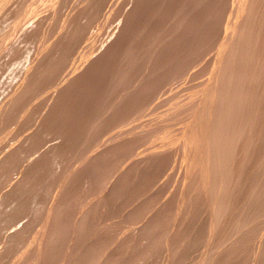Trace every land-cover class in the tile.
Masks as SVG:
<instances>
[{
    "label": "rangeland",
    "instance_id": "obj_1",
    "mask_svg": "<svg viewBox=\"0 0 264 264\" xmlns=\"http://www.w3.org/2000/svg\"><path fill=\"white\" fill-rule=\"evenodd\" d=\"M7 1V2H6ZM13 2V4H14V2H16V1H18V0H15V1H13V0H4V1H0V6L3 4V2H6V3H4L1 7H0V14H2V18H0V20L1 19H3V20H1L0 21V26L1 27H4V28H1V29H4V30H1L0 29V45H1V40H3V41H5L4 43L2 42V47H0V50L2 49V48H4L5 50H7L9 47L11 48V46H9V45H6L7 47H5L4 45L5 44H8V43H10V45L12 44V48H11V50H9V53H10V55H7V54H9L7 51H5V52H1L0 53V56L2 57V53L4 54L3 56H5L6 58H7V60H6V58H4V57H2L4 60H2V58H1V63L3 64V62H4V64H3V66L5 67V65L6 64H8L9 66H11V68L8 66V65H6V72L3 70V73H1L2 71H1V68H0V76H1V79L4 77V75H9L10 76V73H11V80H10V77H9V80H8V77H7V79H6V77L5 78H3L2 80H1V82L3 81L4 83H2V85H0V87H2V88H0V91H2L3 90V88L5 89L6 88V90H7V88L9 87V86H12V84L14 85V88H16V84H17V82H15V81H18L20 78H21V74H22V72H24V71H26V70H24L23 71V68L25 67V69H27L28 67H32V66H34L35 68L36 67H39L40 68V75H38L37 74V77H36V79H33L34 80V82H35V85H33V90L31 91H29V93L31 92H33L32 94H33V96H32V94H28V101H27V96L25 97V98H23L24 100H26L27 102H30L29 100H32L31 101V104L29 105V104H27L25 101V103L29 106V109H31L32 111H33V109H32V102L34 103L35 101H33V100H37V101H41L42 99H44L43 98V96H47V98H50L52 95H54V96H58V97H60V99L58 98V97H54L55 99L56 98H58V101H57V99H56V101H55V99L53 98V96H52V99L50 98V99H46L43 103L46 105H43V103H42V101H41V103L40 104H38L39 106H40V108H42V109H40L39 108V106L37 107H35L34 105H35V103L37 102H35L34 103V105H33V108H37L35 111H33V112H36L35 114H33V112L32 111H30L29 109H28V107H26L25 105L26 104H23V102H22V100H21V102H22V104H21V102H19L17 105L19 106H22V105H24L27 109V113L26 112H24L25 113V117H23V111H25V107L23 108H19L17 105H15V106H17V108L16 109H18V110H16L15 109V111L12 109H10V111H12V113L13 112H20V115L18 116L17 115V117L20 119V120H22L23 118H26L27 116H29L28 118H26L27 119V121L29 120V119H31L30 121H31V123H32V127L33 128H35L37 125V127H36V129H33L32 127H31V123H29V125H30V127L31 128H29L27 125H28V123L26 122H24L23 123V120H22V122L21 121H19L18 120V122H17V118H16V120L14 119L16 116L14 115L13 117H12V119H14L13 121H12V119H11V117H10V119H11V121L10 122H12V123H14L13 124V126H12V124L9 122V118H7L6 116V119H8V123H9V125L11 124V126H9L8 125V123H6V125H8L7 127H6V125H4L5 126V128H7L6 130L5 129H3V133L1 132L2 130L0 129V135H2V139H0V140H3V138H4V136H5V134L7 133V135H11L12 133H11V129L13 130V133L15 134H17V130H19L18 128H20V127H28V128H26V129H28L27 131L25 130V133L24 134H22V135H20L21 133H20V131L18 132V133H20V134H18L19 135V138H18V136H17V138H15L16 137V135L14 136V134L13 135H11V136H14V137H12V138H10V136H8V138L7 137H5V138H7V139H5V140H8V141H10V140H13V141H15V142H17V140H18V143H19V140H22V142H24L23 144H24V146H25V140L27 139H25L24 141H23V139H24V137H26V136H28V142H31V143H33V144H29V143H27L26 144V147H24L21 143V145H20V147L19 148H21V146L22 147H24V148H22V149H19L18 148V143L16 144L17 145V149H18V151L20 152L21 150H27V151H25V153L27 152V154H25L24 153V151L23 152H20L21 154H18L17 152V157H18V155L20 156H25V155H27L28 157L26 158V156L24 157L26 160L27 159H29V160H27L28 162H26L25 161V159L23 160L21 157V159L23 160V162L24 163H22V160L21 159H18L19 160V162L17 161H12L11 162V164H12V167H11V164L9 163V161H8V163L10 164H6L5 166H10L9 168H10V170L12 171H7L10 175L11 174H15L14 176V178H15V180H13L12 178H10L9 176L10 175H8V177H9V179H6V177L5 176H7L6 175V173H4V170L6 169V167L4 166L3 167V165L4 164H2L1 162V164H0V166H1V168H0V173L1 172H3V175L4 176H1L0 175V184H1V189L2 188H5L6 189V187L8 186L9 188H11L10 186H12V184H16L17 186H12L13 187V189L15 188V187H19L20 185L21 186H23V187H25V188H22L21 186H20V188H21V190L23 191H21V192H18V194L16 193L17 191H20V188H18L19 190H17V188L16 189H12L13 191H16V192H14V193H16L15 194V196H20V197H17L18 198V200L20 201L23 197H24V199H22V201H18V203H20V204H18L17 203V198L14 196H12L11 195V197L12 198H14V199H12L11 197V201H10V206H9V204L6 202V201H9L8 199H9V196H10V191H9V188H8V192L5 190V189H3V190H0V192L1 191H3L2 193H0V197L2 198L3 196H5V197H3L4 199H5V201H4V199H3V201H2V199L0 198V200L2 201V203H0V207L2 208V213L4 214V213H6V216H7V214L9 213V211H16L18 208H19V206H21V202H22V204H24L23 205V207L24 208H28L29 209V211L27 210V212H29V213H27L26 211H24V213H22V209H21V207L19 208L20 210H19V215L24 219V221L22 220V218L20 217V219H21V221H19L18 220V218H16L17 220H15L14 222H13V228L11 227L12 225H11V222H10V224H9V222L7 223V220H8V218H9V216H10V218H11V220H14V219H12V217H16L15 215L13 216L11 213L10 214H8V217H5V219H1L0 220V223L2 224V225H0V227L2 228V230H1V232H0V239H1V244H2V246H3V244H4V247L6 248L7 246H9L10 244H12V242L10 241V239L16 244V243H20V245L22 244V248L19 246V245H14V244H12L13 246H15V248H17L18 247V252H16L14 249L12 250L11 249V251H15L16 252V254L15 253H12L11 251H9L10 249V247L6 250L4 247L2 248L3 250L1 251V249H0V251L1 252H5L4 251V249L6 250V251H8V252H6V253H4V254H7V255H9V252H11L12 254H14V255H18L19 257H20V255L22 254V257H20L21 258V261H23L22 260V258H26V256H24L23 257V255L25 254H27L28 255V253H24V252H29V251H31L32 250V252H29V256H31L32 258L35 256V257H37V258H39L40 257V255H43L45 252H46V254H44L43 255V258H42V256L39 258V259H37L40 263L39 264H46V262H47V264H69V263H72L73 264V262H74V264H88V263H90V264H115V263H119V262H117V260H119V259H117V258H120V264H167V261H170V262H168V264H179V262H180V264H181V262L183 261V259H184V261L186 262L187 260V262L186 263H190L191 264V261H189L190 259H189V256L190 255H192V256H190V257H194L193 255H200L199 256V259H197V262L200 264V262H203V264H207V261L208 260H201V258L200 257H202V258H206V259H209V263H212L213 264V262H214V260H215V258H216V256L215 255H217V257H218V255H219V260H220V258L221 257H223V256H225L226 254H228V255H226L224 258L226 259V261H228V262H224L225 260H224V258L222 259V261L224 262V263H221V264H247V263H251V261L250 260H254V259H256V258H254V257H257V255L259 254L260 256H262V259H260V258H258L257 257V259H260L261 261H259L260 263L259 264H264V258H263V256H264V251L262 252H258V250H257V246L258 245H260L261 246V249H263V247H264V240H263V245H261V239H264V235H263V233H264V220L262 221L261 220V224H262V226L261 225H259V222L258 223H256L255 224V222H257V221H259V219H256L257 217H259V214H261L260 215V217H261V219L262 218H264L263 217V214H262V212H261V210H263L264 208V205H263V203H264V201L261 203V205H258L260 208H261V206H263L262 208L263 209H260V212L257 210V212L259 213H255V212H253V214H254V216H255V214L257 215V216H255V219H256V221L253 219V217H251L253 220L251 221L253 224H255V225H257L258 224V226H259V230H258V226L255 228V227H253L251 224V222H249V223H251V224H249L250 226H246L244 229H247L246 230V232L247 233H249L248 232V230H252L251 228H255L254 229V231H257V233L258 234H260V235H258L257 237L255 236V235H257V233H253V230H252V236H251V239L249 238V236H243V237H245V238H243L242 237V239L243 240H241L240 238H237L236 237V235H238V234H240L239 236L241 237L242 235H243V232H245V231H241L242 232V235H241V233L239 232L238 234H236V235H234L235 236V238H237L236 240L239 242V241H241V243H240V246H241V244H243L241 247L240 246H238V242L237 241H235V238H234V236H233V239L231 238L232 237V234H231V232H234V230L232 229V227H234V228H236V226H234L233 225V220L235 219L234 218V216L232 215V217H229V218H227L228 220H229V222H227V219L225 220V222H223L222 224H221V227H219L218 229H217V231L218 230H220L221 232H222V234L221 233H218V232H220V231H216V233H215V237L213 238V239H217V241L216 240H214V242L216 241V243H214V242H212L213 241V239L211 238V239H209V232H210V230H211V221H212V219H210L208 216H209V214H210V216H211V213H210V211H209V207H208V204H207V200L208 199H206V196H205V194L203 193V191H202V193L200 192L201 190H200V188L202 189V186H201V183H200V178L197 180L196 178H198V177H196V173L194 172V175L192 176V175H190V174H193V173H189V170H190V172L192 171L193 172V170H192V168L190 167V164L188 165V160H191V159H188V160H185V162L187 163H185L184 161H182L183 160V158H189V156H190V154L193 156V153H192V151L190 152V150H188L189 148L188 147H190L189 146V144H187V142L185 143L184 142V140H185V138H186V140L188 139V136L190 135V133H191V131H195V129H193V128H191V127H189L190 125V121H186V120H189L190 118H191V121H192V123H194L195 122V120H192V118H195V116L194 115H196L197 116V112L195 113V114H193L191 111H190V109H187V110H184L185 112H186V114L184 113V111H183V108H182V110H181V103H179L180 101L182 102V104H184V102H185V106H186V104H188V106L189 105H191V104H194V103H196L195 104V106L193 107L194 109L196 108H198L197 106H198V97H196L197 99H196V101H195V99H193V98H190L189 96L190 95H192L191 97H194L195 98V96L197 95H199L198 93L200 92V90H198L199 88H202V87H200V86H203V83L205 82V79H207V77L208 76H206V74H207V72L209 71V68H210V66H209V63H211L212 62V60H213V58H214V52H215V48H217V46H215L214 44L215 43H218L219 44V42L221 41V39H222V36H223V34H224V30H225V28H223L225 25H226V23H227V21H228V19H229V15H230V12L229 11H231V9H232V4H233V2L235 1V0H220V1H218V0H198L199 1V3H197V6H196V4L194 3V2H196V0H170V1H168V0H126V2H125V0L122 2V0H119V1H117V0H115V2H114V0H111V1H109V0H90L91 2H89V0H87L86 2H87V4H86V2H85V4H83L84 2L83 1H85V0H75V1H73L75 4H72L73 2L72 1H70L69 2V0H67V1H64V3H66V4H64V3H62L63 2V0H62V4L60 3V5H61V9L63 8L64 9V7H62L63 5H67V6H65V8L66 9H64V10H66L64 13H63V11H62V13H63V15H59V13H60V11L59 10H61V9H59V7L57 8L56 6L59 4V0H57L56 2H58L57 4H56V2L54 1L53 2V4H52V2L50 1L49 3L48 2H46V0H43V2L40 0V1H37V0H23V1H25V2H22L23 4H21V2L20 1H18V3L16 2V4H14L15 6H14V8L12 7L13 6V4H12V2ZM28 1V2H27ZM49 1V0H48ZM53 1V0H52ZM98 1H100V2H98ZM114 2V4H113V2ZM165 1V2H164ZM186 1V2H185ZM200 1L202 2L203 1V3H200ZM218 1V2H217ZM225 1V2H224ZM255 2V5H256V3L258 4V5H260L259 3H261L262 5H263V9H264V2L262 3V2H260V1H264V0H254ZM20 2V3H19ZM33 2V3H32ZM34 2H35V6L37 7L38 5L40 6V7H38V8H40V9H35V7H34ZM37 2V3H36ZM48 3L49 4V8L47 7L48 6V4L46 5V4H44V5H46V7H47V9H46V7L42 4H40V3ZM72 2V3H71ZM78 2V3H77ZM82 2V3H81ZM119 2V3H118ZM120 2H122L124 5H122V3H120ZM144 2V3H143ZM159 2H162V3H164V4H162V3H159ZM192 2V3H191ZM222 2V3H221ZM236 2V1H235ZM259 2V3H258ZM27 3H29L30 5H32L34 8H31V10H30V5L29 4H27ZM39 3V4H38ZM55 3V4H54ZM70 3V4H72V5H75V7H78L77 5L79 4H82V5H84V6H86V8H85V10L81 7H79V8H74V6H72V5H68V4ZM90 3H92V4H90ZM101 3V4H100ZM194 3V4H193ZM217 3H219V4H217ZM253 3V4H254ZM9 4L10 5V7H7L6 8V6ZM18 4H20V6L22 5V6H24V4L25 5H29V6H25L24 8L21 6H17ZM77 4V5H76ZM89 4V5H88ZM103 4V5H102ZM115 4H116V6H115ZM121 4V5H120ZM160 4H162V5H160ZM167 4V5H166ZM172 4V5H171ZM181 6H180V5ZM200 4H202V5H200V6H202V7H199V5ZM6 5V6H5ZM8 5V6H9ZM53 5V7H51V6ZM55 5V6H54ZM88 5V6H87ZM95 5V6H94ZM97 5H98V7H101V8H98L97 7ZM101 5V6H100ZM106 5V6H105ZM111 5V6H110ZM140 5V6H139ZM220 5H221V7H220ZM224 5V6H223ZM230 5V6H229ZM258 5H256V6H254V10L257 8V6ZM262 5H261V8L260 7H258L256 10L258 11V9H259V11H260V9H262ZM5 6V7H4ZM31 6V7H32ZM45 8H44V7ZM70 6V7H69ZM89 6H90V8L91 9H89ZM94 6V7H93ZM115 8H113V7ZM118 6V7H117ZM120 6V7H119ZM160 6L162 7V8H160ZM182 7L181 9L179 8V7ZM194 6V7H193ZM230 8H229V7ZM2 7H4L5 9H7V11L9 12V10H10V8H11V10H10V12L11 11H13V10H15V11H13V12H11V14H10V12L7 14L6 12H4L5 11V9L4 8H2ZM15 7H16V9H15ZM19 7H20V9L21 10H19ZM28 9H27V8ZM71 7H73L74 9H71ZM95 7H96V9H95ZM116 7H117V9H116ZM159 7V8H158ZM187 8V9H184V8ZM198 9H197V8ZM13 8V9H12ZM17 8H18V10L19 11H22L23 10V12L26 14V16H24L25 14L23 13V15L22 14H19V11H17ZM43 8H44V10L46 9L48 12H50L49 10H51V12L49 13V14H52L53 16H49L48 17V15L49 14H47L46 12L47 11H43ZM68 8H70V9H68ZM144 8V9H143ZM172 8V9H171ZM179 8V9H178ZM194 10H193V9ZM26 9V10H25ZM42 9V11H39V10H41ZM54 9V10H53ZM59 9V10H58ZM62 9V10H63ZM97 9H98V11H97ZM157 9H158V11H160V12H157ZM161 9V10H160ZM165 9V10H164ZM209 9V10H208ZM229 11H228V10ZM28 10H30V11H28ZM39 11L38 13H39V17H36V20H35V15L36 16H38L37 14V11ZM68 10H71V11H73V12H71L70 14L68 13V12H70V11H68ZM92 11V12H90V11ZM94 10V11H93ZM96 10V11H95ZM107 10H108V12H107ZM178 11V13H179V11H180V13H179V16H178V13H176L175 11ZM185 10H187V11H185ZM253 10V9H252ZM256 10H255V12H256ZM1 11H3L2 13H1ZM26 11V12H25ZM29 13H28V12ZM32 11V12H31ZM33 11H36V14H35V12L33 13ZM55 11H57L58 12V15L56 14L55 15V13H57V12H55ZM89 12V14H88V12ZM101 11V12H100ZM104 11V12H103ZM116 11V12H115ZM129 13H128V12ZM133 11V12H132ZM191 11H193L194 12V14L192 13H190ZM258 11V12H259ZM262 11V13H260V14H263L264 13V11L263 10H261ZM17 14H19V15H15L16 13ZM30 12L31 13H33V14H35L34 15V17L30 14ZM42 12H43V14H45L47 17L46 18H49V20H51L50 22H51V25H53V24H55V21H52L53 19L55 20V17H56V21H58L59 20V18L57 19V16H60V19H61V21H62V19H63V24L65 23V21L66 22H69V24L68 23H65V24H68V25H66V27H65V25L63 26V24H61L60 23V21H58L59 23H60V25H59V28H55L56 27V25L57 24H59V23H56V25H55V27H52V28H55V29H53L54 31H52V32H54V34L53 35H55V37L54 36H52V35H50L51 33H48V32H51V31H48V29L50 28V24L49 25H45V24H48L49 22V20L48 19H46V18H41V17H44V16H42L43 14H42ZM45 12V13H44ZM79 12H84V13H82V15H84V16H82L81 15V13H79ZM85 12H87V14L85 13ZM94 12H99L100 14H97V13H95L94 14ZM143 12V13H142ZM164 12V13H163ZM254 12V13H255ZM3 13H5V14H7L8 16H6L5 14H3ZM104 13V14H103ZM116 13V14H115ZM145 13V14H144ZM153 13H156L157 14V16H156V14H153ZM175 15V14H177V16H173V14ZM182 13H184V15L182 14ZM187 13H190V14H187ZM215 13V14H214ZM218 13H219V15H218ZM257 14L256 15V13H255V15L253 16L252 15V18L251 19H253V21L255 20L256 22H258V23H256L257 25L256 26H258L259 28H255V24L254 25H252L253 23L251 22V20H250V22L251 23H249L250 24V28H251V32H250V34H252L253 32V34L252 35H254L255 34V31L257 32L256 33V37L255 36H253L254 37V39H253V37L251 38V40L253 39V42L255 43V42H257V41H255V38H256V40L257 39H259L258 40V42L260 41V39H263V41H264V31H263V33L261 32V30L260 29H263L264 28V24L262 23L264 20H262L263 19V17L261 16L260 17V14ZM67 14V15H66ZM76 15V17L75 18H77L78 17V20H79V18H81L80 20L81 21H83L82 20V17H83V19H85V18H88L89 16L88 15H90V17H91V21L89 22V23H91V25L93 26V27H91V28H89V29H91V31L89 30V31H86L84 28L88 25V26H91V25H89L88 23L86 24V22L87 21H89V20H87V21H85V26H84V31H83V29H81V31H79V33L78 34H80L81 36V38L80 37H78L77 36V30L79 29L80 30V28H82V24H83V22H82V24L80 25V23H78V21L77 20H75L73 17H72V15L73 16H75ZM80 16H82V17H80ZM86 14V15H85ZM97 14V15H96ZM111 14V15H110ZM116 16H115V15ZM126 16H125V15ZM128 14H130L129 16H128ZM135 14V15H134ZM160 14V15H159ZM185 14H187V15H189V16H187V15H185ZM15 16L14 18H13V16ZM21 15V16H20ZM29 15V16H28ZM78 15V16H77ZM142 15V16H141ZM144 15V16H143ZM149 15H151L152 17L154 16V18H151V16L149 17ZM182 15V17H183V19H182V17H180ZM196 15V16H195ZM226 15V16H225ZM10 16V17H9ZM30 17V18H32V19H34V21H32L30 18L27 20L26 19V17ZM86 16V17H85ZM98 16H100L99 18H98ZM106 16V17H105ZM113 16V17H112ZM131 16V17H130ZM173 16V17H172ZM195 16V17H194ZM222 16V17H221ZM0 17H1V15H0ZM4 17H6V18H4ZM8 17H9V19L10 20H12L10 23H9V19H8ZM12 17V18H11ZM21 18V20H20V18ZM23 17H24V19H25V21L26 22H24V19H23ZM92 17H93V19H92ZM127 17V18H126ZM136 17V18H135ZM146 19H145V18ZM174 18V17H176V18H180L181 20H183L184 21V19H185V23L183 22H180V21H176V20H179V19H172L173 21H171V19L170 18ZM187 19H186V18ZM189 17V18H188ZM191 17V18H190ZM200 17V18H199ZM226 17H228V18H226ZM37 18H39L40 20H42V19H46V20H48L47 22H45V21H41V24H43V26L41 25V26H39V27H42V29H41V33H44L45 31H48L47 33L50 35V37H49V35L45 32L44 34H40V37L39 36H37L38 38H36V36L35 35H39V33H37L36 31L33 33V31L32 30H30L29 28H27L28 26L30 27V25L32 26H34V24H36L37 22H39L40 23V20L39 19H37ZM66 18V19H65ZM104 20H103V19ZM106 18V19H105ZM110 18V19H109ZM113 18V19H112ZM130 18V19H129ZM142 18H143V20H142ZM152 20H151V19ZM168 18V19H167ZM193 18V19H192ZM209 18V19H208ZM259 18H261V20L259 19ZM6 19V20H5ZM69 19V21H67ZM74 19V20H73ZM98 19V20H97ZM126 19V20H125ZM149 19H150V21H149ZM204 19H208L205 23H203L202 21H204ZM222 21H221V20ZM5 20V21H4ZM15 20V21H14ZM17 20V21H16ZM38 20V21H37ZM79 20V21H80ZM140 20V21H139ZM147 20V24L148 23H151V24H146L145 25V21ZM165 20H166V22H165ZM188 20V21H187ZM197 22H196V21ZM2 21H4L3 23H2ZM20 21H23L24 22V25H22L21 23L22 22H20ZM28 21V22H27ZM32 22V24H31V22ZM80 21V22H81ZM111 21V22H110ZM163 21V22H162ZM170 21L172 22L171 24H170ZM214 21V22H213ZM224 21V22H223ZM262 21V22H261ZM13 22V23H12ZM16 22V23H15ZM17 22H18V24H17ZM20 22V23H19ZM29 22H30V24H29ZM43 22H45V23H43ZM53 22V23H52ZM75 22V23H74ZM102 22V23H101ZM145 22V23H144ZM167 22H169L167 25H165V23H167ZM200 22V23H199ZM12 23V24H11ZM26 23H27V29L28 30H30L32 33H33V37L34 38H36V39H32L33 37H32V35H29V36H31L30 38L33 40V45H34V43L36 44L37 43V45L39 44V43H41L40 45H38L37 47H36V45H35V48L34 47H32L33 45H32V42L30 43V42H28L29 40H30V38L29 39H27L29 36H27L26 34L28 33L29 34V32L30 31H26L27 29L25 28V25H26ZM34 23V24H33ZM39 23H38V25H39ZM94 23V24H93ZM107 23H109V24H107ZM143 25H142V24ZM175 23H176V25H175ZM178 23V24H177ZM203 23V24H202ZM262 23V24H261ZM11 24V25H13V26H11V28L9 29V25ZM22 26H21V25ZM77 25V26H79L78 27V29H75L76 28V26H74V28H73V26H71V25ZM170 24V25H169ZM175 25V26H172V25ZM183 24V27L181 26ZM185 24V25H184ZM202 24V25H201ZM261 24V25H260ZM6 27H5V26ZM15 25H18V27H16L15 29H14V31H12L13 30V28L15 27ZM95 25H96V27H95ZM141 25V26H140ZM145 25V27H143V29L145 30H143L142 29V26H144ZM204 25V26H203ZM224 25V26H223ZM262 25H263V27H262ZM8 26V27H7ZM32 26V27H33ZM49 26V28H47ZM54 26V25H53ZM105 26V27H104ZM108 26L110 27V28H108ZM138 26H140V28L138 27ZM182 27V29H184V30H182L181 31V27ZM192 28H191V27ZM201 26V28H202V30L201 29H199V27ZM254 26V27H253ZM260 26L262 27V28H260ZM21 27L24 29V30H22L21 29ZM36 27H37V25H36ZM39 27H37V28H39ZM61 27V28H60ZM64 29H63V28ZM102 27V28H101ZM147 27V28H146ZM150 27V28H149ZM164 27H166V28H164ZM174 27H176V28H174ZM179 27V28H178ZM212 27V28H211ZM220 27V28H219ZM253 27V28H252ZM37 28H36V30H37ZM46 28H47V30H46ZM70 28H72V29H75V30H73V31H76L75 33H74V36L76 35L77 36V41L75 40L74 42L76 43V44H79V45H77V48H76V44H75V50H74V45H72L71 46V44H73V40H74V38L76 37H74V36H72V37H74V38H72V40H71V38L69 39V40H71V42L72 43H70V45H68V43L70 42H68L67 41V45H68V47H69V49H70V47L72 48L73 47V51L75 52L74 54H73V52H71L72 50H69L68 48H67V45H66V47H65V45H63V43L65 44L66 43V40L71 36V34H69L70 36L64 41V38H62V36H66L65 34H67V33H73V31H72V29H71V31H69V29ZM95 28H97V29H95ZM115 29L116 28V30H115V32H114V30H112V31H110V29ZM128 28V29H127ZM155 28L157 29V30H155ZM167 28H171V30H172V28L174 29V30H176V31H174V33L176 32L177 34H176V36L175 35H173V37L172 38H170L169 36L170 35H172V34H174L173 33V31H167V30H169V29H167ZM9 29V31H7ZM19 29V31L20 30H22V32L23 33H25V31L27 32V33H25V35H26V37H25V35H22V33L21 32H19V31H17V30ZM33 29L35 30V28L33 27ZM51 29V28H50ZM49 29V30H50ZM59 29H60V31H63L62 33H60V31H59ZM63 29V30H62ZM87 29H88V27H87ZM137 29H140V30H137ZM150 29V31H148ZM151 29H152V31H151ZM160 29V30H159ZM164 29V32L162 31V30ZM179 29H180V31H179ZM193 31H192V30ZM197 29H198V31H197ZM253 29V30H252ZM254 29H255V31H254ZM260 31H259V30ZM38 30H40V29H38ZM37 30V31H38ZM95 30V31H94ZM121 30H122V32H121ZM125 30H126V32H125ZM137 30V31H136ZM143 30V31H142ZM190 30V31H189ZM196 31V33H195V31ZM199 30H200V32H199ZM208 30V31H207ZM223 32H222V31ZM2 31L5 33V35L4 36H6V38L5 37H2L3 36V33H2ZM12 31V32H11ZM43 31V32H42ZM84 32V34H82L83 32ZM101 31V32H100ZM142 33L141 35H140V33ZM155 32V36H152V34L154 35V32ZM158 31V32H157ZM164 34V36H162V34L160 35V33L161 32ZM167 31V32H166ZM179 31V32H178ZM184 31V32H183ZM188 32V34L187 33H185V32ZM215 31V32H214ZM80 32H82V33H80ZM86 32H88V33H86ZM89 32H91V34L89 33ZM104 32V33H103ZM138 32V34H136ZM145 32V33H144ZM149 32H151V33H149ZM160 32V33H159ZM169 32V33H168ZM185 33V34H183V33ZM198 32V33H197ZM209 32V33H208ZM212 32H214V33H212ZM258 32H259V34H260V36L258 35ZM11 33L12 34H14L13 36L11 35ZM18 33H20V34H18ZM31 33V34H32ZM37 33V34H36ZM57 33H59V34H57ZM96 33V34H95ZM148 33V34H147ZM170 34L169 36H168V34ZM172 33V34H171ZM208 33V34H207ZM218 33V34H217ZM219 33H221V34H219ZM8 34H10L9 36H11L10 37V39L12 38V37H15V34H17L16 36V38H14V39H11V42L14 40V42H10V40H9V36L7 37V35ZM46 34V35H45ZM85 34H86V36H85ZM92 34H93V36H92ZM108 36H107V35ZM150 34H151V37H150ZM181 34V35H180ZM190 34H192V36L190 35ZM197 34V35H196ZM208 36H207V35ZM41 35H45V37L47 36V38L50 40L51 39V37H53V39L55 38V40H53V39H51V40H53V42L50 40V42L51 43H49V41L48 40H43V39H46L45 37L43 38V36H42V38H41ZM73 35V34H72ZM94 35H95V37H94ZM135 35H136V39H135ZM143 35H145V38H143ZM156 35H158V37H162L163 39V41L161 40V39H158L157 40V38H155L156 37ZM166 35H167V37H169V38H167L168 40H166L165 38H166ZM180 35V36H179ZM184 35V36H183ZM186 35H188V36H186ZM220 35V36H219ZM222 35V36H221ZM90 42H88V44L89 45H93V46H89L91 49L90 50H92L91 52H89V54H88V46L86 45L87 43H86V40L84 39V37ZM91 36V37H90ZM98 36V37H97ZM139 36V39L137 38ZM142 36V38H140ZM147 36H148V38H147ZM175 36V37H174ZM191 36V37H190ZM205 36H206V38H205ZM257 36H259V37H257ZM21 37V38H20ZM67 37V36H66ZM97 37V38H96ZM102 39H101V38ZM133 37H134V39H133ZM160 37V38H161ZM202 37V38H201ZM262 37V38H261ZM2 38V39H1ZM8 38V39H7ZM17 38H20V40H22V38H23V41L25 42L24 43V45H23V41H20L19 39H17ZM27 40H26V39ZM60 38H62L63 39V41H61L60 40ZM89 38V39H88ZM94 38V39H93ZM122 38V39H121ZM132 38V39H131ZM147 38V39H146ZM151 38H152V40H151ZM187 38V39H186ZM208 38V39H207ZM220 38V39H219ZM5 39H7V40H5ZM15 39H16V41H17V43H16V47L17 48H15V46H14V44H15ZM145 39V40H144ZM150 40V42H149V40ZM157 41H155V40ZM171 39V40H170ZM216 39V40H215ZM19 40V41H18ZM27 41V43H26V41ZM36 40H37V42H36ZM39 40L41 41V40H43V41H41V42H39ZM58 40H60L61 41V43H59V41ZM80 40H82V41H80ZM131 42V44L129 43V41ZM159 40H161L162 41V43H161V41L159 42ZM172 40H173V42H172ZM182 40V41H181ZM185 40V41H184ZM198 40V42H195V41H197ZM202 40V41H201ZM9 41V42H8ZM31 41V40H30ZM45 41V42H44ZM46 41H48V43H46ZM58 41V42H57ZM92 41V42H91ZM93 41H95V44H93ZM127 41V42H126ZM144 41V42H143ZM149 42V43H146V42ZM155 41V42H154ZM167 41V42H166ZM171 41V42H170ZM217 41V42H216ZM262 41V42H263ZM19 42V43H18ZM21 42V43H20ZM39 42V43H38ZM79 42H82V43H79ZM126 42V43H125ZM135 42H137L138 43V45H137V43L135 44ZM139 42H140V44H139ZM257 42V43H258ZM261 42V41H260ZM259 42V43H260ZM261 42V43H262ZM58 43V45H60V47H61V44H62V46H64V49H62L63 47H59L58 45H56V47H55V44H57ZM92 43V44H91ZM129 43V44H128ZM144 43H145V45L147 44L148 45V48H150L149 50L150 51H152V50H156L155 52L153 51V52H151L152 53V55H151V53L149 52V50H148V48L144 45ZM161 43V44H160ZM171 43V44H170ZM173 43V44H172ZM176 43V44H175ZM179 43V44H178ZM185 43V44H184ZM188 43V44H187ZM257 43H255L256 44V46H255V44H253V47L255 46L256 48L258 47L259 48V50H257L255 47H254V50H256V53L258 52V51H261V49H264V47H261V45H263V43L260 45L259 43L257 44ZM21 45L23 48L24 47H26V45H32V46H28L29 48L31 47V50H28V47H26V48H24V51H23V49H22V51L20 50V48H19V46L18 45ZM43 44H44V46L45 45H48V47L47 46H45V47H47V48H45L44 46H43ZM51 44V45H50ZM82 44H85V46H87V47H83V45ZM141 44H143L144 46H145V48L143 47V45H141ZM158 44V45H157ZM161 46H160V45ZM164 46H163V45ZM191 44V45H190ZM205 45V47H204V45ZM207 44H209V45H207ZM218 44H216V45H218ZM50 45V46H49ZM83 47V48H86L85 50L87 51V53L85 52V50L81 47V46ZM94 45H95V47H97V48H95L94 47ZM97 45V46H96ZM122 45H123V47H122ZM126 45H129V47L128 46H126ZM135 45H136V47L139 49V47L140 48H144L146 51L148 50V52L150 53V55L147 57V58H145V56H143V54H140V52H137V51H140V50H137V48H135ZM156 46V47H154V46ZM203 45V46H202ZM20 46V47H21ZM39 46L40 47H42L43 49L42 50H40L41 48H39ZM55 47V50L56 51H58L59 49H61V50H63L62 52L64 53V54H61L60 53V55H59V51L58 52H56V59L58 58L59 59V61H60V57H63L64 55H65V51L64 50H66V48L70 51V54H69V58L68 57H65L64 56V58L67 60H70V62L67 64H64L65 66L66 65H69V69H67V67H65V70H69L68 72H69V75L68 74H66L65 75V73L67 72V71H64V69L63 68H60L59 67V65L58 64H56L57 63V61L58 60H56L55 58H54V60H56V63H54L55 61L53 60V64L54 65H52V67H50L51 66V61H50V63H47V64H43V63H46V62H44V61H47L48 62V59H50L51 57H54L55 55V52H54V54H52V53H50V54H52V55H54V56H51L48 52H53L54 51V47ZM81 48H80V47ZM101 46V47H100ZM124 46H126V47H124ZM152 47V49H151V47ZM163 46V48H161ZM201 47V49L203 50V52L207 49V51H205V53H202V50L201 49H198V50H196V47L197 48H200ZM264 46V45H263ZM21 47V48H22ZM59 47V48H58ZM79 47V48H78ZM121 47L123 48V49H121ZM133 47V48H132ZM154 47V48H153ZM203 47H204V49H203ZM210 47V48H209ZM213 47V48H212ZM7 48V49H6ZM33 48L34 49H37V50H33ZM51 48H53V49H51ZM98 48H100L99 50H98ZM124 48H126V49H124ZM156 48V49H155ZM175 49V51H174V49ZM14 49H17V50H20V51H18V52H20V55H22L21 53L22 52H24L25 53V49H27L28 51L27 52H31V54H29V53H27L28 55H31L32 56V53H34V54H36V55H38V57H35L36 58V62L39 60L40 61V63H39V65L37 64V63H35L34 64V60L32 61V59H33V57H32V59L30 58V56L28 57L27 56V54H26V56L23 54L22 55V57H23V59H24V57H25V59H26V61L25 62H23V60L22 59H20V58H22L21 56H20V58L18 57L17 58V54H19V53H17V51H15L17 54L16 55H14V51L13 50ZM77 49L79 50V52L77 51ZM131 49V50H130ZM136 49V51H134ZM144 49H141L142 51L144 50ZM212 51H210V50ZM49 50H51V51H49ZM80 50H81V52L83 53V55H80L81 53H80ZM84 50V51H83ZM96 50H97V52H96ZM122 50L123 51H125L124 52V54H122V55H120L121 53H122ZM130 51V53L131 54H135L136 52L137 53H139V54H137L136 53V55H133L134 57H130V56H132L131 54H130V56H128V55H125V54H127V53H129V51ZM144 50V51H145ZM165 50V51H164ZM187 50V51H186ZM200 50V51H199ZM209 50V51H208ZM11 51V52H10ZM43 53H42V52ZM78 53H77V52ZM95 51V52H94ZM120 51V52H119ZM128 51V52H127ZM146 51H145V53H146ZM173 51V52H172ZM180 51V52H179ZM190 51V52H189ZM197 51H199L198 53H199V55H198V53H197ZM263 51V50H262ZM261 51V52H262ZM7 52V53H6ZM41 52V53H40ZM46 52L48 53V56H49V58H45V57H47V55H45L46 54ZM66 52H67V50H66ZM119 52V53H118ZM134 52V53H133ZM147 52V53H148ZM186 54H185V53ZM188 52V53H187ZM194 52V53H193ZM196 52V53H195ZM11 53L13 54V56L15 57L16 56V58H17V61L15 60L16 58H14L13 56H11ZM42 54V56H40V54ZM68 53V52H67ZM79 54L78 55V58H79V60L76 58L75 59V54ZM146 53V56L148 55ZM155 53V54H154ZM193 53V54H192ZM212 55H211V54ZM255 52H254V54H256ZM260 53V52H259ZM72 54H73V59H71L72 58ZM87 56V58H85L84 56L85 55ZM88 54V55H87ZM98 54V55H97ZM156 54H158V55H156ZM177 54V55H176ZM178 54H179V56H178ZM189 54H192V55H189ZM35 55V56H36ZM63 55V56H62ZM106 55V56H105ZM124 55H125V57H124ZM154 55H156L155 57H154ZM193 55H196V56H198L199 57V59H197L198 57H195V56H193ZM200 55H202V56H200ZM203 55H204V57H203ZM206 55V56H205ZM207 55H208V57H207ZM211 55V56H210ZM257 55H259L258 56V58L256 57ZM254 58H256V59H254V60H261V62H263L264 60H262V59H264V51H263V54H257ZM11 56V58H14V59H12L13 61H11L10 59H9V57ZM19 56V55H18ZM41 57V60L39 59L40 57ZM71 56V57H70ZM77 56V55H76ZM90 56H91V58H90ZM121 56L123 57L122 59H121ZM129 57V58H131V59H129V58H126V57ZM170 56V57H169ZM188 56H191V57H189L188 58ZM261 56H263V58L261 59ZM82 57H84V59H87L86 61H84V59L82 58ZM152 57V58H151ZM153 57H154V59H153ZM164 57V58H163ZM195 57V58H194ZM202 57V58H201ZM207 57V58H206ZM213 57V58H212ZM28 58H30L31 60H29L30 61V63H32L33 62V64H31V65H29L30 63H29V61H28ZM64 58H63V60H61V62H63V63H65L66 62V60H64ZM81 58H82V61H81ZM134 58L136 59V61L138 62V60H139V62L138 63H135V61H134ZM149 58V59H148ZM161 58V60H159V59ZM174 58H176V60L174 59ZM206 58V59H205ZM209 58V59H208ZM19 59V60H18ZM24 59V60H25ZM38 59V60H37ZM77 60L76 62H75V60ZM161 62H159L158 60ZM172 59V60H171ZM190 59H193V61L192 60H190ZM196 59V61H194ZM200 59H202V60H200ZM21 60H22V62H23V64L24 63H27L25 66L23 65H20V64H18V63H21L22 64V62H21ZM51 60H52V58H51ZM72 60H74V62L73 63H71V61ZM151 60H153V61H151ZM167 60H170V61H167ZM199 60V61H198ZM20 61V62H19ZM28 61V62H27ZM131 61V62H130ZM133 61H134V65L132 66L131 65V63H133ZM167 61V62H166ZM5 62H8V63H5ZM12 62L14 63L15 62V64L13 65L12 64ZM78 62V63H77ZM118 62H121V65H120V63H118ZM126 62V63H125ZM175 62V63H174ZM189 62H190V64H193V63H195V64H193V65H188L189 64ZM199 62V63H198ZM256 62V61H255ZM260 62V63H261ZM0 63V64H1ZM59 63V62H58ZM63 63H60V64H62V66H63ZM76 63V64H75ZM88 63V64H87ZM129 64V66H132L131 67V69L129 68V66L127 67V65ZM153 63V64H152ZM158 63H160V64H158ZM166 63H168V65L166 64ZM198 63V64H197ZM202 63V64H201ZM2 64L0 65V67L2 66ZM36 64H37V66H36ZM44 65V66H47L48 64H49V66H47V67H42V65ZM58 65L57 67H55L56 65ZM79 64L82 66V67H80L79 66ZM83 64V65H82ZM113 64V65H112ZM117 64V65H116ZM119 64V65H118ZM126 64V65H125ZM179 64V65H178ZM200 64V65H199ZM18 65L19 66H21L20 68H21V70L20 69H18L17 67H18ZM77 65H78V67H77ZM145 65H146V67H145ZM153 65V66H152ZM162 65V66H161ZM167 65V66H166ZM177 65V66H176ZM260 66V67H256V66ZM13 66H17L16 68L20 71V73L19 72H17L18 70H15L16 68H14ZM53 66L56 68V70L55 71H60V72H62L63 71V73H61L60 74V72H56L57 74L59 73V76L57 75V74H55V72L54 71H51V70H54L53 69ZM61 66V67H62ZM75 66V67H74ZM125 66H126V68H125ZM137 66H139L140 68H141V70L139 69V67H137ZM174 66H176V69H175V67ZM253 66H255V69L256 68H258V70H260V68L261 67H263L264 68V65H262V63L261 64H253ZM23 67V68H22ZM48 67H50V71H49V73H47L48 72ZM77 67V68H76ZM150 67V68H149ZM165 67H167V68H165ZM169 67V68H168ZM191 67H194V68H191ZM11 69V70H13L14 71V75H13V71L12 72H8L7 71V69ZM43 68V69H42ZM47 68V69H46ZM57 68H59L58 70H57ZM71 68H73V69H71ZM77 69V72H75V70ZM112 68V69H111ZM123 68V69H122ZM127 68H129V70H131L132 71V73L129 71V70H127ZM134 68H136V69H134ZM152 68H154V69H152ZM160 68V69H159ZM178 68V69H177ZM197 68V69H196ZM205 68H207L208 69V71H206V72H204L205 71ZM262 68V69H263ZM80 69V70H79ZM125 69H126V71L128 72V73H126V75H128L127 76V78H126V76H124V72H125ZM134 71H137V72H134ZM190 69H191V71H190ZM195 69V70H194ZM203 69H204V71H203ZM93 70V71H92ZM119 70V71H118ZM140 70V71H139ZM142 70H143V72H142ZM162 71V73H161V71ZM173 70H177V72L175 73ZM179 70V71H178ZM200 70H202V71H200ZM264 70V69H263ZM22 71V72H21ZM75 72V74L73 75V73ZM80 71V72H79ZM112 71V72H111ZM118 71V72H117ZM121 71V73H122V75L123 76H121V73L120 74H118L119 72ZM147 71H149V72H147ZM193 71V72H192ZM261 71V70H260ZM5 72V73H4ZM43 72H44V74H43ZM45 72L47 73V74H45ZM50 72H53V75L54 76H58V78L60 77V75H61V77L63 78V80H61L62 78H59L60 80L59 81H56L55 83L57 84V82H60V81H62V82H60L61 83V86L62 85H64V88H62L61 86L59 87V85H60V83L57 85L59 88H57V86L55 85V87H53V85H50V87L53 89V90H51L52 91V93L50 92V90L49 89H51L50 87L48 88V90H45V89H47V88H45L46 87V85L48 84L49 85V82L52 84V82L51 81H55L56 79H54L55 77H53L52 76V73H50ZM82 72V73H81ZM138 72H140V74L139 75H137L138 74ZM151 72V73H150ZM196 72H197V74H196ZM199 72H201V73H199ZM259 72V71H258ZM6 73H8V74H6ZM18 73V75L17 76H15V74H17ZM111 73V74H110ZM113 73H115V74H113ZM130 73V74H129ZM137 73V74H136ZM147 73H150L149 75L147 74ZM156 73H158V74H156ZM165 73V74H164ZM189 73V74H188ZM194 73V74H193ZM205 73V74H204ZM262 73H263V75H262ZM3 74V75H2ZM19 74L21 75L20 77H19ZM41 74H43V75H45L44 77L46 78V75L48 76L49 74V79H50V76L51 77H53L52 78V80H49L48 78H46V79H44L43 78V82L45 83L46 81H47V79H48V81L44 84H42V82H41V84L44 86L45 85V87H44V91H43V93L41 92V93H39V91L41 90L40 89V87L42 86H40L39 85V79L38 78H42L43 77V75H42V77H40L41 76ZM110 74V75H109ZM136 74V75H135ZM162 74L163 75H165V76H163L162 77V79H161V76H162ZM176 74V75H175ZM188 74V75H187ZM199 74H201V75H199ZM205 75V77L206 78H204L203 79V77H204V75ZM209 74V73H208ZM72 75V76H71ZM113 77H112V76ZM116 75V76H115ZM144 75H145V78H144ZM147 75H148V77H147ZM160 76V77H158V76ZM178 75V76H177ZM179 75H180V77H179ZM259 75H262L263 77H264V72H260V74ZM3 76V77H2ZM12 76H13V78L15 79H13L12 78ZM15 76V77H14ZM67 76H69V78L67 77ZM74 76V77H73ZM110 76V77H109ZM114 76H115V78H114ZM117 76H118V79L119 78H121L122 77V79H123V77L130 83V82H132L131 84H133V83H135L136 84V86H135V84H134V86L136 87H131V86H128V85H131V84H124V83H126L125 81H124V79L122 80V79H120V81H118V82H120L119 83V85L118 84H116V83H118V82H116L115 83V79H117ZM120 76V77H119ZM130 76H133V77H131L132 79H134V81L132 80V81H130L131 79L129 78ZM134 76H135V78H134ZM137 76V77H136ZM150 76V77H149ZM155 76V77H154ZM170 76V77H169ZM201 76V77H200ZM262 76H257V77H259V81L256 79V81H255V79H254V81H252V84L254 83H256L257 81L258 82H261V83H256L257 84V86H256V84H255V89H257V91L259 92L260 90H258V88H256V87H260V85L262 84V85H264V78L262 79ZM80 77V78H79ZM83 77V78H82ZM94 77V78H93ZM143 79V81H145V82H142V80H140L141 78ZM168 77V78H167ZM171 77H173V78H171ZM175 77V78H174ZM194 77V78H193ZM199 77V78H198ZM260 77H261V79L263 80H260ZM70 78H72V80L70 79ZM105 78V79H104ZM111 78H113V79H111V80H113L114 81V83H112V81L110 80ZM128 78H129V80H128ZM137 78V79H136ZM160 78V79H159ZM176 78H181V80L180 79H177V82H176ZM183 78V79H182ZM187 78V79H186ZM189 78V79H188ZM196 78V79H195ZM199 79V85L198 84H195L196 82H198V79ZM4 79L8 82V84H10V85H8L7 84V82H5L4 81ZM13 79V80H12ZM64 79L66 80V81H64ZM108 79H109V81H108ZM117 79V80H118ZM135 79L137 80L136 82H135ZM155 79V80H154ZM158 79H159V81H158ZM164 79H168L167 81L166 80H164ZM203 79V80H202ZM32 80V81H33ZM36 80V81H35ZM70 80V81H69ZM116 80V81H117ZM153 80V81H152ZM166 82H164V81ZM189 81L190 82V84H191V86L193 87V88H191V87H189L188 86V83H187V81ZM200 80H202L201 81V83L202 84H200ZM13 81V82H12ZM75 81V82H74ZM97 81V82H96ZM124 82V83H121V82ZM140 81H141V83H140ZM162 81V82H161ZM171 81V82H170ZM65 82V83H64ZM66 82H68V83H66ZM109 82V83H108ZM138 82V83H137ZM174 84H173V83ZM182 82V83H181ZM16 83V84H15ZM54 83V82H53ZM78 83V84H77ZM145 83V84H144ZM155 85H154V84ZM157 83V84H156ZM159 83V84H158ZM171 83V84H170ZM3 84H7L8 85V87H7V85H3ZM32 84H34L33 82H32ZM70 84V85H69ZM84 84H86V85H84ZM107 84H108V86H109V88H108V86H107ZM112 84H113V86H112ZM115 84H116V88H115ZM121 84V85H120ZM122 84H124V85H122ZM138 84H140L139 86H138ZM142 84V85H141ZM147 84V85H146ZM164 84H168V85H164ZM173 84V85H172ZM187 85L186 87L188 88L189 87V89L191 88V89H193V90H191V93H190V91H188V93H187V91L185 90V89H187V88H185V86L184 85ZM253 84V85H254ZM260 84V85H259ZM66 85H68V86H66ZM130 88H128L127 86ZM145 85V86H144ZM154 85V86H153ZM158 85V86H157ZM176 85V86H175ZM180 85V86H179ZM182 85H183V87H182ZM34 86H36V87H34ZM78 86V87H77ZM117 86H118V88H117ZM120 86H121V89H120ZM126 86V87H125ZM137 86H138V88H137ZM157 86V87H156ZM160 86V87H159ZM170 86H172V87H170ZM48 87V86H47ZM91 87V88H90ZM113 87V88H112ZM124 87H125V89L126 88H128V91L130 92L129 94H131V95H129V94H125V92H128L127 90H125L124 89ZM142 87H144V89L142 88ZM145 87H146V90H145ZM165 88L164 90H163V88ZM181 87H182V89L184 90V91H182V92H184V94L183 93H181ZM264 87V86H263ZM262 87V88H263ZM10 88V87H9ZM9 88H8V90H9ZM31 88V89H32ZM34 88H36V90H34ZM43 88V87H42ZM54 88H56L55 90H54ZM96 88V89H95ZM143 90H142V89ZM150 88V89H149ZM160 88H162L161 90H159ZM171 88V89H170ZM195 88H198V89H195ZM58 89H61V90H59L58 91ZM114 89H116V91L114 90ZM125 90V92H124V94L126 95H124L123 93H122V91H124ZM132 89L134 90L133 92H132ZM136 89V90H135ZM148 89V90H147ZM188 89V90H189ZM254 88H253V86H251V88H250V90H252V91H254L253 90ZM6 90H3L4 91V93H3V91H2V93L3 94H7L8 93V90L6 91ZM11 91L12 90H14L13 88H11L10 89ZM38 90V91H37ZM131 90V91H130ZM145 90V91H144ZM157 90H159L158 92H157ZM168 90H170V92L172 93L173 91H175L176 92V95L177 96H175L174 94H175V92H173L172 94L175 96H171L172 94L168 91ZM264 90V89H263ZM7 93H6V92ZM35 91L37 92V96H35L34 94H35ZM51 93H49V92ZM54 91V92H53ZM97 91V92H96ZM113 91H115V92H113ZM143 91V92H142ZM147 91H153V94L151 93H145V92H147ZM166 92V93H164V94H162L163 92ZM177 91H179V92H177ZM197 91H198V93H197ZM257 91H255V92H257ZM46 92L47 93H49L48 95L46 94ZM56 92H57V94H56ZM61 92H62V94H61ZM109 92H111V93H109ZM120 92V93H119ZM137 92V93H136ZM138 92H141V94L140 93H138ZM169 92V93H168ZM257 92V93H258ZM45 93V94H44ZM56 95H55V94ZM82 93V94H81ZM117 93H119V97L121 96L120 94H123L122 95V97H123V99L121 98V100L119 101V98H118V101H117V103H116V101H114L113 100V98L115 99V96L116 97H118V95H117ZM160 95H159V94ZM195 93H196V95H195ZM39 94L41 95V94H44V95H42V98L39 96ZM116 94V95H115ZM139 94V95H138ZM147 94V95H146ZM169 94H171V95H169ZM180 94V95H179ZM260 95H261V92L259 93ZM263 94H264V91L262 92V97H263ZM1 95V94H0ZM92 95V96H91ZM103 95V96H102ZM107 95H109V96H107ZM114 95V96H113ZM142 97H141V96ZM167 95H169L168 96V98H167ZM182 95V96H181ZM189 95V96H188ZM3 96V95H2ZM1 96V97H2ZM6 96V95H5ZM30 96V97H29ZM49 96V97H48ZM68 96V97H67ZM71 96V97H70ZM147 96V97H146ZM164 96H166L165 98L167 99H165L164 98ZM1 97H0V99H1ZM93 97V98H92ZM99 97L102 99L101 101H100V99H99ZM109 97V98H108ZM138 97H140L139 99H138ZM145 97V98H144ZM149 97V98H148ZM171 97H173V98H171ZM181 97V98H180ZM39 98H41V99H39ZM46 98V97H45ZM66 98V99H65ZM71 98V99H70ZM106 98V99H105ZM126 98V99H125ZM190 98V100L191 99H193L194 100V103H192L193 101H189L188 99ZM264 98V97H263ZM263 98H260V99H262L263 100ZM53 99H54V101H53ZM65 99V100H64ZM99 99V100H98ZM117 99V98H116ZM128 99V100H127ZM131 99H133V100H131ZM136 99H138V100H136ZM146 99V100H145ZM159 99H161V101L159 100ZM175 99V100H174ZM260 99L258 100V102H260ZM49 100V101H48ZM114 102H113V101ZM151 103V101H152V103H154V105L156 104L158 107H160L161 106V108H159V111H158V107L157 108H155L154 107V105L152 106V103L150 104L148 101ZM157 100V101H156ZM184 102H183V101ZM48 101V104L47 103H45V102H47ZM54 102V103H51V102ZM103 101V102H102ZM104 101H106V102H104ZM143 101H144V103H147V104H144L143 103ZM155 101H156V103H155ZM179 101V102H178ZM57 103V105H56V103ZM79 102V103H78ZM116 103V107L114 108V106H113V108H112V106H110V105H112L113 103ZM137 102H139L138 104H137ZM173 102H175L174 103V105H173V108H174V110H175V104L177 105L176 106V108L178 107L179 108V111H180V114H181V116H182V118L183 119H180L181 118V116H179V114H178V117H179V119H178V121L176 120L177 118H175L176 117V113H179V112H176V111H178V108H177V110H175V111H172V113L173 112H175V114L176 115H174L175 117H173V115H171V117H170V114H172V113H170V111H171V109L169 110L168 109V107L170 108V104L171 103H173ZM178 102V103H177ZM257 102V101H256ZM257 102V103H258ZM262 102V101H261ZM260 102V103H261ZM263 102H264V100H263ZM107 103H108V106H107ZM131 103V104H130ZM141 103V104H140ZM168 103H169V105H168ZM259 103V104H260ZM37 104V103H36ZM50 104H51V106H50ZM88 104V105H87ZM142 104H144V105H142ZM178 104H180V105H178ZM262 104H264V103H262ZM262 104H260V106L262 105ZM48 105V106H47ZM123 105H125V106H123ZM133 105V106H132ZM164 105H167V106H164ZM197 105V106H196ZM52 106H55L54 108H52ZM64 106V107H63ZM98 106V107H97ZM101 106V107H100ZM102 106L104 107V108H102ZM111 108H110V107ZM138 108H137V107ZM141 106H143V108L141 107ZM145 106V107H144ZM148 106V107H147ZM151 106H152V109H153V107L155 108V109H157V110H155V111H153L154 113H152L151 114V112L152 111H150L151 109ZM172 106V105H171ZM185 106H183V107H185ZM187 106V107H188ZM254 106H255V104H254ZM258 107V104H256V108L258 107V110H260L261 109V107H263V106H261V107ZM14 107V106H13ZM31 107V108H30ZM51 107V109H48V108H50ZM57 107H60V108H57ZM71 107V108H70ZM108 107V108H107ZM147 107V108H146ZM163 107H167L166 108V111H165V109L163 108ZM189 107H192V106H189ZM46 108V109H45ZM79 108V109H78ZM97 108H100V109H97ZM104 109V111L102 110V109ZM110 108V109H109ZM136 108H137V110H136ZM172 108V107H171ZM172 108V109H173ZM264 108V107H263ZM263 108H262V112H263ZM24 109V110H23ZM52 109H54V110H56V111H54V113L52 112L53 110ZM95 109V110H94ZM97 109V110H96ZM111 109H114V112L111 110ZM119 109V110H118ZM130 109V110H129ZM133 109H135L134 111H133ZM145 109V111H143ZM149 109V112H147V110ZM169 111H168V110ZM184 109H186V108H184ZM193 109V110H194ZM195 109V111H197ZM28 110L30 111V112H28ZM38 110H39V113L40 114H42V118H43V115L44 114H46V115H49V116H46V115H44V118L42 119L43 120V122H47V123H43L42 121H38V122H40V124H42V125H39V123L37 122V121H35V117L34 116H36V115H39V113L37 114V112H38ZM62 110H64V111H62ZM99 110V112H97ZM103 112H101V111ZM138 110H141V112H138ZM163 110V111H165V112H161V111ZM192 110V109H191ZM192 110V111H193ZM41 111V112H40ZM59 111H62L61 113H59ZM69 111V112H68ZM96 111V112H95ZM108 111V112H107ZM116 111L121 115H119L118 113L116 114ZM128 111H129V113H128ZM133 113H132V112ZM168 111V115H167V112ZM183 111V112H182ZM43 112V113H42ZM72 112V113H71ZM136 112H138V113H136ZM142 112H144V113H142ZM260 114H262V112H260V111H258ZM10 113V112H9ZM9 113H7V114H9ZM15 113H13V114H15ZM52 113V114H51ZM64 114V117H62L63 116V114ZM95 113V114H94ZM110 113V114H109ZM128 113V114H127ZM145 113H147V115H149V116H146V114ZM149 113V114H148ZM166 113V114H165ZM259 113H257L258 115H259ZM13 114H11V115H13ZM17 114V113H16ZM26 114H27V116H26ZM32 114V115H31ZM61 116H60V115ZM114 114V115H113ZM133 114V115H132ZM134 114H136L135 116H136V120L139 122V123H143V121H144V119H143V117H145V120H147L148 121V118L149 117H151L150 119H151V125H150V122L149 123H147V124H149V126L151 127L152 126V128L154 127V130L152 129V131L154 132L155 130H160V131H158V132H160V133H156V131L153 133V132H149V128L150 127H148V126H146L145 127V125H147V124H145V121H144V124H142L141 126H142V131L141 130H139V131H136V128H137V126L138 127H141L140 126V124L137 122V121H135V124H136V122L138 123V124H136V128L133 126L134 124V121H132L133 123H131V120H132V118L134 117L135 118V116H134ZM141 114H143V115H141ZM151 114V115H150ZM155 114H158L159 115V117H154V115ZM174 114V113H173ZM183 114V115H182ZM191 114V115H190ZM263 114H264V112H263ZM10 115V114H9ZM9 115H7V116H9ZM55 115H57L56 116V118H55ZM60 117H59V116ZM96 115V116H95ZM98 115V116H97ZM103 115V116H102ZM121 117H119V116ZM123 115V116H122ZM130 115H131V119H129L130 118ZM141 117H140V116ZM185 115H188V116H190V117H186ZM258 115H257V117L255 118V119H259V120H256L255 121V123L257 124H259V123H261V121L263 120V115H262V117H261V115L258 117ZM40 116V115H39ZM46 116V117H45ZM70 116V117H69ZM108 117V118H106V119H108V120H106V119H103L102 117ZM113 116V117H112ZM129 116V118H126V117H128ZM138 116H139V119H137L138 118ZM194 116V117H193ZM255 116H256V114H255ZM65 118V120H62V118ZM110 117H112V118H110ZM116 117V118H115ZM162 117V119L165 121V119H164V117L165 118H167L166 120H169V122H171L172 124L171 125H173V128L172 127H167V128H169V129H171L172 128V131L171 130H169L170 131V133H168L169 131L166 129V128H164V127H166L163 123H168V121H165V122H163L160 118ZM184 117H186L185 119L186 120H184ZM22 118V119H21ZM51 118V119H50ZM89 118H91V119H89ZM100 118V119H99ZM102 118V119H101ZM119 118V119H118ZM124 118H126V119H128V121H126V123L127 124H131L130 126L133 128V129H135V130H133V132L131 131H129L130 129H131V127L129 126V125H127L126 123H124L123 122V124L125 125L126 124V128L127 129H123L122 128V126H123V124L122 123H120V120L121 121H123L124 120ZM133 118V119H134ZM140 118H142L143 119V121H142V119L140 120ZM154 118V120H152ZM161 120L160 122H163V123H160L158 120L159 119ZM188 118V119H187ZM261 118V119H260ZM6 119L4 118V121L6 122ZM26 119L24 120V121H26ZM34 119V120H33ZM39 118H38V116L36 117V120H38ZM49 119V120H48ZM71 119V120H70ZM74 119V120H73ZM158 119V120H157ZM40 120V119H39ZM50 121V122H48V121ZM77 120V121H76ZM91 120H93V121H91ZM104 120H105V122H104ZM111 122H110V121ZM119 121V123H116V122H114V121ZM158 121L157 123H156V121ZM172 120L174 121V122H172ZM186 121V122H184V121ZM16 121V122H15ZM103 121V122H102ZM110 122V123H107V122ZM146 121V122H147ZM150 121V120H149ZM155 121V122H154ZM175 121H177V123H178V125H179V122H180V126H178L177 125V123L175 122ZM258 121V122H257ZM4 122V123H5ZM42 122V123H41ZM69 122H71L70 124H69ZM74 122V123H73ZM97 122H98V124H97ZM100 122V123H99ZM182 122H184V125L186 124V126L188 125V129L189 128H191L190 130L191 131H189V130H187V127L186 126H184L183 127V125H182ZM189 122V124H187ZM48 123H50V124H48ZM68 123V124H67ZM76 123V124H75ZM79 123V124H78ZM113 125H112V124ZM162 124V125H164L163 126V128L165 129H162V128H156V127H159L160 125L159 124ZM174 123H176L175 125H174ZM192 123H191V125H192ZM263 124H264V121L262 122ZM19 124H23L22 126H20ZM27 124V125H26ZM35 125V127H34V125ZM37 124V125H36ZM46 126H45V125ZM47 124L48 125H50V126H47ZM55 124V125H54ZM57 124V125H56ZM74 124V125H73ZM86 126H85V125ZM88 124V125H87ZM89 124H92V127H91V125L89 126ZM97 124V125H96ZM119 124V125H118ZM122 124V126H120ZM156 124H157V126H156ZM256 124H254L255 126H256V128L258 129H256L254 126H253V129H252V131L254 132L255 131V129L257 130V132L255 131V133H253L252 132V138L250 139L248 136H247V139L249 138V140H251V141H249V142H251V143H249V144H252V142L254 143V141H256V140H258L257 142V144H256V151L258 152V153H260L261 154V156H263V158L262 157H260L259 156V154H258V156L260 157V158H262V160L264 159V145H263V141H264V130H262V128H263V124H261L260 126H257ZM0 127H2V128H4L2 125H3V123L1 124L0 123ZM15 125H19L20 127H16ZM26 125V126H25ZM52 125V126H51ZM96 125V128L94 127V126ZM99 125H101V126H99ZM116 126V125H118V126H120V128H122L123 129V131H122V129H120L121 130V132H125V138H123V139H121L122 137H123V133H121V134H123V135H121V134H119L118 133V135H120L119 137H114L113 135H114V133L115 132H112L111 131V129L113 128V126ZM143 125H144V128H143ZM162 125L160 126V127H162ZM168 125V124H167ZM182 125V126H181ZM263 125V126H262ZM16 127L17 128V130H15V131H17V132H14V129L15 128H13V127ZM42 126H44V127H42ZM69 126V127H68ZM74 126H75V128H74ZM79 126V127H78ZM80 126H83V129H82V127H80ZM85 126V127H84ZM108 126V130H110V131H106L107 129H104V128H106V127ZM110 126H112V128L110 127ZM114 126V127H115ZM177 126H178V128H177ZM262 126V127H261ZM22 127V131H24V128ZM41 127V128H40ZM51 127V128H50ZM71 127H73V128H71ZM79 129H77V128ZM94 127V128H93ZM109 127H110V129H109ZM123 127H125V126H123ZM128 127L130 128L129 130H128ZM181 129H180V128ZM42 128H43V131H42ZM90 128V129H89ZM102 128V129H101ZM119 128V127H118ZM118 128H114V129H112L113 131H116V129L118 130ZM149 129L148 131H146V129ZM174 128H177V129H174ZM260 128V129H259ZM8 129H10L9 131V133H8ZM32 129V130H31ZM38 129V130H37ZM48 129H50V131L48 130ZM51 129H52V131H53V133L51 132ZM69 129V130H68ZM84 129H86V130H84ZM91 129H93V130H96V131H92ZM100 131H99V130ZM137 129H140V128H137ZM143 129H145V130H143ZM264 129V128H263ZM20 130H21V128H20ZM40 130V131H39ZM45 130V131H44ZM55 130V131H54ZM76 130H77V132H76ZM82 130H84L82 133L83 134H81V131ZM88 130H90L89 132H88ZM127 131V133H126V131ZM164 130V131H163ZM182 130V134H183V138H179V136L181 135V133H180V131ZM185 130H187V131H185ZM6 131V132H5ZM47 131V132H46ZM50 133H49V132ZM92 131V132H91ZM105 131L107 132L106 134H108V135H106V136H109L111 133L110 132H112V138L113 139H115V141L113 142V139H112V141H111V139H106L105 138V135H104V133H105ZM135 131H136V133H135ZM185 131V133L186 132H189L188 134L189 135H187V134H184L183 132ZM26 132H28L29 133V135H28V133H27V135H26ZM32 132V133H31ZM38 133V134H36V133ZM85 132V133H84ZM93 132H95V133H93ZM99 132H100V136H99ZM102 132V133H101ZM104 132V133H103ZM117 132V131H116ZM129 132V133H128ZM137 132L139 133V134H137ZM142 132V133H141ZM147 132H149L150 134H149V136H148V134L146 135V133ZM165 134H164V133ZM171 132H173L172 134H171ZM261 132H262V134H261ZM23 133V132H22ZM51 135V136H48L49 134ZM56 133V134H55ZM73 133V134H72ZM78 134V136H80L81 138H83L82 136H85L83 139H82V141H81V138L80 137H78L77 136V134ZM92 134V136H93V134H94V136H93V138H92V141H91V135H89V134ZM131 133V135H132V137H130L129 136V134ZM145 133V136L144 137H146L145 139H146V141L149 139L148 137H150V139L146 142L145 141V139H144V137H142V134H144ZM161 133H163V134H161ZM175 133V134H174ZM195 133V132H194ZM259 133V134H258ZM30 134H32V136L34 135V137H32ZM40 134V135H39ZM45 134H46V136H45ZM98 134V135H97ZM116 135H117V133H115ZM126 134H128V136L126 135ZM153 134H155L154 136H153ZM159 134V135H158ZM167 134H170V135H167ZM253 134H254V136H253ZM258 136V137H262L261 138V141L263 142V143H260V139H254V137H256V135ZM4 135V136H3ZM23 135H25L24 137H23V139H22V136ZM45 137H44V136ZM104 135V136H103ZM139 136V138H138V136ZM160 135H162V136H160ZM174 136V137H172V136ZM177 135V136H176ZM184 135H187V137L186 136H184ZM260 135V136H259ZM261 135H263V136H261ZM43 137V139L42 138H39V137ZM48 136V137H47ZM55 136H57V137H55ZM77 138V139H73V138H75V137ZM134 136V137H133ZM136 136V137H135ZM159 136H160V138L163 140V142L161 143V147L159 146V145H157L156 146V144H160V142L162 141V140H159L160 138H159ZM166 137L167 136V138L169 137V141L168 142H172L171 144L173 145L172 147H174V148H171V150L170 149H168V152L166 151V150H163L164 148H166L167 147V143L168 142H165L166 144H163L164 143V139L165 138H163V137ZM179 138V140H177V142L176 141H173L174 139L173 138ZM182 136V135H181ZM1 137V136H0ZM29 137H31V138H29ZM38 139H37V138ZM68 137V138H67ZM100 137V138H99ZM110 138H111V136H109ZM109 137H107V138H109ZM128 137V138H127ZM171 137H172V139H171ZM15 138V139H14ZM34 138V139H33ZM44 138H46V140L44 139ZM57 138V139H56ZM86 138H88V139H86ZM90 138V139H89ZM96 138H97V141H98V138L99 139H103V141L105 142V143H107L106 144V146H107V150H106V148H105V146H103V145H105V143L104 142H102L101 140H99L98 142H95V140H96ZM106 140H109V141H105V139ZM117 138L119 139L120 138V140H117ZM131 138V139H130ZM135 138V139H134ZM157 138V141L155 140ZM30 139H32V140H30ZM37 139V140H36ZM52 139V140H51ZM66 140V142H65V140ZM93 139H95L94 140V142H93ZM126 139V140H125ZM252 139H253V141H252ZM5 140H3V141H5ZM26 140V141H27ZM30 140V141H29ZM41 141V140H43L42 142H36V141ZM49 141V143H47L48 141ZM61 140V141H60ZM77 140V141H76ZM84 140L87 142V141H91V143L93 142L94 144H96V143H101L99 146L96 144V145H90L91 143H87V144H89L90 146H93L92 148H90V146H88V145H84L83 143H86V142H84ZM125 142V143H123V141ZM128 140H129V142L131 143H128ZM132 140H135V144L137 143L138 145H134V143H132ZM140 140V141H139ZM150 140H152L151 142H150ZM185 140V141H186ZM13 141H10L9 143H10V145H8V142H6L5 141V145L6 146H9V148H7L8 150H10V149H14V146L15 145H12L11 144V142H13ZM33 141V142H32ZM113 142L112 143V145L111 144H108V142ZM141 141H142V143L144 144V146L142 145V143H141ZM144 141L147 143V145H146V143H144ZM155 141V142H154ZM167 141V140H166ZM181 143V145H179V142ZM183 141V142H182ZM188 141V140H187ZM1 142V141H0ZM60 142V143H59ZM79 142V143H78ZM118 144H117V143ZM134 142V141H133ZM157 142V143H156ZM174 142V143H173ZM176 142V143H175ZM4 143V142H3ZM14 143V142H13ZM37 143H39V145H37L36 146V144ZM59 143V144H58ZM67 143V144H66ZM80 143H81V145H80ZM92 143V144H93ZM104 143V144H103ZM123 143V144H122ZM127 143V144H126ZM140 143H141V146H140ZM149 143H150V146H152V149L150 150V148L151 147H147V146H149ZM152 143H154L155 145H153ZM178 143V144H177ZM256 143V142H255ZM1 144V143H0ZM15 144V143H14ZM29 144V146L27 147V145ZM50 144H51V146H50ZM55 144V145H54ZM65 144V145H64ZM83 144V145H82ZM117 144V145H116ZM120 144V145H119ZM122 144V145H121ZM129 144V145H128ZM162 144H163V146H166V147H163L162 146ZM170 144V143H169ZM171 144H170V146L168 145V147L167 148H170L171 147ZM175 144V145H174ZM176 144L177 145H179L178 146V149L179 148H181L180 150H178L177 149V146H176ZM183 144H184V146H183ZM259 144H260V146H259ZM2 145H4V144H2ZM2 145H0V148H2V149H4V151H6V152H9V151H7V149L6 148H3L2 147ZM31 145V146H30ZM101 145H102V147H103V149H102V147H101ZM109 145H110V147H109ZM126 145H127V147H126ZM135 146L134 148H133V146ZM186 145V146H185ZM5 146V147H6ZM10 146L12 147L13 146V148H10ZM42 146V147H41ZM44 146V147H43ZM47 146V147H46ZM50 146V147H49ZM54 148H53V147ZM67 146H69V151H70V153H71V155L69 154V153H66V151H68V150H66V151H64L65 149H67L68 147ZM81 146V147H80ZM83 146H88V148H90L89 149V151H86L85 150V148L87 149V147H83ZM95 146H97V147H95ZM113 146V147H112ZM132 146V147H131ZM249 146V148H250V146L251 145H248ZM253 146H255V144H253L252 145V147L250 148V151H251V149L253 148L254 149V147ZM257 146L258 147H261L262 146V151L261 150H259L258 148H257ZM29 147L32 149V151L33 150H35V151H33V152H31V150L29 149ZM34 149H33V148ZM38 147V148H37ZM41 147V148H40ZM72 147H73V149H72ZM76 147V148H75ZM80 147V148H79ZM95 147V148H94ZM109 147V148H108ZM126 147V148H125ZM141 147V148H140ZM142 147H144L145 149H147L151 154H154V155H156L155 153H156V150H157V154H160L161 155V157H157L158 155H156V156H154V158H153V155L152 156H150V153H147L148 151L147 150H145L144 148H142ZM147 147V148H146ZM157 147V148H156ZM160 147V148H159ZM176 147V148H175ZM184 147V148H183ZM14 149V150H17V149ZM37 148V149H36ZM47 148V149H46ZM48 148H52V150H50V152L52 151V153H50V154H48L49 153V151H48ZM74 148L75 149H79V150H75V152L73 151L74 150ZM98 149V152H97V149ZM101 148V149H100ZM113 148V149H112ZM116 148H118V149H116ZM128 148H131V151H135L134 153H132ZM137 148V149H136ZM159 148V149H158ZM163 148V149H162ZM187 148V149H186ZM38 149H41V150H38ZM61 149V150H60ZM94 149V150H93ZM96 149V150H95ZM112 149V150H111ZM120 149V150H119ZM138 149H140L141 151L139 152L138 151ZM154 149V150H153ZM161 149L164 151L163 153L161 152ZM255 149H254V152H256L255 151ZM13 150V152H15ZM30 150V151H29ZM37 150V151H36ZM59 150V151H58ZM81 150L83 151V152H81ZM93 150V151H92ZM127 150V151H126ZM129 150V151H128ZM159 150V151H158ZM170 150V151H169ZM178 150V153H180V154H178V153H176V151ZM189 151L190 152V154L188 155L187 154V152L186 151ZM0 151H1V149H0ZM3 151V150H2ZM43 151V152H42ZM54 151H57V152H54ZM61 151H62V153H61ZM64 151V152H63ZM79 151V152H78ZM91 151V152H90ZM96 151V152H95ZM116 151H121V153L120 152H116ZM125 151H126V153H125ZM183 151H185V152H183ZM239 151H240V149H239ZM250 151H249V153H250ZM260 151V152H259ZM5 152V153H6ZM31 152V153H30ZM45 152H47V154L49 155H47ZM88 152H89V154L90 153H92V154H94V156H91V155H89L88 154ZM101 152V153H100ZM123 152V153H122ZM130 152L132 153V154H130ZM137 152H138V154H137ZM146 152V153H145ZM154 152V153H153ZM160 152V153H159ZM251 152H253V150L251 151ZM257 152L255 153V154H257ZM5 153H3L4 155H5ZM16 153H14L15 155L14 156H12V158L14 159V157L16 156ZM24 153V155H22ZM41 153V154H40ZM55 153L57 154V155H55ZM58 153H60L59 155H60V157L58 156ZM95 153H97L98 154V157H97V155H95ZM111 153V154H110ZM118 153V154H117ZM140 153V154H139ZM142 153V154H141ZM7 154H12L11 153V150H10V152L9 153H7ZM37 154V155H36ZM65 154H69L68 156H69V158L67 157V155L65 156ZM89 156H88V155ZM101 154V155H100ZM104 154V155H103ZM114 154L116 155V157H114ZM137 154V155H136ZM147 156H149V157H147ZM149 154V155H148ZM176 154V155H179V156H174V155ZM183 154H185V155H183ZM252 154V153H251ZM251 154L249 155V158H248V161L249 160H253V162H252V160L250 161L252 164H254V161L256 160V162L258 163L257 164V166H259L260 165V163L262 162L261 161V159L259 160L258 159V156H257V158L256 157H253V156H251ZM263 154V155H262ZM0 155H1V159L0 160H2L3 159V155H2V153L0 152ZM9 155V156H10ZM32 155V156H31ZM33 155H34V157H33ZM52 155H54V156H51ZM106 155V156H105ZM122 155V156H121ZM125 155V156H124ZM132 155H134L133 156V158H130ZM136 155V156H135ZM139 155V156H138ZM142 155V156H141ZM159 155V156H160ZM164 155H166V156H164ZM168 155V156H167ZM187 155H188V157H187ZM252 155H254V154H252ZM35 156L36 157H38L39 159H37V158H35ZM40 156V157H39ZM41 156L43 157L42 159H44V161H42V159H41ZM50 157V158H48V157ZM73 156V158H71ZM99 156L101 157V158H99ZM105 156V157H104ZM107 156H109V157H107ZM147 158H149V159H147ZM163 156H164V158H163ZM254 156H256V155H254ZM8 157V155H6V158ZM17 157H15V159H17ZM45 157V158H44ZM48 159H47V158ZM58 157V158H57ZM62 157L64 158L63 160H62ZM89 157H90V159L91 160H89ZM104 157V158H103ZM107 157V158H106ZM113 157V158H112ZM122 157H123V159H122ZM126 157H128L129 158V160L127 161V162H125V159H128V158H126ZM134 157H135V159H134ZM136 157H138L139 158V160H141L140 158L142 157V161H140V163H138L137 161H139V160H137L136 162L134 161V160H136ZM146 158V159H144V158ZM8 158H10V157H8ZM10 159V160H13V159ZM31 158V159H30ZM61 158V159H60ZM68 160V163L66 162V159ZM95 158H97V159H95ZM103 158V159H102ZM107 160H106V159ZM137 158V159H138ZM151 158V159H150ZM162 158V159H161ZM167 158H169L170 160H171V163H170V161H169V163H168V161H166V160H169V159H167ZM181 160V163H180V160ZM254 158H256V159H254ZM14 159V160H15ZM38 160V161H36V160ZM50 159V162L48 161ZM52 159V160H51ZM56 159H57V161H56ZM69 159H71V160H69ZM92 159H94V160H96V163L94 164L93 162V160ZM116 159V160H115ZM132 159V160H131ZM134 159V160H133ZM152 159H153V162H152ZM157 159H159V161L157 160ZM5 158H4V160H2V162L4 161V163H5ZM9 160V159H8ZM36 162H35V161ZM61 160V162L63 163H60V162H58V161H60ZM72 160H76L75 161V163L77 162V161H79V162H77L76 163V165H75V163H74V161H72ZM102 160H105V161H102ZM114 160V161H113ZM117 160H118V162H117ZM121 160V161H120ZM146 160V161H145ZM151 160V161H150ZM155 160L157 161V163L156 164H158V165H155ZM162 160H165V161H161ZM172 160H174V161H172ZM176 160V161H175ZM30 161V162H29ZM70 167L71 166V163H74V165L72 166V167H74V170H76V171H72V170H67L69 167H67V165L66 166H64V162ZM69 161H72L71 163H69ZM81 161V162H80ZM101 161V162H100ZM122 161H124V163L122 162ZM132 162V163H136V167L131 163H129V162ZM148 161V162H147ZM149 161H150V163H149ZM13 162H14V164L15 165H18V168L20 167V169H19V172H18V170H15L17 167H13V166H15L14 164H13ZM21 162V164L19 165V163ZM100 162V163H99ZM108 162V163H107ZM116 162V163H115ZM174 162V163H173ZM177 162V163H176ZM178 162H179V164H178ZM191 162V161H190ZM189 162V163H190ZM250 162H248V167L246 166V169H248L251 165L249 164ZM255 162V163H256ZM6 163H7V160H6ZM34 163H35V165L37 164V165H41V167H43V170H44V176H42L43 174H42V172H43V170H42V168L41 167H36L35 165H34ZM59 163V164H58ZM89 163H91V164H89ZM102 163H103V165H102ZM107 163V164H106ZM123 163V164H122ZM125 163H129L128 165L127 164H125ZM142 163V164H141ZM148 163H149V165H148ZM172 163H173V165H172ZM182 163H185V164H182ZM53 164H54V167H53ZM70 164V165H69ZM77 164H78V166H77ZM123 165L124 166V168L126 167V169H128L129 167H130V169L129 170H127V171H129V173H130V177L128 176V174H126L125 172H127V171H125L126 169H124L123 168V166H120V167H118L119 165ZM139 164V165H138ZM147 164V165H146ZM153 164V165H152ZM160 164V165H159ZM171 164V165H170ZM178 164V165H177ZM237 164H238V162H237ZM28 166L27 167V171L24 169V166ZM42 165H44V166H42ZM57 165V166H56ZM64 167V169L65 170H67V171H72V172H68V174H65V173H67V171H65V172H63V168H62V166ZM128 166V168H127V166ZM133 165V166H132ZM142 165H143V168H142ZM151 165V166H150ZM175 165H176V167H175ZM185 165V166H184ZM250 165V166H249ZM26 166H25V168H26ZM30 166H31V168H30ZM33 166H35L33 169L34 170H32V167ZM60 166H61V168L62 169H60ZM104 166V167H103ZM112 166H114V167H112ZM140 168H139V167ZM147 166V167H146ZM162 166V167H161ZM256 166V164L255 165H253L252 167H257ZM22 167V168H21ZM45 167V168H44ZM71 167V169H73ZM91 167V168H90ZM117 167V168H116ZM151 167V168H150ZM182 167H184V168H182ZM187 167V168H186ZM5 168V169H4ZM8 167H7V169H9ZM11 168H14V170L15 171H17V172H15V171H13V169H11ZM39 168H40V170H42V172L41 171H39ZM48 168H49V170H51V171H49L48 170ZM87 168V169H86ZM89 168V169H88ZM116 168V169H115ZM120 168V169H119ZM131 168H133L132 169V173H131ZM136 169V171H135V169ZM146 168L148 169V172L151 170H153L154 168V170L151 172L150 171V173H148L147 172V170H146ZM180 168V169H179ZM24 169V170H23ZM29 169V170H28ZM35 169H36V172H37V170H38V173L36 174V172H35ZM45 169H47V170H45ZM138 169V170H137ZM179 169V170H178ZM186 170V172H185V170ZM187 169H188V171H187ZM253 169H255V168H253ZM253 169H251V167L248 169L249 170V172L248 173H250ZM263 169H264V166H263V168H262V174H263ZM22 170V171H21ZM30 170H31V172L33 173V175H32V173H30ZM87 170V171H86ZM103 170V171H102ZM114 170V171H113ZM118 170H119V172H118ZM122 170H124V171H122ZM143 170H144V172H143ZM165 170V171H164ZM251 170V171H250ZM46 171H49V172H47L46 174H45V172ZM60 171V172H59ZM99 171V172H98ZM117 171V172H116ZM133 171H134V173H133ZM139 171V172H138ZM183 171L186 173V175H185V173H183ZM23 172V173H22ZM24 172H26L25 174L26 175H28V178H25L24 179V181H23V179H22V176H23V174H24ZM27 172H28V174H27ZM40 172H41V174H40ZM50 172H52V173H50ZM121 172V173H120ZM137 172V173H136ZM140 172H141V174H143V175H139L140 174ZM168 172V173H167ZM174 175V177H173V175L171 174V173ZM174 172V173H173ZM179 172V173H178ZM246 172V173H247ZM253 173H254V171H252ZM252 172H251V174H252ZM256 172H257V170H256ZM7 173V174H8ZM20 173H21V175H20ZM58 173V174H57ZM80 173H82V175L80 174ZM87 175H86V174ZM103 173H106V174H103ZM121 174V175H118V174ZM122 173H124V174H122ZM18 174H19V176L21 177V179H19L17 176H18ZM52 176H51V175ZM80 174V175H79ZM90 174V175H89ZM98 174V175H97ZM104 176H103V175ZM112 174V175H111ZM118 175V177H117V175ZM133 174V175H132ZM166 174V175H165ZM171 174V175H170ZM182 174V175H181ZM184 174V175H183ZM187 174L189 175V176H187ZM262 174H260V175H262ZM12 175V176H13ZM17 175V176H16ZM37 177H36V176ZM55 175V176H54ZM59 175H60V177H59ZM65 175V176H64ZM70 175V176H69ZM79 175V176H78ZM100 175V176H99ZM109 175V176H108ZM111 175V176H110ZM113 175L115 176V177H113ZM127 177H126V176ZM158 175V176H157ZM181 175V176H180ZM197 175H199V173L197 174ZM46 176H48V177H46ZM63 176V177H62ZM86 176V177H85ZM101 176H103L104 178H102ZM105 176H107V178H108V180H107V178L105 177ZM124 178H123V177ZM140 176V177H139ZM143 176V177H142ZM146 178H145V177ZM152 176V177H151ZM156 176V177H155ZM161 176V177H160ZM166 176H168V177H166ZM183 176V177H182ZM190 176H192L191 178H190ZM196 177V178H193V177ZM263 176V175H262ZM4 177H5V179H4ZM16 177H17V179H19V181L16 179ZM24 177H25V175H24ZM30 177H32L31 178V181H30ZM54 177V178H53ZM55 177L57 178V179H55ZM66 177V178H65ZM80 177H81V179L83 178V182H82V180L80 179ZM113 177V178H112ZM118 178V180L116 179L115 180V178ZM119 177H120V179H119ZM136 177V178H135ZM142 177V178H141ZM148 177V178H147ZM150 177V178H149ZM160 177V178H159ZM163 177V178H162ZM177 177V178H176ZM200 177V176H199ZM53 178V179H52ZM59 178L60 179H62L61 181H62V183L60 182V180H59ZM64 178V179H63ZM78 178V179H77ZM102 180H101V179ZM105 178H106V180H105ZM114 179L113 180V182H112V180L111 179ZM125 178H126V180H125ZM130 178H131V180L133 179V181L130 183L129 181H130ZM134 178H135V180H134ZM165 178L167 179V180H165ZM185 178V179H184ZM187 178V179H186ZM192 178L194 179V180H192ZM26 179H29V180H26ZM104 179V180H103ZM109 179H110V183H109ZM157 179H158V182H159V184H158V182H157ZM173 179V180H172ZM176 179H181V181L180 180H178V181H180V182H178V185H176L177 183H176ZM196 179V180H195ZM10 180V181H9ZM36 180V181H35ZM55 180V181H54ZM58 180V181H57ZM124 180V183L122 182ZM137 180H139V182L137 181ZM159 180H161V181H159ZM172 180V181H171ZM175 180V183L173 182ZM188 180H190V181H194L191 185L193 186V184H198V182L200 183V184H198V185H196V187H195V185H194V187L198 190L199 189V195H200V197H198V196H196V198L194 199H192V197H194L195 195H193L194 194V192H196V195L198 194V192H197V190L195 191V189H193V188H191V186H190V181H188ZM263 180H264V178H263ZM16 181V182H15ZM40 182L41 184H42V186L45 184L44 182H46L47 184H45V186H43V187H41L40 185H38V187H40L39 188V191H38V189H35V187L37 188V184H40V183H37V182ZM56 182V183H54V182ZM63 181H64V183H63ZM103 181H106L105 182V185H103V186H105L104 188L100 185V184H103L104 182ZM116 181V182H115ZM135 181V182H134ZM144 181V182H143ZM164 181V182H163ZM166 181H167V183L169 182L170 183V181H171V183L169 184V186H168V184H166ZM182 181H185V183L183 182V184L181 183ZM187 181V182H186ZM197 181V182H196ZM6 184H5V183ZM20 184H18V183ZM27 184H26V183ZM32 183L31 185H30V183ZM34 182H36V186L34 185L35 183ZM97 182H100L99 183V188H98V183ZM115 182V183H114ZM118 182H119V184H118ZM127 182L129 183V184H127ZM138 182V183H137ZM143 182V183H142ZM146 182V183H145ZM149 182V183H148ZM153 182H154V186H152L153 185ZM57 184V183H61L62 184V186H60V184L58 185H55L54 186V184ZM107 183V184H106ZM135 183L136 184H138V185H135ZM141 183V184H140ZM163 183H165V184H163ZM4 184V185H3ZM22 184H24V185H22ZM26 184V185H25ZM49 184H51V186L52 187H50L49 186ZM71 184V185H70ZM80 184V185H79ZM82 184V185H81ZM109 184V185H108ZM112 184V185H111ZM126 184L128 185V186H126ZM134 184V185H133ZM155 184H156V186H155ZM162 184H163V186H162ZM180 184V185H179ZM187 186H186V185ZM189 184V185H188ZM32 185H34V186H32ZM48 185V186H47ZM95 185L97 186V188L95 187ZM111 185V186H110ZM118 185V186H117ZM132 185V186H134V187H130V186ZM173 185H175V187L173 186ZM183 185V186H182ZM247 185H248V183H247ZM246 185V188H245V190L244 191H248L247 189H248V186ZM262 185H264V184H262ZM58 186V187H57ZM116 186V187H115ZM176 186H178L177 187V189H176ZM184 186H186L185 188H183ZM189 186V187H188ZM47 187V188H46ZM53 187H55V189L53 190L52 188ZM66 188V190H63L62 188ZM106 187H111L112 189H109V188H106ZM148 187H150V189H148ZM156 187V188H155ZM164 187H165V189H164ZM171 187H172V189H171ZM173 187L178 191H176L175 189H173ZM200 187V188H199ZM264 187V186H263ZM263 187H262V189H263ZM30 188V189H29ZM41 188H42V190L43 189H46L45 191L47 192V193H45V191L43 190H41ZM102 188H103V190H102ZM114 188V189H113ZM117 188V189H116ZM125 188H128V189H125ZM129 188H131L132 190H136V191H131V189H129ZM148 190H147V189ZM158 188V192L156 191V189ZM161 188V189H160ZM192 189V196L190 195L191 194V192L189 191V189ZM25 190V193H24V190ZM49 189V190H48ZM51 189H52V191L54 192H51ZM65 192H63L62 190ZM84 189H86V190H84ZM89 189H90V191H89ZM102 190V191H100V190ZM146 189V190H145ZM159 189H160V191H162V192H160L159 191ZM184 189L185 190H187V191H189V192H187V194L185 195L184 193L182 194L181 193V191L182 192H184ZM190 189V190H191ZM11 190V189H10ZM11 190V191H12ZM37 191V194L38 195H36L35 194V192H34V194H32L33 193V191ZM48 190V191H47ZM58 190H60V191H58ZM80 190V191H79ZM111 190V191H110ZM117 191V193L119 194V196H121V199H120V197L118 196V194L117 193H115L116 191ZM130 190V191H129ZM142 190V191H141ZM145 190V191H144ZM172 190V191H171ZM173 190H174V192H173ZM179 190H181L180 192H179ZM83 191H84V193H83ZM89 191V192H88ZM108 191V192H107ZM138 191H139V194H138ZM149 191H151V192H149ZM156 191V192H155ZM168 191V192H167ZM194 191V192H193ZM244 191H242L241 193H243ZM264 191V190H263ZM263 191H261V192H263ZM30 192V193H29ZM39 192V193H38ZM41 192V193H40ZM42 192H44V193H42ZM50 192H51V194L53 193L54 194V196H53V194L51 195L50 194ZM57 192H63L64 194H62V196L60 195L59 197H58V193ZM79 192V193H78ZM96 192H98L97 194L99 195V197H98V195H97V197H95L96 196ZM114 192V193H113ZM141 192H142V195H143V197H142V195H141ZM144 192V193H143ZM186 192V191H185ZM12 193V192H11ZM13 193V194H14ZM24 193V194H23ZM74 193H75V195H74ZM78 193V194H77ZM81 193V194H80ZM88 193V194H87ZM93 193V194H92ZM108 193H109V195H108ZM115 194V195H112V194ZM136 193H137V195H136ZM146 193V194H145ZM162 193V194H161ZM172 193V194H171ZM177 193H179V194H177ZM181 193V194H180ZM188 193H190V194H188ZM3 196H2V195ZM9 194V196H8V198H6V196ZM21 194H23V195H25V196H23V197H21ZM28 194H30L31 195V197H30V195H29V198L26 196V195H28ZM46 194H48L47 196H46ZM49 194H50V197H49ZM69 194V195H68ZM91 194V195H90ZM94 194H95V196H94ZM100 194L102 195L101 197H103L102 199H104L105 200V202H101V198H100ZM111 194V195H110ZM132 194V195H131ZM149 196H148V195ZM150 194H152V195H154L155 197H156V195H157V198L155 199V197L153 196V198H152V195H150ZM170 195V197H169V195ZM244 194V193H243ZM246 194H247V192L244 194L245 196H243L242 194H240L241 195V197L243 196L244 198H246ZM45 195V196H44ZM56 195H57V198H56ZM64 195H66V196H64ZM72 195V196H71ZM78 195H79V197H78ZM116 195L118 196V198H116ZM139 195V196H138ZM161 195V196H160ZM166 197H165V196ZM262 195H263V197L262 196H260L261 198H264V194L262 193ZM44 198H42V197ZM67 196H68V199H67ZM132 196H134V197H132ZM174 196H176V197H179V198H176V197H174ZM182 196V197H181ZM185 197V199H188L189 197H191V198H189L190 199V201H188V200H186L187 202H185V203H182L183 205H180L179 204V201L181 200L182 202L183 201H185L183 198ZM186 196L188 197V198H186ZM202 196H205L204 198L202 197ZM25 197H27V198H25ZM33 197V198H32ZM37 197V198H36ZM41 197V198H40ZM54 197V198H53ZM70 197V198H69ZM81 197V198H80ZM115 197V198H114ZM135 197H137V198H135ZM168 197V198H167ZM172 197H174V198H172ZM240 197V198H241ZM19 198H21V199H19ZM49 201L48 203L45 201L46 199ZM52 198V199H51ZM60 198H62V200H64V201H60ZM78 198V199H77ZM107 200H106V199ZM141 200H140V199ZM178 199L177 201H176V199ZM199 198H201V200H199V201H201L202 203H203V201L205 202V199H206V206L204 205H202L201 203H199V201H196V200H198ZM243 198V200H245ZM261 198H259V201H262V200H260ZM31 199H33V201L31 200ZM35 199H36V201H35ZM37 199H41V201L40 200H37ZM54 199H56L57 200V202H55V200ZM66 199H67V201H66ZM82 199V200H81ZM115 199V200H114ZM122 199H123V201H122ZM134 201H133V200ZM136 199H137V203H136ZM146 199V200H145ZM152 201H151V200ZM175 199V200H174ZM242 199V198H241ZM13 200V201H12ZM14 200H16L15 202H14ZM27 200V201H26ZM28 200H31V201H29L28 202ZM42 200H44V204L42 203ZM52 200V201H51ZM76 200V201H75ZM81 200V201H80ZM99 200V201H98ZM149 202H148V201ZM154 200H156V201H154ZM195 202H194V201ZM238 200H239V198H238ZM243 200H239V203H241V202H243ZM23 201H24V203H23ZM40 201V202H39ZM59 201V202H58ZM75 201V202H74ZM80 201V202H79ZM82 201H85V203H82ZM141 201V202H140ZM145 201H147V202H145ZM168 201V202H167ZM177 202V204H176V202ZM259 201L257 200V202H256V204L258 203L259 204ZM37 202V203H36ZM55 204H59L58 206L57 205H55ZM62 202H63V204H62ZM108 202V203H107ZM116 204V207L113 205L114 203ZM146 204H145V203ZM194 202V204H192ZM198 202V204H200V205H198V206H200V207H198L197 205H196V207L195 206H193V205H195L196 203ZM5 203H7V205H5ZM17 205H16V204ZM28 203V204H27ZM36 203V204H35ZM48 204V205H46L45 206V204ZM75 203H77L76 205H74ZM87 203V204H86ZM102 203H103V205H104V207L102 206ZM109 204V205H106V206H108V207H110V208H108V207H106L105 206V204ZM151 203V204H150ZM155 203H156V206H155ZM158 203V204H157ZM181 203V202H180ZM187 203H189V204H187ZM14 204V205H13ZM33 204V205H32ZM39 204V205H38ZM51 204L53 205L54 204V207L56 206L57 208H50V206H51ZM112 204V205H111ZM118 204V205H117ZM135 204V205H134ZM147 204H149V206L147 205ZM165 204V205H164ZM186 204H187V206H188V208H185V206H186ZM192 205L191 207L189 206V205ZM11 205H13L12 207H14L15 205V208L18 206V208H16V210H14L15 208H12V210L11 209H9V208H11ZM44 205V206H43ZM60 205H62V206H60ZM72 207H71V206ZM80 205V206H79ZM83 205V206H82ZM121 205V206H120ZM146 205V206H145ZM153 205V206H152ZM160 205V206H159ZM201 205H202V207L203 208H208V210H204L203 211V208L201 207ZM5 206H7V207H5ZM27 206V207H26ZM38 206V207H37ZM40 206H41V208H40ZM43 206V207H42ZM82 206V207H81ZM85 206V207H84ZM178 206V207H177ZM182 206H183V208L185 209H183L182 208ZM186 206V207H187ZM257 206V205H256ZM30 207H32V208H30ZM33 207L36 209V210H34L33 209ZM39 209V211H38V209ZM45 207V209H42V208H44ZM52 207V206H51ZM60 207H62V208H60ZM75 207V208H74ZM89 209H88V208ZM103 207V208H102ZM112 207H114V208H112ZM121 207V208H120ZM155 207V208H154ZM175 207V208H174ZM1 208H0V210H1ZM8 208V209H7ZM59 208V209H58ZM76 208H80V209H76ZM122 208H125V210L123 211L122 210ZM149 208H151V215L152 216H150L148 213V211L150 210ZM153 208H154V210L156 209V208H159V210L158 209H156L157 211H154V212H152L153 211ZM195 208H197V209H195ZM5 209H7L8 210V212L5 210ZM57 209V211H55ZM67 209V210H66ZM85 209V210H84ZM88 209V210H87ZM104 209H106L105 210V212H104ZM107 209H108V211H111L110 213L107 211ZM111 209V210H110ZM149 209V210H148ZM183 209V210H182ZM186 209H188V210H186ZM194 209V210H193ZM199 209V210H198ZM202 209V213H201V210ZM26 210V209H25ZM32 210H33V212H32ZM47 210H48V212H47ZM49 210H50V212L52 213V211H53V213H55L56 212V214H53L54 216L52 217L51 215H49L50 213H49ZM52 210V211H51ZM58 210L59 211H61V213H59L58 212ZM73 210V211H72ZM78 210V211H77ZM127 210V211H126ZM143 210V211H142ZM147 210V211H146ZM177 210V211H176ZM182 210V211H181ZM195 211V213H191V211ZM12 211V212H13ZM81 211V212H80ZM113 211H115V213H114V215H112L113 214ZM116 211H118L117 213H116ZM126 211V212H125ZM196 211H199L200 213H201V215L203 214V212H205V211H208L209 212V214H208V216L206 215V213H204L207 217H208V219H206L207 217H205V215L203 214L202 215V217H200L201 215H199V218H200V220H201V218H202V220L200 221L199 220V222H200V224L202 223V222H205L206 223V225L204 224H201V225H199V222H197V216H198V214H197V212ZM1 212V211H0ZM16 212H18V211H16ZM35 212H38L37 214L35 213ZM87 212H88V214H87ZM130 212V213H129ZM145 212H148L147 214L149 215V216H147V214L145 213ZM184 212V213H183ZM198 212V213H199ZM207 212V213H208ZM1 213V214H2ZM41 213H43L44 215H42V218L40 217L41 216ZM48 213V214H47ZM57 213H58V215H57ZM78 215H77V214ZM83 213V214H82ZM119 213V214H118ZM121 213V214H120ZM153 213H155V214H153ZM187 213V214H186ZM191 213V214H190ZM199 213V214H200ZM15 214V213H14ZM17 214V213H16ZM25 214V215H24ZM34 215V216H32V215ZM47 214V215H46ZM60 214H61V216H60ZM87 214V215H86ZM95 214V215H94ZM117 214V215H116ZM130 214V215H129ZM140 214H141V216H140ZM12 215V216H11ZM19 215H17V217H19ZM28 215H31L30 217H28ZM51 216L50 218L49 217H47V216ZM57 215V216H56ZM80 215V216H79ZM93 215H94V217H93ZM109 215V216H108ZM168 215V216H167ZM186 215V216H185ZM4 216H5V214H4ZM25 216V217H24ZM45 216L47 217V218H49L48 220L45 218ZM56 216V219L57 220H60V221H55V217ZM59 216V217H58ZM77 216H78V218H77ZM114 216V217H113ZM124 216V217H123ZM184 216V217H183ZM40 217V218H39ZM58 217V218H57ZM75 217H76V220H75ZM113 217V218H112ZM116 217H117V220L120 218H122L121 220H118V221H116L115 219H116ZM125 217H127V218H125ZM133 217V218H132ZM151 217V218H150ZM160 217V218H159ZM174 217V218H173ZM197 217V218H196ZM259 217V218H260ZM0 218H2V216H0ZM4 218V217H3ZM7 218V219H6ZM28 219V220H26V219ZM34 218H36V219H34ZM37 218H38V220L39 221H37ZM62 218V219H61ZM106 218H107V220H106ZM124 218V219H123ZM129 218V219H128ZM167 218V219H166ZM188 218H190V219H188ZM198 218V219H199ZM231 218H232V220H231ZM251 218H249V219H251ZM42 219H44V221H45V223H43V220ZM54 219V220H53ZM85 219V220H84ZM105 219V220H104ZM136 219H137V221H136ZM143 219V220H142ZM171 219H173L172 221H171ZM177 219V220H176ZM205 221H204V220ZM237 219V218H236ZM5 220V221H4ZM10 220V219H9ZM8 220V221H9ZM34 220V221H33ZM108 220H110V221H108ZM114 220H115V222H114ZM130 220V221H129ZM135 220V221H134ZM157 220V221H156ZM159 220V221H158ZM162 220V221H161ZM209 220H211L210 222H209ZM41 221H42V223H41ZM53 221H55L54 223H52ZM95 221H96V223H95ZM113 221V222H112ZM141 223H140V222ZM189 221V222H188ZM18 222H19V224H18ZM40 222V223H39ZM48 222V223H47ZM57 222H59V223H57ZM78 222H80V223H78ZM85 222H87V223H85ZM89 222H90V224H89ZM103 222H105L104 223V226H106L105 224L106 223H108L107 225H108V227H107V230L109 231V232H107V230L105 229V228H103L104 226H103ZM109 222H111L110 224L111 225H109ZM120 222H121V224H120ZM133 222H134V224H133ZM137 222V224H135ZM161 222H162V225H161ZM165 222V223H164ZM176 222H178V223H176ZM234 222H235V220H234ZM8 224V226H7V224ZM21 223V224H20ZM26 224V226H25V224ZM75 223V224H74ZM83 223V224H82ZM126 223V224H125ZM128 223V224H127ZM129 223H132V225L131 224H129ZM159 223V224H158ZM168 223V224H167ZM170 223V224H169ZM171 223H174L173 224V227H172V224ZM196 223V224H195ZM210 223V224H209ZM231 223V224H230ZM38 224V225H37ZM39 224H41V226L39 225ZM56 224H58V226L56 225ZM81 224V225H80ZM115 224H117V225H115ZM124 224H125V226H124ZM140 224V225H139ZM167 224V225H166ZM207 224H209L210 225V227H209V225H207ZM224 224H225V227H224ZM9 225H11L10 227L12 228V229H10V228H8V229H6L7 227H9ZM18 225H20V227H22L21 228V230H19V234H18V232H16V234H18L17 235V237L15 236L14 237V235H13V232L14 231H16L15 229H19V227H18ZM21 225H24L25 226V228L23 229V226H21ZM44 225V226H43ZM55 225V226H54ZM62 225V226H61ZM100 225L102 226L101 228H100ZM123 225V226H122ZM127 225V226H126ZM130 225H131V227H130ZM165 225H166V227H165ZM168 225H169V227H168ZM193 225H194V228H193ZM198 227H196V226ZM226 225H228L227 227H226ZM248 225V224H247ZM5 228H4V227ZM29 226V227H28ZM48 227V228H46V227ZM54 226V227H53ZM81 226H83V227H81ZM92 228H91V227ZM97 226H99V227H97ZM165 227V228H162V227ZM175 226V227H174ZM185 226H187V227H185ZM230 226H232V227H230ZM16 227V228H15ZM32 227V228H31ZM37 227V228H36ZM51 227V228H50ZM56 227V228H55ZM87 227V228H86ZM109 227H114V228H109ZM119 227V228H118ZM138 227V228H137ZM188 227H189V229L191 230V228H193L191 231H193L192 232V234H189V232L191 233V231L188 229ZM222 227H223V229H222ZM263 227V228H262ZM0 228V229H1ZM15 228V229H14ZM28 228V229H27ZM54 228V229H53ZM77 228V229H76ZM78 228H80L81 229V233H78V231L80 232V230L78 229ZM84 228H85V230L86 231H88V232H90L89 234L88 233H86V235H85V230H84ZM89 228V229H88ZM97 228H100V230L98 229V230H96ZM109 228V229H108ZM132 228V229H131ZM155 228V229H154ZM178 228V229H177ZM195 228H196V230H195ZM201 228H204L203 230L201 229ZM205 228H210V229H205ZM231 228V232L229 233V230L228 229H230ZM262 228V229H261ZM6 229V230H5ZM13 229H14V231H13ZM23 229V230H22ZM29 229H32V231L34 232H32L31 233V235H30V233H29V236H31V237H29V239H27L28 241H31V239L33 240L34 238H36L35 239V241H37L36 243H38V245L39 244H42L43 242L45 243H43L42 245H33L34 243H35V241L33 240V241H31V243H33L32 245L33 246H36L37 248H39L40 246H42V248L41 249H39V250H42L41 252H43V254H41V252L39 251H33V249L34 248H36V247H32V245H30L29 243H27V245L28 246H26V243H24V239L22 238L23 237V235L25 236V232L28 234V232H27V230H29ZM38 229V230H37ZM39 229L40 230H45L46 229V231H44V232H41L40 231V233L39 234H42V236H40L39 238L37 237V233L39 232ZM50 229H51V231L52 232H54V233H52L51 231H50ZM53 229V230H52ZM56 229V230H55ZM88 229V230H87ZM101 229H102V232H101ZM111 229H114V230H111ZM168 229V230H167ZM184 229H186V231H184ZM187 229H188V231H187ZM199 229V230H198ZM224 229H226V230H224ZM7 230H9V231H7ZM47 230H48V232L50 233V235H49V233L47 232ZM91 230V231H90ZM104 230V231H103ZM116 230V231H115ZM123 230H124V232H123ZM128 230H129V232H128ZM167 230V231H166ZM173 232H172V231ZM178 230H179V232H178ZM207 232H206V231ZM233 230V231H232ZM262 230V232H259V231H261ZM6 232V238H7V233H9L10 232V234H11V232H12V237H10V236H8V238L6 239V238H4L3 239V236H4V232ZM18 231V230H17ZM29 231H31V230H29ZM58 231V232H57ZM82 231H84V232H82ZM94 231V233H92ZM97 231H99V232H97ZM120 231V232H119ZM199 231V232H198ZM202 231H203V233H202ZM204 231H205V235H204ZM209 231V232H208ZM225 231H228L227 232V234H229V235H225L226 234V232ZM3 232V233H2ZM97 232V233H96ZM125 232H127V233H125ZM167 232V233H166ZM171 233V235L169 234V233ZM174 232H176V235L178 236V238H180V240H182L181 242L182 243H184L185 244V247L182 245V244H180V240H178L179 242H176L177 240H174V239H176L177 238V236H176V238H175V233ZM186 232V233H185ZM195 232H196V234H195ZM202 234H201V233ZM225 232V233H224ZM251 232V231H250ZM2 233V234H1ZM102 233H105V236L103 237V235L104 234H102ZM107 233H109L108 235H107ZM112 233V234H111ZM113 233H114V235L116 236H114L113 235ZM117 233V234H116ZM154 233V234H153ZM246 233V234H247ZM9 234V235H10ZM14 234H15V232H14ZM15 234V235H16ZM39 234H38V236H39ZM55 235V238H54V236H52V235ZM81 234H83V235H81ZM95 234V235H94ZM99 234V235H98ZM102 234V235H101ZM123 234V235H122ZM125 234V235H124ZM169 234V235H168ZM180 234L182 235V236H184V234L187 236V238H190V239H188V241L189 240H191L192 239V242L191 243H193L194 242V240H196V242H198L197 240L200 238V240H201V238L205 241L204 243L202 242V241H199V242H201L199 245V247H201L202 249H198L199 251H197V247H198V243H197V245L193 248L194 249V251L195 252H193L192 251V249L190 248L191 246L193 247L195 244H196V242H195V244H190V241L189 242H187V243H189L191 246L189 247V244H187L186 243V238L184 239V240H186V241H183V239H182V237H179L180 236ZM189 234V235H188ZM199 234V235H198ZM231 234V235H230ZM245 234V233H244ZM1 235H2V237H1ZM47 235V236H46ZM79 235V236H78ZM119 235H122V236H119ZM152 235V236H151ZM170 236V237H167V236ZM191 235H193L192 237H196L197 239H195V238H191ZM194 235H198V236H194ZM200 235H202L203 237L205 236L206 238H208V240L204 237H202V236H200ZM220 238L221 237V240L222 239H224V240H226L225 242H223L224 240H222V242L223 243H221L220 244V242H221V240L219 239V238H216L217 236ZM221 235V236H220ZM248 235V234H247ZM249 235H250V233H249ZM84 236V237H83ZM85 236H87V239H89V240H87V242L88 243H86V241H84L83 239H85L86 240V237ZM119 236V237H118ZM159 236V237H158ZM163 236V237H162ZM171 236H173V237H171ZM208 236V237H207ZM223 236H224V238H223ZM238 236V237H239ZM5 237V236H4ZM27 237H28V235H27ZM27 237H25V238H27ZM42 237H45V238H42ZM88 237H90V238H88ZM91 237H93V240H92V238ZM117 237H118V240H117ZM165 237L167 238V239H165ZM185 237V236H184ZM199 237V238H198ZM225 237H227V238H225ZM254 237V238H253ZM256 237V238H255ZM177 238V239H178ZM229 238V239H228ZM230 238L232 239V240H230ZM247 238H248V240H247ZM22 239H23V242H22ZM96 239V240H95ZM100 239V240H99ZM144 239H146L145 241H144ZM168 239H169V241H168ZM170 239H171V242H172V244H170ZM206 239V240H205ZM240 239V240H239ZM2 240H4L5 242H7L6 240H9V243L10 244H8L7 245V243H5L4 241H2ZM40 240H43L42 241V243H41V241ZM51 240V241H50ZM52 240H55V241H53L52 242ZM80 240H82V242H85V243H82V247H81V241ZM92 240V241H91ZM111 242H110V241ZM165 240H167L168 241V243H167V241H165ZM219 240V241H218ZM229 240V241H228ZM257 240V241H256ZM258 240H260V242L258 241ZM50 241V242H49ZM95 241V242H94ZM143 241V242H142ZM175 241V242H174ZM207 241V242H206ZM230 241H232V242H230ZM247 241H248V243L249 242H253V243H249L250 244V246H249V244L248 245H246L248 248L250 247H252V248H254V246L257 244V242L259 243V244H257L256 245V253L254 252V250H255V248H254V250H251L252 252H253V255H252V252H251V258H253V259H249V255L248 254H246L247 255V257H248V261H247V257H246V255L244 254V253H242L243 251L245 252V249H247L246 251H250V249H248V248H245L246 246H245V244L247 243ZM26 242V241H25ZM49 242V243H48ZM52 242V243H51ZM89 242L91 243L90 245H88L89 244ZM99 242V243H98ZM113 242H114V244H113ZM119 242V243H118ZM165 242V243H164ZM176 244H174V243ZM212 242V243H211ZM51 243V244H50ZM80 243V244H79ZM112 243V244H111ZM121 243V244H120ZM125 243V244H124ZM177 243H179V245H177ZM217 243H219V245H217ZM230 243V244H229ZM236 244V245H234V244ZM254 243H256L255 245H252V244H254ZM1 244H0V246H1ZM47 244V245H46ZM53 244V245H52ZM84 244H86V246L84 245ZM163 244H165V245H163ZM167 244H170L171 246L172 245H174V246H180V245H182L183 246V248L181 249V250H179V253H181L182 252V254H180L179 255V253H178V251H176L177 253H176V257L177 258H179V256H182L183 255V259H182V261L181 260H179V259H177V260H179V262L175 259H173V258H171V254L169 255V253L167 252V250L169 249V247L171 248V246H168ZM203 244H206V245H204L203 247H202V245ZM209 244V245H208ZM6 245V246H5ZM12 245H10L11 246V248H14V247H12ZM84 245V246H83ZM124 245V246H123ZM189 247V249H188V247ZM222 245V246H221ZM252 245V246H251ZM1 246V247H2ZM55 248H54V247ZM92 246V247H91ZM104 246H106V247H104ZM115 246V247H114ZM163 246H165V247H163ZM172 247L173 248V250H175V248L176 247ZM208 246V247H207ZM229 246V247H228ZM233 246V247H232ZM235 246V247H234ZM237 246V247H236ZM0 247V248H1ZM27 247H29L28 249H27ZM73 247V248H72ZM76 247H78V250H77V248ZM85 249H84V248ZM88 247V248H87ZM110 247L112 248L113 247V249H115V250H113V249H110ZM124 247V248H123ZM166 247H168V248H166ZM187 247V248H186ZM206 247H207V250H206ZM212 247H215L214 249H211ZM226 248V249H223V250H225V251H223L222 250V248ZM54 248V249H53ZM57 248V249H56ZM81 248V249H80ZM107 249V251H109V252H106V250H104V249ZM117 248V249H116ZM126 248V249H125ZM139 248V249H138ZM166 248V249H165ZM171 248V249H172ZM180 248V247H179ZM178 248V249H179ZM205 248V249H204ZM220 248V252H221V254L219 253V251H218V249ZM228 248V249H227ZM230 248V249H229ZM235 250H234V249ZM238 248V249H237ZM243 248H245V249H243ZM251 248V249H252ZM171 249H169L170 251H171ZM177 249V250H178ZM183 249H185L186 250V252H185V250H184V252L185 253H188L187 251L189 250V251H191V253L189 252V254H185L184 252H183ZM188 249V250H187ZM232 249V250H231ZM258 249H260L259 248V246H258ZM260 249V250H261ZM54 250V251H53ZM86 250V251H85ZM96 250H97V252H96ZM103 250V251H102ZM168 250V251H169ZM202 250V251H201ZM210 250V251H209ZM228 250V251H227ZM237 250H240V253H239V251H237ZM259 250V251H260ZM83 251V252H82ZM112 251V252H111ZM117 251V252H116ZM197 251V252H196ZM201 251V252H200ZM203 251H204V253H203ZM205 251H206V253H205ZM231 251V252H230ZM242 251V252H241ZM0 252V253H1ZM22 252V253H21ZM35 252V253H34ZM36 252H38L37 254H38V256L36 255ZM72 254H71V253ZM90 252V253H89ZM127 254H126V253ZM168 253V254H166V253ZM174 252V251H173ZM172 252V253H173ZM193 252V253H192ZM199 252H200V254H199ZM19 253V254H18ZM21 253V254H20ZM24 253V254H23ZM39 253H40V255H39ZM48 253V254H47ZM78 253H79V255H78ZM83 253V254H82ZM96 253V254H95ZM110 253V254H109ZM166 255H165V254ZM185 255H184V254ZM208 253H210V255H212L211 257H210V255H208ZM217 253V254H216ZM219 253V254H218ZM238 253V254H237ZM258 253V254H257ZM262 253H263V255H262ZM11 254V255H12ZM31 254V255H30ZM67 254V255H66ZM91 255L92 257H90L89 255ZM96 255V256H93V255ZM105 256H104V255ZM107 254V255H106ZM118 254H119V256H118ZM123 254V255H122ZM125 254H126V256H125ZM178 254V255H177ZM203 254V255H202ZM223 254H225V255H223ZM237 254V255H236ZM244 255V256H242V255ZM249 254H250V252H249ZM10 255V256H11ZM50 255V256H49ZM64 255V256H63ZM66 255V256H65ZM72 255V256H71ZM88 255V256H87ZM128 255H130V256H128ZM139 255V256H138ZM173 255L175 256V254L173 253ZM172 255V256H173ZM221 255H223V256H221ZM258 255V256H259ZM0 261H2V263H0V264H3V261L6 259H10V261H11V259L14 261V259L15 258H18V256H14V257H10V256H8V257H6L5 258V256H4V260H3V254H0ZM13 256V255H12ZM62 256L63 257H65L64 259L62 258ZM74 256H77L76 258L74 257ZM87 256V257H86ZM101 257L100 259H99V257ZM107 256V257H106ZM117 256V257H116ZM122 256H124V257H122ZM144 258H143V257ZM169 256V257H168ZM185 256H187V257H185ZM198 256H197V258H198ZM205 256V257H204ZM228 256V257H227ZM244 258V260H243V258ZM28 257V256H27ZM46 259H45V258ZM61 257V258H60ZM71 257V258H70ZM79 257V258H78ZM105 257V258H104ZM127 257H130V258H127ZM168 257V259H166V258ZM196 257V256H195ZM208 257H210V258H208ZM227 257V258H226ZM240 257V258H239ZM2 258V259H1ZM14 258V259H13ZM20 258L18 259L19 261H20ZM42 258V259H41ZM54 258V259H53ZM69 258H70V260H69ZM75 258V259H74ZM87 258V259H86ZM95 258H97V259H95ZM121 258H123V261L121 260ZM140 258V259H139ZM164 258V259H163ZM170 258V259H169ZM234 259V260H231V259ZM245 258H246V260H245ZM29 259H31L30 257H29ZM29 259H24V260H26L25 261V263H27V260L29 261ZM34 259V258H33ZM41 259V260H40ZM61 259H62V261H61ZM109 261H108V260ZM125 259V260H124ZM142 259H146L147 261H143ZM194 259H196V258H194ZM194 259L192 260V263L193 264H195V263H197V262H194ZM228 259V260H227ZM5 260V261H6ZM17 260V259H16ZM36 259H34V261H35ZM36 260V261H37ZM56 260V261H55ZM75 260H76V262H75ZM88 260V261H87ZM95 260V261H94ZM101 260V261H100ZM106 260V261H105ZM132 260V261H131ZM137 260H140V261H137ZM218 260V259H217ZM218 260V261H219ZM263 260V261H262ZM9 261V260H8ZM10 261L9 262H7L8 264H10ZM12 261V262H13ZM19 261L17 262V261H14V262H17V264H22V262L21 263H19ZM32 262L33 264H38V262L36 263V261L35 262ZM46 261V262H45ZM61 263H60V262ZM67 261V262H66ZM78 261H79V263H78ZM104 261V262H103ZM111 261V262H110ZM125 261V262H124ZM126 261H127V263H126ZM142 261V262H141ZM155 261H157V262H155ZM174 261H177V262H174ZM196 261V260H195ZM212 261V262H211ZM221 260L219 261V262H217V263H214V264H219L220 262H222ZM241 261V263H239ZM257 261V262H258ZM11 262V263H12ZM66 262V263H65ZM69 262V263H68ZM92 262V263H91ZM102 262V263H101ZM108 262V263H107ZM129 262V263H128ZM184 262V263H185ZM205 262V263H204ZM216 262V261H215ZM25 263H23V264H25ZM31 263V262H30ZM29 263V264H30ZM31 263V264H32ZM183 263V262H182ZM185 263V264H186ZM253 264H256V261L254 260L253 262H252ZM6 264V263H5ZM12 264H16V263H12ZM258 264V263H257Z\"/></svg>",
    "mask_w": 264,
    "mask_h": 264
},
{
    "label": "bare ground",
    "instance_id": "obj_2",
    "mask_svg": "<svg viewBox=\"0 0 264 264\" xmlns=\"http://www.w3.org/2000/svg\"><path fill=\"white\" fill-rule=\"evenodd\" d=\"M0 1H1V0H0ZM2 1H4V0H2ZM13 1H15V0H13ZM18 1H20L21 4H23L22 2H25V1H23V0H18ZM18 1H16V2L18 3ZM28 1H29V0H28ZM28 1H27V2H28ZM31 1H32V0H31ZM37 1H40V0H37ZM41 1L43 2V0H41ZM50 1H51L52 4H53V2H54V1L56 2L57 0H53V1H52V0H49V1L46 0V2H48V3H49ZM59 1H60V2H59ZM59 1H58L59 4L56 6L57 8H58L59 6L61 7L60 3L62 2V0H59ZM64 1H67V0H63L62 3H64ZM70 1L73 2V1H75V0H69V2H70ZM77 1H78V0H77ZM86 1H87V0L83 1V2H84L83 4H85ZM105 1H106V0H105ZM109 1H111V0H109ZM117 1H119V0H117ZM123 1H124V0H122V2H123ZM129 1H130V0H129ZM165 1H166V0H165ZM165 1H164V2H165ZM168 1H170V0H168ZM175 1H176V0H175ZM192 1H193V0H192ZM209 1H210V0H209ZM218 1H220V0H218ZM218 1H217V2H218ZM235 1H236V2H235ZM235 1L233 2L232 6H231V7H232L231 11H229L230 9H229V10L227 9V10L230 12V15H229V19H228L226 25H225V26L223 25V26H224L223 28H225V30H224V34H223V36L221 35V36H222V39H221V41L219 42V44H218V43H215V44H214L215 46H217V48H215V52H214V55H213L214 58L212 57V58H213L212 62L209 63V66H210L209 71H208L207 68H205V71H204V69H203L204 72L208 71L207 74H206V76H208V77H207V79H205V82L203 83V86H200V85H199V79H198L199 77L197 78V79H198V82L195 83V84H198L200 87H202V88H199V89H198V88H195V89H198V90L201 89L199 93H198V91H197V93H198L199 95L197 96L196 93H195V95H196L195 98H194V97H191V96L193 95V94L191 93V90H193V89H191V88H193V87L191 86L190 82L187 81V80H186V81H187V83L189 82V83H188V86L190 85L189 87H191V88H190L191 90L189 89V87H188V88L186 87V86H187L186 84L184 85L185 88H187V89H185V90L187 91V93H188V91H190V93L192 94V95H190V96L188 95L190 98H193V99H195V101H196V99H197L196 97H198V99H199V100H198V106L196 105L198 108H197V109L195 108L197 111H195V109L193 108V107L195 106V104H196V103H194V100H193V99H191V100H190V98L188 99L189 101H193L192 103H194V104L189 105V106H192V107H189L188 104H186V106H185V105H184L185 102H184L183 100H182V101L184 102V104H182L181 101H180V102L178 101L179 103H181V110H182V108H183V111H184V110H187V109H190V111H191L193 114H195V113L197 112V116L194 115L195 118H192V120H195L194 123H192L191 118H190L189 120H186V119H185L186 117H190V116L185 115L186 117H184V120H186V121H190V122L192 123V125H191V123L189 124V122H188L187 124L190 125L189 127L195 129V131H194L195 133H194L193 131L190 130L191 128L188 129V125H187V126H186V124L184 125V122H186V121L183 120L184 122H182L183 127L186 126V127H187V130L191 131L190 135L188 134L189 132H186V133H185V131H187V130H185L183 133L189 135V136H188V139H187L188 141H187L186 138L184 137L185 140H186V141L184 140V142H185V143L187 142V144H189L190 147H188V148H189L188 150H190V152L192 151V153H193V156H192V155L190 154V152L187 150L186 152H187L188 155L190 154V156H189V158H187V159H186V158H183L182 161L185 162V160H188V159H191V158H192L191 160H188V162L186 161V162L188 163V165L190 164V167H191L192 170H193V172H192V171L190 172V170H189V173H193V174H190V175L193 176V175H194V172H195V173L197 172V173H196V177H198V178H196L195 176H194L193 178H196L197 180L200 178L199 180H200V183H201V186H202V189L199 187L200 190H201L200 192L202 193V191H203V193H204L205 196H206V199H208V200H207V204H208V207H209V211H210V213H211V216H210V214H209L208 211L203 212V214L206 213L207 216H208V214H209L208 217H209V218L211 217L210 219H212V221L209 220V222L211 221V227H210V225H209L210 223L207 224V225H209V227L211 228L210 232L208 231V232L210 233V234H209V235H210V236H209V239H211V238L213 239V238L215 237L214 235H215L217 229H218L219 227H221V224H222L223 222H225V220H226L227 218L232 217V215H233L234 218H235V219H234L235 222H234V220H233V225L236 226V228L230 226V227H232L233 230L235 229L234 232H231V231H230L231 228L228 229V230H229V233L231 232V234H232V237H231L232 239H233V236L236 235V234H238L239 232H240L241 235H242V232H241V231H242L246 226H247V227L250 226L249 224L252 223L251 221H252L253 219H254L255 221H256V219H259V221L255 222V224L259 222V225H261V226H262V224H261V223H262L261 220H262V221L264 220V218L261 219V217H260L261 214H259V213L257 212V210L260 212V209H263V208H264L263 206H261V208L258 206V205H261V203L264 201V198H261V197H260V196L263 197L262 193L264 194V191H263V190H264V187H263L264 185H262V184H264V180H263V178H264V169H263V174L261 173V172H262V168H263V166H264V159L262 160L263 156H261V154L258 153V152L256 151V149H255V148H256V144L258 143V142H257L258 140H256V139H260V143H263L264 141L262 140V141H263V142H262V141H261V138H262V137H258V136L255 134L256 137H254V139L256 138V139H255L256 141H254V143L252 142V144H249V143H251V142H249V141H251V140H249V138H250V139L252 138L251 136H252V132H253V131H252L253 126L256 128V126L254 125V124H256L255 121H256V120H259L258 118L255 119V118L257 117V115H258L257 113H259L258 111L262 112V108L264 107V104H262V103H264V102H263V100H264V98H263V97H264V94H263V97H262V92L264 91V90H263V89H264V87H263L264 85H262V84L260 85V84H259L260 87H259V86L256 87V88H258V90L261 89L259 92L257 91V89H255V84L259 81V77H257V76H262V75H263V73H262V75H259V74H260V72H264V70H263L264 68L261 67V68H260L261 71H260V70H258V68L255 69V66H256V65L253 66V64H261V63H262V65H264V61L261 62V60H260V61H259V60H258V61H257V60H254V59H256V58H254V57H255L257 54H260V55L263 54L264 49H261V51L263 50L262 52H261V51H258L257 53H256V50H254V47L256 46L255 43H257L259 39L256 40V38H255V41H257V42H255V43L253 42V39H254L253 36H255L257 32H256L255 29H254L255 34L252 35L254 32H253L252 34H250V32H251V28H250V24H249V23H251V22L253 21V19H254V18L251 19L253 14L255 15V13H256V15H257L259 12L262 13L261 10L264 11V9H263V5H262L261 3L258 2L260 5H258V4L256 3V5H258L257 8H258V7L261 8V5H262V9H260V11H259V9H258V11H259V12H258V11L256 10V9H257V8H256V9H255L256 12H255V10H254V6H256V5H255V3H254V2H255L254 0H235ZM6 2H7V1H6ZM6 2H3V4L6 3ZM11 2H12V1H11ZM16 2H14V4H16ZM20 2H19V3H20ZM46 2H45V3H40V4H41V5H42V4H43V5H44V4L47 5L48 3H46ZM58 2H56V4H57ZM72 2H71V3H72ZM75 2H76V1H75ZM78 2H79V1H78ZM78 2H77V3H78ZM87 2H88V1H87ZM87 2H86V4H87ZM89 2H91V1L89 0ZM98 2H100V1H98ZM112 2H113V1H112ZM114 2H115V0H114ZM114 2H113V4H114ZM122 2H120V3H122ZM125 2H126V0H125ZM185 2H186V1H185ZM224 2H225V1H224ZM260 2L263 3L264 1H260ZM25 3H26V2H25ZM32 3H33V2H32ZM36 3H37V2H36ZM62 3H61V4H62ZM81 3H82V2H81ZM118 3H119V2H118ZM143 3H144V2H143ZM159 3H162V2H159ZM191 3H192V2H191ZM194 3H195L196 6H197V3H199V1L196 0V2H194ZM194 3H193V4H194ZM200 3H203V1H202V2L200 1ZM221 3H222V2H221ZM253 3H254V4H253ZM0 4H1V3H0ZM3 4H2V5H3ZM12 4H13V2H12ZM14 4H13V6H12L13 8H14V6H15ZM27 4H29V3H27ZM38 4H39V3H38ZM54 4H55V3H54ZM64 4H66V3H64ZM67 4H68V3H67ZM69 4H70V3H69ZM69 4H68V5H69ZM72 4H75V3L73 2ZM72 4H70V5H72ZM90 4H92V3H90ZM100 4H101V3H100ZM162 4H164V3H162ZM162 4H160V5H162ZM217 4H219V3H217ZM263 4H264V3H263ZM2 5H1V6H2ZM6 5H7V4H6ZM6 5H5V6H6ZM8 5H9V4H8ZM8 5L6 6V8H7V7H10V5H9V6H8ZM29 5H30V4H29ZM29 5H25V4H24V6H22V5H21V6L24 8L25 6H29ZM32 5H33V4H32ZM32 5H30V10H31V8H34V7H35V9H40V8H38V7H40L39 5H38L37 7L35 6V2H34V7H33ZM46 5H44V6L46 7ZM76 5H77V4H76ZM88 5H89V4H88ZM88 5H87V6H88ZM102 5H103V4H102ZM120 5H121V4H120ZM122 5H124V4L122 3ZM164 5H165V4H164ZM166 5H167V4H166ZM171 5H172V4H171ZM179 5H180V4H179ZM198 5H199V4H198ZM200 5H202V4H200ZM200 5H199V7H202V6H200ZM1 6H0V7H1ZM5 6H4V7H5ZM17 6H20V4H18ZM21 6H20V7H21ZM31 6H32V7H31ZM44 6H43V7H44ZM50 6H51V5H50ZM54 6H55V5H54ZM65 6H67V5H63L62 7H64V9H66L67 7L65 8ZM72 6H74V8H79V7L81 8V7L83 6L82 8H83L84 10H85V8H86V6H84V5H82V4H80V5L78 4V5H77L78 7H75V5H72ZM94 6H95V5H94ZM94 6H93V7H94ZM100 6H101V5H100ZM105 6H106V5H105ZM110 6H111V5H110ZM115 6H116V4H115ZM139 6H140V5H139ZM180 6H181V5H180ZM223 6H224V5H223ZM229 6H230V5H229ZM229 6H228V7H229ZM4 7H2V8H4ZM20 7H19V10H21ZM45 7H44V8H45ZM47 7L49 8V4H48ZM47 7H46V9H47ZM51 7H53V5H52ZM60 7H59V9H61ZM69 7H70V6H69ZM84 7H85V8H84ZM97 7H98V5H97ZM112 7H113V6H112ZM117 7H118V6H117ZM117 7H116V9H117ZM119 7H120V6H119ZM162 7H163V6H162ZM162 7L160 6V8H162ZM178 7H179V6H178ZM193 7H194V6H193ZM199 7H198V8H199ZM220 7H221V5H220ZM13 8H12V9H13ZM26 8H27V7H26ZM44 8H43V11H47L46 9L44 10ZM74 8L71 7V9H74ZM87 8H88V7H87ZM87 8H86V9H87ZM98 8H101V7H98ZM113 8H114V7H113ZM158 8H159V7H158ZM179 8L181 9L182 7H179ZM179 8H178V9H179ZM183 8H184V7H183ZM196 8H197V7H196ZM198 8H197V9H198ZM202 8H203V7H202ZM229 8H230V7H229ZM4 9H5V8H4ZM15 9H16V7H15ZM27 9H28V8H27ZM59 9H58V10H59ZM62 9H63V8H62ZM62 9L59 10V11H60L59 15H63V13L66 11V10H64V9L62 10ZM68 9H70V8H68ZM89 9H91L90 6H89ZM95 9H96V7H95ZM114 9H115V8H114ZM143 9H144V8H143ZM171 9H172V8H171ZM184 9H187V8H184ZM192 9H193V8H192ZM252 9H253V10H252ZM10 10H11V8H10ZM10 10H9V12H10ZM19 10H18V8H17V11H19ZM25 10H26V9H25ZM30 10H28V11H30ZM51 10H52V9H51ZM51 10H49V11L51 12ZM53 10H54V9H53ZM74 10H75V9H74ZM160 10H161V9H160ZM164 10H165V9H164ZM187 10H188V9H187ZM187 10H185V11H187ZM193 10H194V9H193ZM208 10H209V9H208ZM13 11H15V10H13ZM13 11H11V12H13ZM28 11H27V12H28ZM36 11H37V10H36ZM36 11H33V13L35 12V14H36ZM39 11H42V9L39 10ZM39 11H37V13H38ZM62 11H63V13H62ZM68 11H70V12H68L69 14H70L71 12H73V11H71V10H68ZM89 11H90V10H89ZM93 11H94V10H93ZM95 11H96V10H95ZM97 11H98V9H97ZM174 11H175V10H174ZM180 11H181V10H180ZM180 11H179V13H180ZM2 12H3V11H1V13H2ZM4 12L7 13V12H8L7 9H5ZM9 12H8V13H9ZM11 12H10V14H11ZM25 12H26V11H25ZM31 12H32V11H31ZM31 12H30V14L32 15L33 13H31ZM50 12L47 11L46 13L49 14ZM55 12H57V11H55ZM87 12H88V11H87ZM87 12H85V13L87 14ZM90 12H92V11H90ZM100 12H101V11H100ZM103 12H104V11H103ZM107 12H108V10H107ZM115 12H116V11H115ZM127 12H128V11H127ZM132 12H133V11H132ZM157 12H160V11H158V9H157ZM175 12L178 13V11H175ZM187 12H188V11H187ZM189 12H190V11H189ZM191 12L194 14L193 11H191ZM191 12H190V13H191ZM254 12H255V13H254ZM8 13H7V14H8ZM15 13H16V12H15ZM23 13H24L23 10H22V11H19V14H22V15H23ZM28 13H29V12H28ZM44 13H45V12H44ZM65 13H66V12H65ZM65 13H64V14H65ZM79 13H81V12H79ZM82 13H84V12H82ZM82 13H81V15H82ZM95 13H97V12H94V14H95ZM128 13H129V12H128ZM142 13H143V12H142ZM163 13H164V12H163ZM179 13H178V16H179ZM190 13H187V14H190ZM192 13H191V14H192ZM260 13H259V14H260ZM3 14H5V13H3ZM7 14H5V15L8 16ZM19 14L16 13L15 15H19ZM24 14H25V13H24ZM35 14H33L32 16L34 17ZM42 14H43V12H42ZM56 14L58 15V12L55 13V15H56ZM86 14H85V15H86ZM88 14H89V12H88ZM97 14H100V13L98 12ZM97 14H96V15H97ZM103 14H104V13H103ZM115 14H116V13H115ZM115 14H114V15H115ZM144 14H145V13H144ZM153 14H156V13H153ZM172 14H173V13H172ZM182 14L184 15V13H182ZM187 14H185V15H187ZM191 14H190V15H191ZM214 14H215V13H214ZM0 15H1L0 18H2V17H3L2 14H0ZM37 15H38V16L35 15V17H34L35 20H36V17H39V13H38ZM66 15H67V14H66ZM74 15H75V14H74ZM78 15H79V14H78ZM78 15H77V16H78ZM110 15H111V14H110ZM124 15H125V14H124ZM129 15H130V14H128V16H129ZM134 15H135V14H134ZM159 15H160V14H159ZM218 15H219V13H218ZM254 15H253V16H254ZM12 16H13V15H12ZM20 16H21V15H20ZM24 16H26V14H25ZM28 16H29V15H28ZM28 16L26 17L27 20L31 17V16H30V17H28ZM42 16H44V17H41V18H46V17H47L45 14H43ZM49 16H53V15H52V14H49L48 17H49ZM79 16H80V15H79ZM82 16H84V15H82ZM82 16H80V17H82ZM88 16H89L88 18H89L90 20H89L88 18L83 19V17H82V20H83V21H81V20H80L81 18H79V20L81 21V22H80V21L78 20V17L75 18L76 15H75V16L72 15V17H73L75 20H77L78 23H80V25H81L82 22H83V24L81 25L82 28H80L79 26L74 25V24L71 25V26H73V28H74V26H76L75 29H78V27L80 28V30H79V29L77 30V31H78V32H77V36L79 35L78 37L81 36L80 34H78L79 31H81V29H83L84 26H85L87 23H88L89 25H91V23H89V22L91 21V17H90V15H88ZM115 16H116V15H115ZM125 16H126V15H125ZM141 16H142V15H141ZM143 16H144V15H143ZM150 16H151V15H149V17H150ZM156 16H157V14H156ZM173 16H177V14H175V15L173 14ZM173 16H172V17H173ZM178 16H177V17H178ZM187 16H189V15H187ZM195 16H196V15H195ZM195 16H194V17H195ZM225 16H226V15H225ZM261 16L263 17V16H264V13H263V14H260V17H261ZM9 17H10V16H9ZM9 17H8V19H9ZM14 17H15V16H13V18H14ZM33 17H32V18H33ZM53 17H54V16H53ZM85 17H86V16H85ZM99 17H100V16H98V18H99ZM105 17H106V16H105ZM112 17H113V16H112ZM130 17H131V16H130ZM172 17L170 18L171 21H173L174 19H179V20H176V21H180V20H181L180 18H176V17L172 18ZM180 17H182V15H181ZM183 17H184V16H183ZM183 17H182V19H183ZM221 17H222V16H221ZM4 18H6V17H4ZM11 18H12V17H11ZM19 18H20V17H19ZM32 18H30V19H31L32 21H34V19H32ZM49 18H50V17H49ZM49 18H46V19L49 20ZM58 18H59L58 21H60V23L63 24V22H62L63 19H62V21H61L60 16H57V19H58ZM126 18H127V17H126ZM135 18H136V17H135ZM144 18H145V17H144ZM151 18H154V16H153V17L151 16ZM151 18H150V19H151ZM185 18H186V17H185ZM188 18H189V17H188ZM190 18H191V17H190ZM199 18H200V17H199ZM226 18H228V17H226ZM23 19H24V17H23ZM37 19H39V18H37ZM46 19H42V20L45 21ZM50 19H51V18H50ZM65 19H66V18H65ZM74 19H73V20H74ZM92 19H93V17H92ZM102 19H103V18H102ZM105 19H106V18H105ZM109 19H110V18H109ZM112 19H113V18H112ZM129 19H130V18H129ZM145 19H146V18H145ZM150 19H149V21H150ZM167 19H168V18H167ZM172 19H173V20H172ZM186 19H187V18H186ZM192 19H193V18H192ZM208 19H209V18H208ZM208 19H207V20H208ZM259 19L261 20V18H259ZM1 20H3V19H1ZM1 20H0V21H1ZM5 20H6V19H5ZM5 20H4V21H5ZM9 20H10V19H9ZM20 20H21V18H20ZM39 20H40V19H39ZM42 20H40V23H39V22H37L36 24L33 23L34 26H33V25H32V26L35 28V30L33 29V27H32L31 25H30V27H29V26L27 27V23H26V25H25V28H26V27L29 28L30 30L33 31V33H34L35 31H36L37 33H39V35L36 33V34H37V35H35L36 38H38L37 36L40 37V34H44L45 32L47 33L48 31H51V30L54 31L53 29H55V28H56V29L59 28V25H60V23H59L58 21H56V17H55V20H54V19L52 20V21H55V24H53L54 26L51 25V22H50L51 20H49V21L46 20L45 22L48 21L49 23H48V24H45V25L47 26V25L50 24V28H51V29H50L49 26H48L47 28H49L50 30L48 29V31H45L44 33H41V29H42V27H39V26H41V25L43 26V24H41V21H42ZM84 20H85V21L89 20V21H87L86 24H85V21H84ZM97 20H98V19H97ZM103 20H104V19H103ZM125 20H126V19H125ZM142 20H143V18H142ZM151 20H152V19H151ZM207 20L204 19V21H202V22L205 23ZM220 20H221V19H220ZM250 20H251V22H250ZM262 20H264V17H263ZM4 21H2V23H3ZM11 21H12V20H10L9 23H10ZM14 21H15V20H14ZM16 21H17V20H16ZM28 21H29V20H28ZM28 21H27V22H28ZM37 21H38V20H37ZM67 21H69V19H68ZM139 21H140V20H139ZM144 21H145V20H144ZM171 21H170V24L172 23ZM174 21H175V20H174ZM176 21H175V22H176ZM182 21H183V20H181L180 22H182ZM184 21H185V19H184ZM184 21H183V22H184ZM187 21H188V20H187ZM195 21H196V20H195ZM221 21H222V20H221ZM254 21H255V20H254ZM254 21H253V22H254ZM20 22H22L21 24L24 25V22H26V21H25V19H24V22H23V21H20ZM20 22H19V23H20ZM30 22H31V21H30ZM30 22H29V24H30ZM45 22H43V23H45ZM69 22H70V21H69ZM69 22H66V21H65V23H68V24H69ZM110 22H111V21H110ZM145 22H146V23H145ZM145 22H144V23H145V25H146V24H147V20H146ZM162 22H163V21H162ZM165 22H166V20H165ZM183 22H182V23H183ZM196 22H197V21H196ZM213 22H214V21H213ZM223 22H224V21H223ZM253 22H252V23H253ZM261 22H262V21H261ZM12 23H13V22H12ZM12 23H11V24H12ZM15 23H16V22H15ZM38 23H39V25H38ZM52 23H53V22H52ZM56 23H59V24L56 25ZM65 23L63 24V26L65 25V27H66V25H68V24H65ZM74 23H75V22H74ZM101 23H102V22H101ZM168 23H169V22L165 23V25H167ZM184 23H185V22H184ZM199 23H200V22H199ZM203 23H202V24H203ZM256 23H258V22L255 21L252 25L255 24L254 26H255V28L257 29V28H259V27L256 26V25H257ZM262 23L264 24V21H263ZM262 23H261V24H262ZM11 24H10V25H11ZM17 24H18V22H17ZM21 24H20V25H21ZM31 24H32V22H31ZM40 24H41V25H40ZM84 24H85V25H84ZM93 24H94V23H93ZM107 24H109V23H107ZM141 24H142V23H141ZM148 24H151V23H148ZM148 24H147V25H148ZM170 24H169V25H170ZM177 24H178V23H177ZM202 24H201V25H202ZM258 24H259V23H258ZM261 24H260V25H261ZM8 25H9V24H8ZM10 25H9V26H10ZM22 25H21V26H22ZM36 25H37V27H39V28H37ZM55 25H56V27H55ZM83 25H84V26H83ZM142 25H143V24H142ZM145 25L142 26V29H143V27H145ZM175 25H176V23H175ZM175 25L173 24L172 26H175ZM184 25H185V24H184ZM4 26H5V25H4ZM11 26H13V25H11ZM11 26L9 27V29L11 28ZM51 26H52V27H55V28H52ZM140 26H141V25H140ZM140 26H138V27L140 28ZM181 26L183 27V24H182ZM181 26H180V27H181ZM203 26H204V25H203ZM254 26H253V27H254ZM0 27H1V26H0ZM5 27H6V26H5ZM7 27H8V26H7ZM16 27H18V25H15V27L13 28L12 31H14V29H15ZM87 27H88V29H87ZM91 27H93V26H92V25H91V26H88V25H87L84 29H85L86 31H89V30L91 31V29H89V28H91ZM95 27H96V25H95ZM104 27H105V26H104ZM182 27H181V31L184 30V29H182ZM184 27H185V26H184ZM184 27H183V28H184ZM190 27H191V26H190ZM253 27H252V28H253ZM262 27H263V25H262ZM262 27L260 26V28H262ZM1 28H4V27H1ZM1 28H0V29H1ZM27 28H26V29H27ZM36 28H37V30H38V29H40V30L37 31ZM47 28H46V30H47ZM60 28H61V27H60ZM62 28H63V27H62ZM101 28H102V27H101ZM108 28H110V27L108 26ZM146 28H147V27H146ZM149 28H150V27H149ZM164 28H166V27H164ZM174 28H176V27H174ZM178 28H179V27H178ZM191 28H192V27H191ZM211 28H212V27H211ZM219 28H220V27H219ZM9 29H8L7 31H9ZM21 29L24 30L22 27H21ZM63 29H64V28H63ZM63 29H62V30H63ZM71 29H72V28H70L69 31H71ZM75 29H72V31L75 30ZM84 29H83V31H84ZM95 29H97V28H95ZM127 29H128V28H127ZM140 29H141V28H140ZM140 29H137V30H140ZM157 29H158V28H157ZM157 29L155 28V30H157ZM167 29H169V28H167ZM176 29H177V28H176ZM199 29L202 30L201 26L199 27ZM1 30H4V29H1ZM16 30H17V29H16ZM22 30L19 31V29H18L17 31L21 32L22 35H25V33H27L28 31H30V30L27 29V30H26L27 32L25 31V33H23L24 31L22 32ZM112 30H114V32H115L116 28H115V29H114V28H113V29H110V31H112ZM137 30H136V31H137ZM143 30H144V29H143ZM143 30H142V31H143ZM145 30H146V29H145ZM145 30H144V31H145ZM159 30H160V29H159ZM161 30H162V29H161ZM177 30H178V29H177ZM191 30H192V29H191ZM252 30H253V29H252ZM258 30H259V29H258ZM260 30H261V32L263 33L264 28H263V29H260ZM260 30H259V31H260ZM4 31H5V30H4ZM12 31H11V32H12ZM52 31H51V32H48V33H51L50 35H52V36L55 37V35H53L55 31H54V32H52ZM59 31H60V29H59ZM63 31H64V30H63ZM63 31H60V33H62ZM72 31H71V32H72ZM83 31H82V32H83ZM94 31H95V30H94ZM140 31H141V30H140ZM148 31H150V29H149ZM151 31H152V29H151ZM162 31L164 32V29H163ZM167 31H173V33H174V31H176V30H174L173 28H172V30H171V28H170V29L167 30ZM167 31H166V32H167ZM179 31H180V29H179ZM179 31H178V32H179ZM181 31H180V32H181ZM184 31H185V30H184ZM184 31H183V32H184ZM189 31H190V30H189ZM192 31H193V30H192ZM194 31H195V30H194ZM197 31H198V29H197ZM207 31H208V30H207ZM221 31H222V30H221ZM5 32H6V31H5ZM9 32H10V31H9ZM42 32H43V31H42ZM75 32H76V31H73V33H67V34H65L67 37H66V36H65V37L62 36V38H64V41H65V40L70 36L69 34H71V36L66 40V43H65V44L63 43V45H65V47H66V45H67V41H68V42L70 41V42L68 43V45H70V43L73 42V44H71V46L74 45V50L77 48V45H79V44H76V43L74 42V41L77 39V36H76V35H75L76 37L74 36V33H75ZM82 32H80V33H82ZM100 32H101V31H100ZM112 32H113V31H112ZM121 32H122V30H121ZM125 32H126V30H125ZM138 32H139V31H138ZM138 32H137L136 34H138ZM153 32H154V31H153ZM155 32H156V31H155ZM155 32H154V35L152 34V36H155ZM157 32H158V31H157ZM160 32H161V31H160ZM160 32H159V33H160ZM183 32H182V33H183ZM199 32H200V30H199ZM214 32H215V31H214ZM214 32H212V33H214ZM222 32H223V31H222ZM2 33H3V36H2V37H5V38H6V36H4L5 33H4L3 31H2ZM6 33H7V32H6ZM31 33H32V32L30 31L29 34L27 33L26 35H27V36L32 35V37H33V33H32V34H31ZM48 33H47V34H48ZM52 33H53V34H52ZM86 33H88V32H86ZM89 33L91 34V32H89ZM103 33H104V32H103ZM139 33H140V32H139ZM142 33H143V32H142ZM142 33H140V35H141ZM144 33H145V32H144ZM149 33H151V32H149ZM164 33H165V32H164ZM168 33H169V32H168ZM168 33H167V34H168ZM185 33L188 34L187 31H186ZM185 33H183V34H185ZM195 33H196V31H195ZM197 33H198V32H197ZM208 33H209V32H208ZM208 33H207V34H208ZM18 34H20V33H18ZM57 34H59V33H57ZM72 34H73V35H72ZM75 34H76V33H75ZM82 34H84V32H83ZM95 34H96V33H95ZM147 34H148V33H147ZM161 34H162V36H164V34H163L162 32L160 33V35H161ZM171 34H172V33H171ZM176 34H177V33L175 32V33L172 34V35L168 34V36L170 35L169 37L172 38L173 35L176 36ZM207 34H206V35H207ZM217 34H218V33H217ZM219 34H221V33H219ZM9 35H10V34H8L7 37H8ZM11 35L13 36L14 34L11 33ZM16 35H17V34H15V37H12L11 39L16 38V37L18 36V35H17V36H16ZM20 35H21V34H20ZM20 35H19V36H20ZM26 35H25V37H26ZM45 35H46V34H45ZM45 35H41V38H42V36H43V38H44ZM48 35H49V34H48ZM48 35H47V36H48ZM50 35H49V37H50ZM106 35H107V34H106ZM177 35H178V34H177ZM180 35H181V34H180ZM180 35H179V36H180ZM190 35L192 36V34H190ZM196 35H197V34H196ZM250 35L253 37L252 40H251L252 37H251ZM258 35L260 36L259 32H258ZM19 36H18V37H19ZM47 36L45 37L46 39H43V40H48L49 43H51L50 40L53 39V37H51V39L49 40V39L47 38ZM72 36H74L75 38L72 37ZM85 36H86V34H85ZM92 36H93V34H92ZM107 36H108V35H107ZM171 36H172V37H171ZM175 36H174V37H175ZM183 36H184V35H183ZM186 36H188V35H186ZM191 36H190V37H191ZM207 36H208V35H207ZM219 36H220V35H219ZM259 36H257V37H259ZM10 37H11V36H9V40H10V42H11ZM30 37H31V36H29L27 39H29ZM32 37H31V38H32ZM83 37H84V36H83ZM90 37H91V36H90ZM94 37H95V35H94ZM97 37H98V36H97ZM97 37H96V38H97ZM150 37H151V34H150ZM157 37H158V35H156L155 38H157ZM160 37H161V36H160ZM160 37H158L157 40H158V39H161V40L163 39L162 37H161V38H160ZM164 37H165V36H164ZM169 37H167V35H166V38H165V39L168 40L167 38H169ZM250 37H251V38H250ZM255 37H256V36H255ZM20 38H21V37H20ZM20 38H17V39L20 40ZM31 38H30L31 41L29 40L28 42H30V43L32 42V45H33V40H32V39H36V38H34V37H33L32 39H31ZM62 38H60V40H61ZM65 38H66V39H65ZM70 38H71V40H72V38H74V40L71 42V40H69ZM80 38H81V37H80ZM100 38H101V37H100ZM102 38H103V37H102ZM102 38H101V39H102ZM137 38L139 39V36H138ZM140 38H142V36H141ZM143 38H145V35H143ZM147 38H148V36H147ZM147 38H146V39H147ZM201 38H202V37H201ZM205 38H206V36H205ZM261 38H262V37H261ZM1 39H2V38H1ZM7 39H8V38H7ZM7 39H5V40H7ZM25 39H26V38H25ZM27 39H26V40H27ZM81 39H82V38H81ZM84 39L86 40V43H87L86 45H87L88 47L85 46V44H82V45H83V47L85 46V47H87V48L89 49V50H88V54H89V52L92 51V50H90V49L92 48L91 46H93V45H89V44H88L89 41H88L85 37H84ZM88 39H89V38H88ZM93 39H94V38H93ZM121 39H122V38H121ZM131 39H132V38H131ZM133 39H134V37H133ZM135 39H136V35H135ZM186 39H187V38H186ZM207 39H208V38H207ZM219 39H220V38H219ZM19 40H18V41H19ZM26 40H25V41H26ZM43 40H41V41H43ZM53 40H55V38H54ZM53 40H51V41L53 42ZM60 40H58L59 43H61V41H63V39H62L61 41H60ZM144 40H145V39H144ZM148 40H149V39H148ZM151 40H152V38H151ZM154 40H155V39H154ZM161 40H159V42H160ZM170 40H171V39H170ZM215 40H216V39H215ZM1 41H2L3 43L5 42V41H3V40H1ZM20 41H23V38H22V40H20ZM41 41L39 40V42H41ZM48 41H46V43H48ZM58 41H57V42H58ZM64 41H63V42H64ZM76 41H77V40H76ZM80 41H82V40H80ZM128 41H129V40H128ZM155 41H156V40H155ZM155 41H154V42H155ZM162 41H163V40H162ZM162 41H161V43H162ZM181 41H182V40H181ZM184 41H185V40H184ZM201 41H202V40H201ZM260 41L262 42L263 39H260ZM260 41H259V42H260ZM2 42H1V45H2ZM8 42H9V41H8ZM12 42H14V40H13ZM12 42H11V43H12ZM36 42H37V40H36ZM39 42H38V43H39ZM44 42H45V41H44ZM77 42H78V41H77ZM91 42H92V41H91ZM126 42H127V41H126ZM126 42H125V43H126ZM143 42H144V41H143ZM149 42H150V40H149ZM149 42L147 41L146 43H149ZM151 42H152V41H151ZM151 42H150V43H151ZM156 42H157V41H156ZM166 42H167V41H166ZM170 42H171V41H170ZM172 42H173V40H172ZM195 42H198V40L195 41ZM216 42H217V41H216ZM259 42H258V43H259ZM261 42L259 43L260 45H261L264 41H263L262 43H261ZM16 43H17V41H16V39H15V44H14L15 48H17V47H16ZM18 43H19V42H18ZM20 43H21V42H20ZM24 43H25V42L23 41V45H24ZM26 43H27V41H26ZM41 43H42V42H41ZM41 43H39L38 45H40ZM74 43L76 44V48H75V44H74ZM79 43H82V42H79ZM89 43H90V42H89ZM129 43L131 44L130 41H129ZM129 43H128V44H129ZM136 43H137V42H135V44H136ZM161 43H160V44H161ZM258 43H257V44H258ZM91 44H92V43H91ZM93 44H95V41H93ZM139 44H140V42H139ZM160 44H159V45H160ZM170 44H171V43H170ZM172 44H173V43H172ZM175 44H176V43H175ZM178 44H179V43H178ZM184 44H185V43H184ZM187 44H188V43H187ZM216 44H218V45H216ZM253 44H255L254 47H253ZM1 45H0V47L3 46V45H2V46H1ZM6 45L11 46V48H12V44L10 45V43H8V44H5L4 46L7 47ZM17 45H18V44H17ZM21 45H22V44H21ZM21 45H18L21 51H22V49H23V51H24V48H26V47H28V46H32V45L29 44V45H26V47L23 48ZM35 45H36V47L38 46L37 43H36V44L34 43V45H33L32 47L35 48ZM41 45H42V44H41ZM50 45H51V44H50ZM50 45H49V46H50ZM56 45H58V43L55 44V47H56ZM68 45H67V48L69 49ZM137 45H138V43H137ZM141 45H143V44H141ZM144 45H145V43H144ZM144 45H143V47L145 48V46H146L147 44H146L145 46H144ZM157 45H158V44H157ZM162 45H163V44H162ZM190 45H191V44H190ZM203 45H204V44H203ZM203 45H202V46H203ZM207 45H209V44H207ZM263 45H264V43H263ZM263 45H261V47H264ZM9 46H8V47H9ZM20 46H21L22 48H21ZM24 46H25V45H24ZM43 46H44V44H43ZM45 46L48 47V45H45ZM45 46H44V47H45ZM58 46L60 47V45H58ZM80 46H81V45H80ZM80 46H79V47H80ZM89 46H90L91 48H90ZM96 46H97V45H96ZM126 46L129 47V45H126ZM126 46H124V47H126ZM138 46H139V45H138ZM138 46H137V47H138ZM153 46H154V45H153ZM160 46H161V45H160ZM163 46H164V45H163ZM163 46H162L161 48H163ZM202 46H201V47H202ZM8 47H7V48H8ZM47 47H45V48H47ZM53 47H54V46H53ZM55 47H54V51H53V52H48L49 54H50V53L54 54V52H55V54H54L55 56L52 55V54H50L51 56H54V57H51V56L49 55V56L52 58V60H51V58H50V59H48V62H47V61H44V62H46V63H43V64L50 63V61H51L52 64H51L50 67H52V65H54V64H53V60H54V58L56 57V55L58 54V53L56 54V52L59 51V55H60V53L63 51V50H61V49H59L58 51H56L57 49L55 50ZM59 47H58V48H59ZM61 47H63L62 49H64V46H62V44H61ZM61 47H60V48H61ZM79 47H78V48H79ZM81 47H82V46H81ZM81 47H80V48H81ZM83 47H82V48H83ZM94 47H95V45H94ZM100 47H101V46H100ZM122 47H123V45H122ZM122 47H121V49H123ZM137 47H136V45H135V48H137ZM146 47L148 48V45H147ZM150 47H151V46H150ZM154 47H156V46H154ZM154 47H153V48H154ZM199 47H200V46H199ZM201 47H200V48H197V47H196V50L201 49ZM204 47H205V45H204ZM204 47H203V49H204ZM258 47H259V46H258ZM258 47H257V48H258ZM7 48H6V49H7ZM9 48H10V47H9ZM9 48H8V49H9ZM11 48H10L9 50H11ZM34 48H33V50H37V49H34ZM39 48H41L40 50L43 49V48L40 47V46H39ZM56 48H57V47H56ZM67 48H66V50H67L68 53L66 52V50H64V51H65V55H64L65 57H68V56H69V54H70V51H69V50H72L71 52H73V54L75 53V52L73 51V47H72V48L70 47L69 50H68ZM95 48H97V47H95ZM126 48H127V47H126ZM126 48H124V49H126ZM129 48H130V47H129ZM132 48H133V47H132ZM144 48H140V47H139V49L137 48V50H140V51H137V52H140V54H143V53H144L143 56H145V58H147V57L150 55L151 52H153V51L155 52V51H156V50H152V51H150V50H149L150 48H148V50H149V52H150V53H149L148 50L146 51V50H145L146 48H145V49H144ZM209 48H210V47H209ZM212 48H213V47H212ZM255 48H256V47H255ZM257 48H256V49H257ZM259 48H260V47H259ZM259 48H258L257 50H259ZM2 49H3V50H2ZM2 49H1L2 51L0 50L1 52H5V51L8 50V49L5 50L4 48H2ZM51 49H53V48H51ZM83 49L85 50L86 48H83ZM99 49H100V48H98V50H99ZM141 49H144V50L146 51V53L148 52V53H147L148 55L146 56L145 51H144V50L142 51ZM151 49H152V47H151ZM155 49H156V48H155ZM173 49H174V48H173ZM4 50H5V51H4ZM9 50L7 51L8 53H9ZM12 50H13V49H12ZM14 50L17 51V53H19V54H17ZM14 50H13V51H14V55L17 54V55H16L17 58H18V57L20 58V56L22 57L23 54H24L25 56H26L27 53L31 54V52H27L28 50H31V47H30V48L28 47V50L25 49L26 51H25V53L22 52V53H21L22 55H20V52H21L20 50H17V49H14ZM43 50H44V49H43ZM84 50H83V51H84ZM86 50H87V49H86ZM86 50H85V52L87 53ZM130 50H131V49H130ZM201 50H202V49H201ZM209 50H210V49H209ZM209 50H208V51H209ZM18 51H20V52H18ZM49 51H51V50H49ZM60 51H61V52H60ZM77 51L79 52L78 49H77ZM77 51H76V52H77ZM128 51H129V50H128ZM128 51H127V52H128ZM134 51H136V49H135ZM164 51H165V50H164ZM174 51H175V49H174ZM186 51H187V50H186ZM199 51H200V50H199ZM199 51H197V53H198ZM205 51H207V49H206ZM205 51L203 52V50H202V53H205ZM210 51H211V50H210ZM1 52H0V53H1ZM7 52H6V53H7ZM10 52H11V51H10ZM41 52H42V51H41ZM41 52H40V53H41ZM78 52H77V53H78ZM94 52H95V51H94ZM96 52H97V50H96ZM119 52H120V51H119ZM119 52H118V53H119ZM124 52H125V51L122 50V53H121L120 55L124 54ZM137 52H136V53H137ZM142 52H143V53H142ZM172 52H173V51H172ZM179 52H180V51H179ZM189 52H190V51H189ZM211 52H212V51H211ZM254 52H255L256 54H254ZM259 52H260V53H259ZM40 53H39V54H40ZM42 53H43V52H42ZM48 53L46 52L45 55H47V57H45V58H49ZM77 53L75 54L74 57H75V59L77 58V59L79 60V58H80L81 56L78 58V55H79V54H77ZM80 53H81L80 55H83V53L81 52V50H80ZM133 53H134V52H133ZM136 53H135V54H131L130 51H129V53H127V54H125V55L130 56V54H131L132 56H130V57H134L133 55H136ZM184 53H185V52H184ZM187 53H188V52H187ZM193 53H194V52H193ZM193 53H192V54H193ZM195 53H196V52H195ZM61 54H64V53L62 52ZM73 54H72V58H71V59H73ZM88 54H87V55H88ZM137 54H139V53H137ZM154 54H155V53H154ZM185 54H186V53H185ZM192 54H189V55H192ZM210 54H211V53H210ZM3 55H4V54L2 53V57L6 58V57L3 56ZM7 55H10V53L7 54ZM18 55H19V56H18ZM35 55H36V54H34V53H32V56L27 54V56H28V57L30 56L31 59H32V57L34 56L33 59H32V61L34 60V64L37 63V64L39 65L40 61L37 59L38 61L36 62V58H35V57H38V55H36V56H35ZM67 55H68V56H67ZM76 55H77V56H76ZM84 55H85V54H84ZM89 55H90V54H89ZM97 55H98V54H97ZM125 55H124V57H125ZM151 55H152V53H151ZM151 55H150V56H151ZM156 55H158V54H156ZM156 55H154V57H155ZM176 55H177V54H176ZM198 55H199V53H198ZM211 55H212V54H211ZM211 55H210V56H211ZM11 56H13L12 53H11ZM11 56L9 57V59H10L11 61H13L12 59L16 58V56H15V57L13 56L14 58H11ZM40 56H42V54H40ZM40 56H39V57H40ZM62 56H63V55H62ZM64 56H63V57H60V61H59L58 58H57V59L55 58V59L58 60V61H57V63H56V60H54V61H55L54 63L58 64L60 68H63V69H64V71H67V72L65 73V75H66V74L69 75V72H70V71H69V70H65V67H67V66L69 67L70 64H69V65H66V66H65L64 64H66L67 62L69 63L70 60H68V59L66 60V59L64 58ZM105 56H106V55H105ZM122 56H123V55H122ZM122 56H121V59L123 58ZM128 56H127L126 58H129ZM178 56H179V54H178ZM193 56L198 57V56H196V55H193ZM200 56H202V55H200ZM205 56H206V55H205ZM258 56H259V55H257L256 57L258 58ZM0 57H1V56H0ZM2 57H1V58H2ZM70 57H71V56H70ZM84 57L87 58L86 55H85ZM84 57H82V58L84 59ZM154 57H153V59H154ZM169 57H170V56H169ZM189 57H191V56H188V58H189ZM195 57H194V58H195ZM203 57H204V55H203ZM207 57H208V55H207ZM207 57H206V58H207ZM259 57H260V56H259ZM1 58H0V60H1ZM17 58L15 59L16 61H17ZM30 58H28V61L31 60ZM63 58H64V60H66L65 63L61 62V60H63ZM68 58H69V57H68ZM82 58H81V61H82ZM90 58H91V56H90ZM151 58H152V57H151ZM163 58H164V57H163ZM191 58H192V57H191ZM201 58H202V57H201ZM206 58H205V59H206ZM262 58H263V56H261V59H262ZM20 59H22L23 62L26 61L25 57H24L25 60L23 59V57L20 58ZM39 59L41 60V57H40ZM69 59H70V58H69ZM75 59H74V60H75ZM129 59H131V58H129ZM148 59H149V58H148ZM158 59H159V58H158ZM158 59H157V60H158ZM174 59L176 60V58H174ZM197 59H199V57H198ZM208 59H209V58H208ZM2 60H4V59L2 58ZM6 60H7V58H6ZM18 60H19V59H18ZM22 60H21V62H22ZM49 60H50V61H49ZM74 60H72L71 63H73ZM86 60H87V59H84V61H86ZM159 60H161V58H160ZM159 60H158V61H159ZM171 60H172V59H171ZM190 60L193 61V59H190ZM200 60H202V59H200ZM262 60H264V59H262ZM28 61H27V62H28ZM76 61H77V60H75V62H76ZM79 61H80V60H79ZM134 61H135V63H138V62H139V60H138V62H137L135 58H134ZM134 61H133V63H131V65H132V64H133V65L135 64ZM151 61H153V60H151ZM167 61H170V60H167ZM167 61H166V62H167ZM194 61H196V59H195ZM198 61H199V60H198ZM255 61H256V62H255ZM17 62H18V61H17ZM19 62H20V61H19ZM23 62H22V64H21V63H18V64H20V65H22V66H23L24 64H25V65L27 64V63H24V64H23ZM58 62H59V63H58ZM130 62H131V61H130ZM159 62H160V61H159ZM196 62H197V61H196ZM196 62H195V63H196ZM260 62H261V63H260ZM0 63H1V61H0ZM5 63H8V62H5ZM29 63H30V61H29ZM60 63H63V66H62V64H60ZM68 63H67V64H68ZM77 63H78V62H77ZM118 63H120V65H121V62H118ZM125 63H126V62H125ZM139 63H140V62H139ZM160 63H161V62H160ZM160 63H158V64H160ZM174 63H175V62H174ZM195 63H193V64H195ZM198 63H199V62H198ZM198 63H197V64H198ZM1 64H2V63H1ZM1 64H0V65H1ZM3 64H4V62H3ZM3 64H2V66L0 67V68H1V71H2L1 73H3V70L6 72V70H5V69L7 68L6 65H8L9 63L6 64L5 67L3 66ZM12 64L14 65L15 62H14V63L12 62ZM31 64H33V62L30 63L29 65H31ZM37 64H36V66H37ZM56 64H55V65H56ZM75 64H76V63H75ZM87 64H88V63H87ZM127 64H128V63H127ZM152 64H153V63H152ZM166 64L168 65V63H166ZM193 64H190V62H189L188 65H193ZM201 64H202V63H201ZM9 65H10V64H9ZM9 65H8V66H9ZM15 65H16V64H15ZM25 65H24V66H25ZM41 65H42V64H41ZM58 65H56L55 67H57ZM82 65H83V64H82ZM112 65H113V64H112ZM116 65H117V64H116ZM118 65H119V64H118ZM125 65H126V64H125ZM133 65H132V66H133ZM167 65H166V66H167ZM178 65H179V64H178ZM199 65H200V64H199ZM11 66H12V65H11ZM11 66H9V67L11 68ZM26 66H27V65H26ZM34 66H35V65H34ZM34 66H32V67L30 66V67H28L27 69H25V67H24V68L22 67V68H23V71H24V70H26V71H24V72L21 71V72H22V74H21L22 76L19 74V77L21 76V78H20L18 81H15V82H17V84L15 83V84H16V88H14V85H13L14 83L12 84V86H9V87H10V88H9L8 85H10L11 83L8 84V82L4 79V81L7 82L8 85H7V84H3V85H4V86L7 85V87L9 88V90H8V88H7V90H8V93H7V92H6V91H7L6 88H5V89L3 88V90H6L5 92H6L7 94H3V93H4L3 90H2L3 93H2V91H0V94H1L0 97L3 95V96L1 97V99H0V123H1V124L3 123L2 126L4 127V128L0 127V129L2 130V131H1L2 133H3V129H5V130L7 129V128H5V126H4V125H6V123H8V122H7L8 119H6V117L9 118V122L11 121V119H12V117H13L14 115L16 116L14 119L16 120V118H17V122H18V120L21 121V122H22V120H23V123H24V122H25V123H26V122L28 123V122L31 120V119H29V120L27 121L26 118L29 117V116H27V114H26V116H27L26 118H23V119L21 118L22 120H20V119H19L20 117H19V118L17 117L18 114L20 115V112H16L17 114H16L15 112H13V113H15V114H13L12 111H10V109H11V110L13 109V110L15 111V109H16L17 106H18L17 104H18L19 102H21V100H22L23 104H26V103L29 104V105L31 104V101H32V100H29L30 102H27V101H28V94H32V93H33V92H32V93H31V92L29 93L30 90H31V91L33 90V88H32L33 85H35V82H34L33 79H36L37 74L39 73L38 75H40V73H41V72H40V68H39V67H36V68H35ZM47 66H49V64H48ZM47 66L42 65V67H47ZM61 66H62V67H61ZM70 66H71V65H70ZM79 66L82 67L80 64H79ZM128 66H129V64L127 65V67H128ZM132 66H129V68L131 69ZM134 66H135V65H134ZM152 66H153V65H152ZM161 66H162V65H161ZM176 66H177V65H176ZM176 66H174L175 69H176ZM13 67L16 68L17 66H16V67L13 66ZM20 67H21V66L18 65L17 68L21 70ZM50 67H48V72H47V73H49V71L51 70ZM55 67L53 66V69H54V70H51V71H54L55 74H57L56 72H60V71H55V70H56ZM68 67H67V69H69ZM74 67H75V66H74ZM77 67H78V65H77ZM77 67H76V68H77ZM137 67H139V66H137ZM145 67H146V65H145ZM256 67H260V66H256ZM3 68H4V69H3ZM17 68H16L15 70H18ZM76 68H75V69H76ZM125 68H126V66H125ZM129 68H127V70H129ZM149 68H150V67H149ZM165 68H167V67H165ZM168 68H169V67H168ZM191 68H194V67H191ZM262 68H263V69H262ZM2 69H3V70H2ZM42 69H43V68H42ZM46 69H47V68H46ZM49 69H50V70H49ZM58 69H59V68H57V70H58ZM71 69H73V68H71ZM111 69H112V68H111ZM122 69H123V68H122ZM134 69H136V68H134ZM139 69L141 70L140 67H139ZM152 69H154V68H152ZM159 69H160V68H159ZM177 69H178V68H177ZM196 69H197V68H196ZM10 70H11V69H9V68L7 69L8 72H9ZM79 70H80V69H79ZM132 70H133V69H132ZM140 70H139V71H140ZM194 70H195V69H194ZM12 71H13V70H11L10 72H12ZM68 71H69V72H68ZM92 71H93V70H92ZM118 71H119V70H118ZM118 71H117V72H118ZM129 71L132 73L131 70H129ZM133 71H134V70H133ZM160 71H161V70H160ZM173 71H174L175 73L177 72V70H176V71L173 70ZM178 71H179V70H178ZM190 71H191V69H190ZM200 71H202V70H200ZM258 71H259V72H258ZM5 72H4V73H5ZM17 72L20 73L19 70H18ZM73 72H74V71H73ZM75 72H77V69L75 70ZM75 72L73 73V75L75 74ZM79 72H80V71H79ZM111 72H112V71H111ZM134 72H137V71H134ZM142 72H143V70H142ZM147 72H149V71H147ZM192 72H193V71H192ZM47 73L45 72V74H47ZM50 73H52V76L55 77L54 79H56V78H57V79H56L55 81H51L52 84L49 82V85H48V84L46 85L45 83L48 81V79H49L48 76H49L50 74H49L48 76L46 75V78H48V79H47V81L44 83V82H43V78H44V79H46V78L44 77L45 75H43V74H44V72H43V74H41V76H40V77H42V75H43V77H42L41 79L38 78V79H39L38 81L40 82V83H39L40 86L44 83V84L46 85V87H45V85H44V86L42 85V86L40 87L41 90L39 91V93H41V92L43 93V91H44V87L47 88V89H45V90H48V88L50 87V85H53V87H55V85L57 86L60 82H62V81H60V82H57V84L55 83L56 81H59V80H60L59 78H62L61 75H60V77L58 78L59 73L57 74V75H58L57 77L53 75V72H50ZM61 73H63V71L60 72V74H61ZM81 73H82V72H81ZM120 73H121V71H120L118 74H120ZM122 73H123V72H122ZM122 73H121V76H123ZM124 73H125L124 76H126V78H127L128 75H126V73H128V72L126 71V69H125V72H124ZM143 73H144V72H143ZM150 73H151V72H150ZM150 73H147V74L149 75ZM161 73H162V71H161ZM199 73H201V72H199ZM208 73H209V74H208ZM6 74H8V73H6ZM110 74H111V73H110ZM110 74H109V75H110ZM113 74H115V73H113ZM129 74H130V73H129ZM136 74H137V73H136ZM136 74H135V75H136ZM139 74H140V72H138L137 75H139ZM156 74H158V73H156ZM164 74H165V73H164ZM188 74H189V73H188ZM188 74H187V75H188ZM193 74H194V73H193ZM196 74H197V72H196ZM204 74H205V73H204ZM204 74H203V75H204ZM0 75H1V74H0ZM2 75H3V74H2ZM13 75H14V71H13ZM17 75H18V73L15 74V76H17ZM148 75H147V77H148ZM150 75H151V74H150ZM175 75H176V74H175ZM199 75H201V74H199ZM6 76L8 77V80H9V77H10V80H11V73H10V76H9V75H4V77H3V76H2V77L5 78ZM15 76H14V77H15ZM71 76H72V75H71ZM111 76H112V75H111ZM115 76H116V75H115ZM115 76H114V78H115ZM157 76H158V75H157ZM163 76H165V75L162 74L161 79H162ZM177 76H178V75H177ZM7 77H6V79H7ZM53 77L50 76V79H49V80H52ZM67 77L69 78V76H67ZM73 77H74V76H73ZM109 77H110V76H109ZM112 77H113V76H112ZM119 77H120V76H119ZM131 77H133V76H130V77H129V78L131 79L130 81H132V80L134 81V79H132ZM136 77H137V76H136ZM149 77H150V76H149ZM154 77H155V76H154ZM158 77H160V76H158ZM169 77H170V76H169ZM179 77H180V75H179ZM200 77H201V76H200ZM3 78H2V79H3ZM12 78H13V76H12ZM79 78H80V77H79ZM82 78H83V77H82ZM93 78H94V77H93ZM129 78H128V80H129ZM134 78H135V76H134ZM140 78H141V77H140ZM142 78H143V77H142ZM142 78H141L140 80H142V82H145V81H143ZM144 78H145V75H144ZM167 78H168V77H167ZM171 78H173V77H171ZM174 78H175V77H174ZM193 78H194V77H193ZM204 78H206L205 75H204L203 79H204ZM257 78H258V79H257ZM263 78H264V77L262 76V79H263ZM2 79H1V76H0V85H2V83H4L3 81L1 82ZM13 79H14V78H13ZM13 79H12V80H13ZM15 79H16V78H15ZM15 79H14V80H15ZM70 79L72 80V78H70ZM104 79H105V78H104ZM109 79H110V78H109ZM109 79H108V81H109ZM111 79H113V78H111ZM111 79H110V80H111ZM117 79H118V76H117ZM117 79H115V83L118 82V81H120V79H122V77L119 78L118 80H117ZM123 79H124V81L126 80L124 77H123ZM123 79H122V80H123ZM136 79H137V78H136ZM136 79H135V82L137 81ZM159 79H160V78H159ZM159 79H158V81H159ZM177 79H180V80H181V78H176V82H177ZM182 79H183V78H182ZM186 79H187V78H186ZM188 79H189V78H188ZM195 79H196V78H195ZM203 79H202V80H203ZM254 79H255V81H256V79H257L258 81H257L255 84L253 83V84H254V85H253V84H252V81H254ZM262 79H261V77H260V80H262ZM32 80H33V81H32ZM61 80H63V78H62ZM113 80H114V79H113ZM113 80H111L112 83H114ZM116 80H117V81H116ZM154 80H155V79H154ZM164 80L167 81L168 79H164ZM164 80H163V81H164ZM202 80H200V84H202V83H201ZM35 81H36V80H35ZM64 81H66V80L64 79ZM69 81H70V80H69ZM152 81H153V80H152ZM168 81H169V80H168ZM262 81H263V80H262ZM12 82H13V81H12ZM32 82H33L34 84H32ZM41 82H42V84H41ZM53 82H54V83H53ZM74 82H75V81H74ZM96 82H97V81H96ZM109 82H110V81H109ZM109 82H108V83H109ZM125 82H126V83H124V82L122 81L121 83H124V84H131V83H132V82L129 83L127 80H126ZM161 82H162V81H161ZM164 82H165V81H164ZM170 82H171V81H170ZM64 83H65V82H64ZM66 83H68V82H66ZM119 83H120V82H118V83H116V84L119 85ZM137 83H138V82H137ZM140 83H141V81H140ZM165 83H166V82H165ZM172 83H173V82H172ZM181 83H182V82H181ZM258 83H261V82H258ZM263 83H264V82H263ZM77 84H78V83H77ZM116 84H115V88H116ZM124 84H122V85H124ZM134 84H135V83H133V84H131V85H128V86H131V87L133 88V87L136 86V84H135V86H134ZM144 84H145V83H144ZM153 84H154V83H153ZM156 84H157V83H156ZM158 84H159V83H158ZM170 84H171V83H170ZM173 84H174V83H173ZM173 84H172V85H173ZM69 85H70V84H69ZM84 85H86V84H84ZM120 85H121V84H120ZM139 85H140V84H138V86H139ZM141 85H142V84H141ZM146 85H147V84H146ZM154 85H155V84H154ZM154 85H153V86H154ZM164 85H168V84H164ZM47 86H48V87H47ZM60 86H61V83H60L59 87H60ZM66 86H68V85H66ZM107 86H108V84H107ZM112 86H113V84H112ZM126 86H127V85H126ZM126 86H125V87H126ZM128 86H127V87H128ZM138 86H137V88H138ZM144 86H145V85H144ZM157 86H158V85H157ZM157 86H156V87H157ZM168 86H169V85H168ZM175 86H176V85H175ZM179 86H180V85H179ZM251 86H253V88L255 89V90L253 89L254 91L250 90ZM256 86H257V84H256ZM34 87H36V86H34ZM42 87H43V88H42ZM53 87H52V88H53ZM59 87L57 86V88H59ZM61 87L64 88V85H62ZM77 87H78V86H77ZM113 87H114V86H113ZM113 87H112V88H113ZM125 87H124V89H125ZM139 87H140V86H139ZM159 87H160V86H159ZM170 87H172V86H170ZM182 87H183V85H182ZM182 87H181V89H182ZM262 87H263V88H262ZM0 88H2V87H0ZM11 88H13L14 90L11 91V90H10ZM31 88H32V89H31ZM50 88H51V87H50ZM52 88L49 89L51 93H52L51 90H53ZM90 88H91V87H90ZM108 88H109V86H108ZM117 88H118V86H117ZM128 88H129V87H128ZM128 88H126L125 90L128 91ZM135 88H136V87H135ZM142 88L144 89V87H142ZM142 88H141V89H142ZM162 88H163V87H162ZM162 88H160L159 90H161ZM259 88H260V89H259ZM55 89H56V88H54V90H55ZM95 89H96V88H95ZM120 89H121V86H120ZM124 89H123V90H124ZM129 89H130V88H129ZM133 89H134V88H133ZM133 89H132V92L134 91ZM143 89H142V90H143ZM149 89H150V88H149ZM164 89H165V88H163V90H164ZM170 89H171V88H170ZM188 89H189V90H188ZM34 90H36V88H34ZM42 90H43V91H42ZM59 90H61V89H58V91H59ZM114 90L116 91V89H114ZM125 90L122 91L123 94H124ZM135 90H136V89H135ZM145 90H146V87H145ZM145 90H144V91H145ZM147 90H148V89H147ZM159 90H157V92H158ZM165 90H166V89H165ZM37 91H38V90H37ZM115 91H113V92H115ZM130 91H131V90H130ZM168 91L170 92V90H168ZM175 91H176V90H175ZM175 91H173V92H175ZM182 91H184L183 89L181 90V93L184 94V92H182ZM255 91H257L258 93L255 92ZM44 92H45V91H44ZM48 92H49V91H48ZM50 92H49V93H50ZM53 92H54V91H53ZM96 92H97V91H96ZM116 92H117V91H116ZM116 92H115V93H116ZM142 92H143V91H142ZM148 92H149V91H147V92H145V93H148ZM150 92H151V91H150ZM150 92H149V93H150ZM169 92H168V93H169ZM173 92H172V93H173ZM177 92H179V91H177ZM260 92H261V95L259 94ZM27 93H28V94H27ZM49 93L46 92L47 95H48ZM51 93H50V94H51ZM109 93H111V92H109ZM119 93H120V92H119ZM119 93H117L118 97L115 96V99L113 98L114 101H116V100L118 101V98H119V101L121 100V98L123 99V97H124V96L122 97L123 94H120L121 96L119 97ZM129 93H130L129 91H128V92H125V94H129ZM136 93H137V92H136ZM138 93L141 94V92H138ZM151 93L153 94V91H152ZM151 93H150V94H151ZM164 93H166V92L164 91L162 94H164ZM170 93H171V92H170ZM172 93H171V94H172ZM44 94H45V93H44ZM44 94H41V95L39 94V96L42 98V95H44ZM54 94H55V93H54ZM56 94H57V92H56ZM56 94H55V95H56ZM61 94H62V92H61ZM81 94H82V93H81ZM125 94H124V95H125ZM158 94H159V93H158ZM171 94H169V95H171ZM188 94H189V93H188ZM5 95H6V96H5ZM34 95L37 96V92H36V91H35V94H34ZM115 95H116V94H115ZM129 95H131V94H129ZM138 95H139V94H138ZM146 95H147V94H146ZM159 95H160V94H159ZM169 95H167V98H168ZM174 95L177 96V95H176V92H175ZM174 95L172 94L171 96H174ZM179 95H180V94H179ZM26 96H27V97H26ZM32 96H33V94H32ZM52 96H53V98H54V97H58V96H54V95H52ZM52 96L50 97L51 99H52ZM91 96H92V95H91ZM102 96H103V95H102ZM107 96H109V95H107ZM113 96H114V95H113ZM125 96H126V95H125ZM140 96H141V95H140ZM175 96H174V97H175ZM181 96H182V95H181ZM25 97L27 98V101L23 99V98H25ZM29 97H30V96H29ZM37 97H38V96H37ZM45 97H46V98H45ZM48 97H49V96H48ZM67 97H68V96H67ZM70 97H71V96H70ZM141 97H142V96H141ZM146 97H147V96H146ZM165 97H166V96H164V98H165ZM26 98H25V99H26ZM41 98H39V99H41ZM43 98H44V99H42L43 101L41 100L42 103H43L46 99H50V98H47L46 95L43 96ZM58 98L60 99V97H58ZM58 98H56L57 101H58ZM92 98H93V97H92ZM108 98H109V97H108ZM116 98H117V99H116ZM139 98H140V97H138V99H139ZM144 98H145V97H144ZM148 98H149V97H148ZM171 98H173V97H171ZM180 98H181V97H180ZM260 98H263V100L260 99ZM54 99H55V98H54ZM54 99H53V101H54ZM56 99H55V101H56ZM65 99H66V98H65ZM65 99H64V100H65ZM70 99H71V98H70ZM99 99H100V101L102 100L100 97H99ZM99 99H98V100H99ZM105 99H106V98H105ZM125 99H126V98H125ZM138 99H136V100H138ZM140 99H141V98H140ZM165 99H166V98H165ZM259 99H260V102L262 101L261 103L258 102ZM113 100H112V101H113ZM127 100H128V99H127ZM131 100H133V99H131ZM145 100H146V99H145ZM159 100L161 101V99H159ZM166 100H167V99H166ZM174 100H175V99H174ZM24 101H25L26 103H25ZM33 101L36 102L37 100H33ZM41 101H37V102H36L37 104L34 102L35 105H34L33 102H32V104H33L35 107H36V106L38 107V106H39L38 104H40ZM48 101H49V100H48ZM48 101L45 102V103L48 104ZM53 101H52L51 103H54ZM114 101H113V102H114ZM117 101H116V103H117ZM138 101H139V100H138ZM147 101H148V100H147ZM156 101H157V100H156ZM156 101H155V103H156ZM256 101H257L258 103H257ZM22 102H21V104H22ZM102 102H103V101H102ZM104 102H106V101H104ZM113 102H112V103H113ZM148 102H149V101H148ZM178 102H177V103H178ZM55 103H56V102H55ZM78 103H79V102H78ZM116 103H113V104L110 105V106H112V108H113V106H114V108H115V107H116V106H115ZM138 103H139V102H137V104H138ZM143 103H144V101H143ZM149 103H150V102H149ZM151 103H152V101H151ZM151 103H150V104H151ZM174 103H175V102L171 103L170 105H169V103H168V105L170 106V108L168 107V109H169V110L171 109L170 113H172V111L177 110V108L179 107V106H178V107L176 108L177 105L175 104V106H174V107H175V110H174V108H173ZM259 103L262 104L261 106H263V107H261ZM19 104H20V103H19ZM27 104H26L25 106L28 107V109H29V106H28ZM114 104H115V105H114ZM130 104H131V103H130ZM140 104H141V103H140ZM144 104H147V103H144ZM144 104H142V105H144ZM254 104H255V106H256V104H258V107L260 106L261 109L258 110V107L256 108V107L254 106ZM15 105H17V106H15ZM33 105H32V109H33V111H35L37 108H33ZM43 105H45V104L43 103ZM56 105H57V103H56ZM87 105H88V104H87ZM153 105H154V103H152V106H153ZM171 105H172V106H171ZM178 105H180V104H178ZM13 106H14V107H13ZM25 106H24V105H22V106L19 105L18 107H19V108H20V107H21V108H22V107L24 108ZM45 106H46V105H45ZM47 106H48V105H47ZM50 106H51V104H50ZM107 106H108V103H107ZM110 106H109V107H110ZM123 106H125V105H123ZM132 106H133V105H132ZM152 106H151V108H150V109H151L150 111H152L151 114L154 113L153 111H155V110H157V109H158V111H159V108H161V106L158 107V106L155 104L154 107H155V108L158 107V108L155 109V108L153 107V109H152ZM156 106H157V107H156ZM164 106H167V105H164ZM183 106H185V107H183ZM187 106H188V107H187ZM26 107L24 108L25 111H23V113H24V112L27 113V110H26L27 108H26ZM54 107H55V106H52V108H54ZM63 107H64V106H63ZM97 107H98V106H97ZM100 107H101V106H100ZM136 107H137V106H136ZM141 107L143 108V106H141ZM144 107H145V106H144ZM147 107H148V106H147ZM147 107H146V108H147ZM171 107H172L173 109H172ZM19 108H18V109H19ZM21 108H20V109H21ZM30 108H31V107H30ZM39 108H40V106H39ZM57 108H60V107H57ZM70 108H71V107H70ZM102 108H104V107L102 106ZM102 108H101V109H102ZM107 108H108V107H107ZM110 108H111V107H110ZM110 108H109V109H110ZM116 108H117V107H116ZM137 108H138V107H137ZM137 108H136V110H137ZM163 108H164L165 111H166V108H167V107H166V108L163 107ZM184 108H186V109H184ZM18 109H16V110H18ZM20 109H19V110H20ZM24 109H23V110H24ZM34 109H35V110H34ZM40 109H42V108H40ZM45 109H46V108H45ZM48 109H51V107L48 108ZM78 109H79V108H78ZM97 109H100V108H97ZM97 109H96V110H97ZM168 109H167V110H168ZM191 109H192V110L194 109V110L192 111ZM29 110L32 111L31 109H29ZM29 110H28V112H30ZM52 110H53V111H52L53 113H54V111H56V110H54V109H52ZM94 110H95V109H94ZM102 110L104 111V109H102ZM111 110L114 112V109H111ZM118 110H119V109H118ZM129 110H130V109H129ZM134 110H135V109H133V111H134ZM169 110H168V111H169ZM33 111H32V112H33ZM62 111H64V110H62ZM62 111H59V113H61ZM100 111H101V110H100ZM143 111H145V109H144ZM160 111H161V110H160ZM162 111H163V110H162ZM162 111H161V112H162ZM165 111H163V112H165ZM168 111L166 112L167 115H168ZM183 111H182V112H183ZM9 112H10V113H9ZM40 112H41V111H40ZM68 112H69V111H68ZM95 112H96V111H95ZM97 112H99V110H98ZM101 112H102V111H101ZM107 112H108V111H107ZM131 112H132V111H131ZM138 112H141V110H138ZM138 112H136V113H138ZM145 112H146V111H145ZM147 112H149V109L147 110ZM176 112H179V113H176V114H177V115H176L175 112H173L174 114H173V113L170 114V117H171V115H173V117H175L174 115H176L175 118H177V117H178V114H179V116H181L180 111H179V108H178V111H176ZM263 112H264V108H263ZM263 112H262V114L259 113V115H258V117H259L260 115H261V117H262V115H263V120L261 121V123H259V124L257 123V124H258V125L256 124L257 126H260L261 124H263V123H262V122L264 121V114H263ZM7 113H9L10 115L7 114ZM35 113H36V112H33V114H35ZM38 113H39V110H38L37 114H38ZM42 113H43V112H42ZM71 113H72V112H71ZM102 113H103V112H102ZM117 113H118V112L116 111V114H117ZM128 113H129V111H128ZM128 113H127V114H128ZM132 113H133V112H132ZM142 113H144V112H142ZM166 113H165V114H166ZM184 113L186 114L185 111H184ZM11 114H13V115H11ZM51 114H52V113H51ZM62 114H63V113H62ZM94 114H95V113H94ZM109 114H110V113H109ZM118 114H119V113H118ZM120 114H121V113H120ZM120 114H119V115H120ZM129 114H130V113H129ZM145 114H146V116H149V115H147V113H145ZM148 114H149V113H148ZM151 114H150V115H151ZM255 114H256V116H255ZM7 115H9V116H7ZM19 115H18V116H19ZM31 115H32V114H31ZM39 115H40V116H39ZM39 115L34 116V117H35V118H34L35 121H37V122H38V121H42V122H43L42 119L44 118V115H46V114L43 115V118L41 117L42 114L39 113ZM59 115H60V114H59ZM59 115H58V116H59ZM113 115H114V114H113ZM119 115H118V116H119ZM132 115H133V114H132ZM135 115H136V114H134V116H135ZM141 115H143V114H141ZM157 115H158V114H155L154 117H156ZM182 115H183V114H182ZM190 115H191V114H190ZM5 116H6V117H5ZM11 116H12V117H11ZM20 116H21V115H20ZM37 116H38V118H39L40 120H39V119L36 120V117H37ZM46 116H49V115H46ZM46 116H45V117H46ZM56 116H57V115H55V118H56ZM60 116H61V115H60ZM60 116H59V117H60ZM95 116H96V115H95ZM97 116H98V115H97ZM102 116H103V115H102ZM120 116H121V115H120ZM120 116H119V117H120ZM122 116H123V115H122ZM139 116H140V115H139ZM139 116H138L137 119H139ZM194 116H193V117H194ZM10 117H11V119H10ZM23 117H25V113L23 114ZM62 117H64V114H63ZM62 117H61V118H62ZM69 117H70V116H69ZM108 117H109V116H108ZM108 117H105V116H104V117H102V118H103V119H106V118H108ZM112 117H113V116H112ZM112 117H110V118H112ZM140 117H141V116H140ZM157 117H159V115H158ZM157 117H156V118H157ZM4 118L6 119V122L4 121ZM102 118H101V119H102ZM115 118H116V117H115ZM120 118H121V117H120ZM126 118H129V116L126 117ZM126 118H124L123 121L120 120V123H122V124H123V122L126 123V121H128V119H126ZM133 118H134V117H133ZM133 118H132V120H131V123H133L132 121H134V123H133L134 125H133V126L136 128V124H138L139 122L136 120V116H135L134 119H133ZM150 118H151V117H149V118H148V121H147V120H145V117H143V119H144V121H145V124H147V123L150 122V125H151V119H150ZM14 119H12V121H13ZM25 119H26V121H24ZM34 119H33V120H34ZM44 119H45V118H44ZM50 119H51V118H50ZM89 119H91V118H89ZM99 119H100V118H99ZM118 119H119V118H118ZM129 119H131V115H130V118H129ZM141 119H142V118H140V120H141ZM143 119H142V121H143ZM158 119H159V118H158ZM158 119H157V120H158ZM160 119H161L163 122L168 121V123H167V122H166V123L160 122V121H161ZM160 119H159L158 121H159L160 123H163V124L166 126V127H164V128H166L168 131H169V130L172 131V128H173V125H171L172 123L169 122V120H166L167 118H165V117H164L165 121L162 119V117H161ZM178 119H179V117H178L176 120L178 121ZM180 119H183L182 116H181ZM180 119H179V120H180ZM187 119H188V118H187ZM260 119H261V118H260ZM48 120H49V119H48ZM48 120H47V121H48ZM62 120H65V118H62ZM70 120H71V119H70ZM73 120H74V119H73ZM106 120H108V119H106ZM125 120H126V121H125ZM149 120H150V121H149ZM152 120H154V118H153ZM76 121H77V120H76ZM91 121H93V120H91ZM109 121H110V120H109ZM109 121H108L107 123H110V122H111V121H110V122H109ZM135 121H137L138 123L136 122V124H135ZM144 121H143L142 124H144ZM146 121H147V122H146ZM155 121H156V120H155ZM155 121H154V122H155ZM158 121H156V123H157ZM177 121H175V122L177 123ZM259 121H260V120H259ZM4 122H5V123H4ZM15 122H16V121H15ZM42 122H41V123H42ZM48 122H50V121H48ZM102 122H103V121H102ZM104 122H105V120H104ZM114 122L119 123V121L117 122L116 120H115ZM172 122H174V121L172 120ZM257 122H258V121H257ZM10 123H11L12 126H13L14 123H12V122H10ZM25 123H24V124H25ZM29 123H31V121H30ZM29 123H28V125H27V124H26V125H27L29 128H31V127H32V123H31V127H30ZM38 123H39V125H42V124H40V122H38ZM43 123H47V122L45 121V122H43ZM70 123H71V122H69V124H70ZM73 123H74V122H73ZM99 123H100V122H99ZM176 123H174V125H175ZM11 124L9 125V123H8L9 126H11ZM48 124H50V123H48ZM48 124H47V126H50V125H48ZM67 124H68V123H67ZM75 124H76V123H75ZM78 124H79V123H78ZM97 124H98V122H97ZM97 124H96V125H97ZM111 124H112V123H111ZM122 124H121L120 126H122ZM126 124H127V123H126ZM126 124H125V125L123 124V126H125V127L122 126L123 129H124V128L127 129V128H126ZM139 124H140V126L142 125L141 123H139ZM158 124H159V123H158ZM167 124H168V125H167ZM169 124H170L171 126H170ZM8 125H6V127H7ZM19 125L22 126L23 124H22V125L19 124ZM19 125H15V126L18 128V127H20ZM26 125H25V126H26ZM33 125H34V124H33ZM36 125H37V124H36ZM44 125H45V124H44ZM54 125H55V124H54ZM56 125H57V124H56ZM73 125H74V124H73ZM84 125H85V124H84ZM87 125H88V124H87ZM90 125H91V127H92V124H89V126H90ZM96 125H95V126L93 125V126L96 128ZM112 125H113V124H112ZM118 125H119V124H118ZM118 125H116V126L114 125L115 127L113 126V128H112V126H110L112 129H114V128H118V127H119L118 130L116 129L117 132H116V131H113V130L111 129L112 132L117 133V135H116L115 133H114V135H113L112 132H110L111 134H110L109 136H111V138H110L109 136H106V135L109 134V133L106 134V133H107L106 131H110V130H108V126H107V127L105 126L106 128H104V129H107V130L105 131V133H104V132H103V133H104V135L106 134V135H105V138H106V139H111V141H112V139H113L112 137H113V136H114V137H115V136H116V137H119V136H120V135H118L119 132H120L119 134H121V133L124 134V135L121 134V135H123V137H122L121 139H123V138L126 137V136H125V132H121L120 129H122V128H120V126H118ZM127 125L130 126L131 124H127ZM159 125L161 126L162 124H159ZM164 125H162V127L159 126V127H156V128H162V129H164V128H163ZM177 125H178V123H177ZM182 125H181V126H182ZM263 125H264V124H263ZM263 125H262V126H263ZM0 126H1V125H0ZM9 126H8V127H9ZM15 126L13 127V128H15V129H14V132H17V131L19 132V131H20V133H21V134H20V133L17 132V134H16V133L14 134V133H13V130L11 129V133H12L11 135H13V134H14V136L16 135L15 138H17V136H18V138H19V135H18V134L22 135V134L25 133V130H26V131L28 130V129H26V128H28L27 126H26V127H23V126H22V127L24 128V131H22V130H23L22 127H20L21 130H20V128H18L19 130H17V128H16ZM37 126H38V125H37ZM37 126H36V127H37ZM45 126H46V125H45ZM51 126H52V125H51ZM85 126H86V125H85ZM85 126H84V127H85ZM99 126H101V125H99ZM131 126H132V125H131ZM131 126H130V127H131ZM146 126L150 127L149 124L145 125V127H146ZM156 126H157V124H156ZM169 126L172 127V128H171V129L167 128V127H169ZM178 126H180V122H179V125H178ZM178 126H177V128H178ZM262 126H261V127H262ZM34 127H35V125H34ZM36 127H35V128L32 127V128H33V129H36ZM42 127H44V126H42ZM68 127H69V126H68ZM78 127H79V126H78ZM80 127H82V129H83V126H80ZM94 127H93V128H94ZM110 127H109V129H110ZM37 128H38V127H37ZM40 128H41V127H40ZM50 128H51V127H50ZM71 128H73V127H71ZM74 128H75V126H74ZM76 128H77V127H76ZM137 128H140V129H137ZM137 128H136V131H139V130L142 129V126H141V127H138V126H137ZM143 128H144V125H143ZM151 128H152V126L149 128L150 130L147 128L146 131L149 130L150 133L153 132L152 129L154 130V127H153L152 129H151ZM177 128H174V129H177ZM179 128H180V127H179ZM263 128H264V126H263ZM263 128H262V130H264ZM77 129H78V128H77ZM89 129H90V128H89ZM101 129H102V128H101ZM123 129H122V131H123ZM129 129H130V128L128 127V130H129ZM132 129H133V128L131 127V129H130L129 131H130V132H131V131L133 132V130H135V129H133V130H132ZM180 129H181V128H180ZM256 129H257V128H256ZM256 129H255V131L257 132L258 129H257V130H256ZM259 129H260V128H259ZM9 130H10V129H8V133L10 132ZM15 130H17V131H15ZM31 130H32V129H31ZM37 130H38V129H37ZM48 130L50 131V129H48ZM68 130H69V129H68ZM78 130H79V129H78ZM84 130H86V129H84ZM84 130L81 131V134H83L82 132H83ZM91 130H92V131H96V130H93V129H91ZM98 130H99V129H98ZM143 130H145V129H143ZM164 130H165V129H164ZM164 130H163V131H164ZM253 130H254V129H253ZM6 131H7V130H6ZM6 131H5V132H6ZM39 131H40V130H39ZM42 131H43V128H42ZM44 131H45V130H44ZM49 131H48V132H49ZM54 131H55V130H54ZM86 131H87V130H86ZM89 131H90V130H88V132H89ZM92 131H91V132H92ZM99 131H100V130H99ZM125 131H126V130H125ZM136 131H135V133H136ZM141 131H142V130H141ZM155 131H156V133H157V132L160 131V130H158V131L155 130ZM155 131H154V132H155ZM255 131H254L253 133H255ZM22 132H23V133H22ZM46 132H47V131H46ZM51 132L53 133L52 129H51ZM76 132H77V130H76ZM149 132H147L146 135L148 134V136H149V134H150ZM154 132H153V133H154ZM181 132H182V130L180 131V133H181ZM27 133H28V132H26V135H27ZM31 133H32V132H31ZM35 133H36V132H35ZM49 133H50V132H49ZM49 133H48V134H49ZM77 133H78V132H77ZM77 133H76V134H77ZM84 133H85V132H84ZM93 133H95V132H93ZM101 133H102V132H101ZM126 133H127V131H126ZM128 133H129V132H128ZM141 133H142V132H141ZM158 133H160V132H158ZM163 133H164V132H163ZM163 133H161V134H163ZM168 133H170V131H169ZM172 133H173V132H171V134H172ZM36 134H38V133H36ZM55 134H56V133H55ZM72 134H73V133H72ZM95 134H96V133H95ZM137 134H139V133L137 132ZM164 134H165V133H164ZM174 134H175V133H174ZM258 134H259V133H258ZM261 134H262V132H261ZM11 135H7V133H6L5 136H4V135H3V136H4V138H5V137L8 138V136H10V138L14 137V136H11ZM28 135H29V133H28ZM30 135L32 136V134H30ZM39 135H40V134H39ZM51 135H52V134H51ZM51 135L49 134L48 136H51ZM89 135H91V141H92V138H93L94 134H93V136H92L91 133H90ZM97 135H98V134H97ZM100 135H101V134H100V132H99V136H100ZM104 135H103V136H104ZM112 135H113V136H112ZM126 135L128 136V134H126ZM132 135H133V134H132ZM132 135H131V133L129 134L130 137H132ZM143 135L145 136V133L142 134V137H144ZM154 135H155V134H153V136H154ZM158 135H159V134H158ZM167 135H170V134H167ZM181 135H182V136H181ZM181 135L179 136V138H180V137L183 138V134H182V133H181ZM187 135H184V136L187 137ZM0 136H1L0 139H2V135H0ZM24 136H25V135L22 136V139H23ZM43 136H44V135H43ZM45 136H46V134H45ZM45 136H44V137H45ZM48 136H47V137H48ZM77 136H78V134H77ZM80 136H81V135H80ZM80 136H78V137H80ZM129 136H128V137H129ZM137 136H138V135H137ZM160 136H162V135H160ZM160 136H159V138H160ZM171 136H172V135H171ZM176 136H177V135H176ZM176 136H175V137H176ZM247 136L249 137L248 139H247ZM253 136H254V134H253ZM259 136H260V135H259ZM261 136H263V135H261ZM32 137H34V135H33ZM55 137H57V136H55ZM74 137H75V136H74ZM78 137H77V138H78ZM82 137L84 138L85 136H82ZM94 137H95V136H94ZM100 137H101V136H100ZM100 137H99V138H100ZM107 137H109V138H107ZM128 137H127V138H128ZM133 137H134V136H133ZM135 137H136V136H135ZM150 137H151V136H150ZM150 137H148V138L150 139ZM172 137H174V136H172ZM172 137H171V139H172ZM4 138H3V140L7 139V138H5V139H4ZM15 138H14V139H15ZM18 138H17V139H18ZM26 138L28 139V136L24 137L23 141H24ZM29 138H31V137H29ZM34 138H35V137H34ZM34 138H33V139H34ZM36 138H37V137H36ZM39 138H42V139H43V137H41V136H40ZM67 138H68V137H67ZM77 138L75 137V138H73V139H77ZM80 138H81V137H80ZM83 138H81V141H82ZM99 138H98V141L101 140V139H99ZM105 138H104V139H105ZM138 138H139V136H138ZM145 138H146V137H144V139H145ZM161 138H162V137H161ZM161 138H160L159 140H162ZM163 138H165L163 144H166L165 142H168V141H169V137L167 138V136H166V137L164 136ZM179 138L176 137V138H173L174 140H173V139H172V140L177 142V140H179ZM181 138H180V139H181ZM184 138H183V139H184ZM27 139H26V140H27ZM37 139H38V138H37ZM37 139H36V140H37ZM44 139L46 140V138H44ZM56 139H57V138H56ZM84 139H85V138H84ZM86 139H88V138H86ZM89 139H90V138H89ZM106 139H105V141H109V140H106ZM130 139H131V138H130ZM134 139H135V138H134ZM149 139H148V140H149ZM176 139H177V140H176ZM3 140H0V141H1V142H0L1 144H0V145L4 144V145H2V147L4 146L3 148H6V149L9 148V146H6V145H5V144H6L5 141L8 142V145H10V143H9L10 141H13V140H10V141H8V140L3 141ZM26 140H25V143H26V144H27V143H29V144L31 143V142H28V140H27V141H26ZM30 140H32V139H30ZM30 140H29V141H30ZM51 140H52V139H51ZM64 140H65V139H64ZM94 140H95V139H93V142H94ZM117 140H120V138H119V139L117 138ZM125 140H126V139H125ZM148 140H147V141H148ZM155 140L157 141V138H156ZM166 140H167V141H166ZM181 140H182V139H181ZM42 141H43V140H41V141L39 140V141H36V142H39V143H40V142H42ZM47 141H48V140H47ZM60 141H61V140H60ZM76 141H77V140H76ZM91 141H90V142H89V141L86 142V141L84 140V142H86V143H83V144H84V145H88V146H90V145H96V144L98 145V144H99V143L94 144L93 142H92V143H93V144H92ZM98 141H97V138H96L95 142H98ZM101 141L104 142L103 139H102ZM111 141L108 142V144H111V145H112V143L115 141V139H113V142H111ZM122 141H123V140H122ZM133 141H134V142H133ZM139 141H140V140H139ZM145 141H146V139H145ZM145 141H144V143L147 142V141H146V142H145ZM151 141H152V140H150V142H151ZM252 141H253V139H252ZM3 142H4V143H3ZM13 142H14L15 144H14ZM13 142H11V144H12V145H15V146H14V149H15V148L17 147L16 144L18 143V140H17V142H15V141H13ZM32 142H33V141H32ZM65 142H66V140H65ZM88 142L91 143V144H90V145L87 144ZM152 142H153V141H152ZM154 142H155V141H154ZM162 142H163V140L160 142V144H159V143L156 144V146H157V145L160 146ZM176 142H175V143H176ZM178 142H179V141H178ZM182 142H183V141H182ZM255 142H256V143H255ZM20 143L24 146V144H23L24 142H22V140H19L18 148H19L20 145H21ZM33 143H34V142H33ZM33 143H31V144H33ZM39 143H37V144L35 143L36 146L39 145ZM47 143H49V141H48ZM59 143H60V142H59ZM59 143H58V144H59ZM78 143H79V142H78ZM104 143H105V142H104ZM104 143H103V144H104ZM116 143H117V142H116ZM123 143H125V142L123 141ZM123 143H122V144H123ZM128 143H130L129 140H128ZM132 143H134V145H138L137 143L135 144V140H132ZM141 143H142V141H141ZM141 143H140V146H141ZM147 143H148V142H147ZM147 143H146V145H147ZM156 143H157V142H156ZM169 143L171 144L172 142L170 141V142L167 143V144L170 146ZM173 143H174V142H173ZM26 144H25L24 147H26ZM29 144L27 145V147L29 146ZM66 144H67V143H66ZM83 144H82V145H83ZM100 144H101V143H100ZM100 144H99V145H100ZM106 144H107V143H105V145H103V146H105V148H106V150H107V146H108V145L106 146ZM117 144H118V143H117ZM117 144H116V145H117ZM122 144H121V145H122ZM126 144H127V143H126ZM130 144H131V143H130ZM152 144L155 145L154 143H152ZM163 144H162V146H163ZM167 144H166V145H167ZM177 144H178V143H177ZM177 144H176V146H177V149H178V146L181 145V143L179 142V145H177ZM253 144H255V146H253V147H254L255 151L257 152V154H255L256 152H254V149H253V148L251 149V151L253 150V152L250 151V148L252 147ZM33 145H34V144H33ZM54 145H55V144H54ZM64 145H65V144H64ZM80 145H81V143H80ZM99 145H98V146H99ZM119 145H120V144H119ZM128 145H129V144H128ZM142 145L144 146L143 143H142ZM168 145H167V147H168ZM174 145H175V144H174ZM248 145H251L250 148H249ZM263 145H264V143H263ZM5 146H6V147H5ZM30 146H31V145H30ZM39 146H40V145H39ZM50 146H51V144H50ZM50 146H49V147H50ZM88 146H83V147H87V149L85 148L86 151H89V149L93 147V146H90V148H88ZM132 146H133V145H132ZM132 146H131V147H132ZM172 146H173L172 144H171V147H170V148H167L166 146H163V147H166V148H164V149L162 148V149H163V150H166V149H167L166 151L168 152V149L171 150V148H174V147H172ZM181 146H182V145H181ZM183 146H184V144H183ZM185 146H186V145H185ZM259 146H260V144H259ZM24 147L21 146V148H19V149H22V148H24ZM41 147H42V146H41ZM41 147H40V148H41ZM43 147H44V146H43ZM46 147H47V146H46ZM52 147H53V146H52ZM67 147H68V148L65 149L64 151L68 150V151H66V153H69V154L71 155L72 152L70 153V151H69V146H67ZM80 147H81V146H80ZM80 147H79V148H80ZM95 147H97V146H95ZM95 147H94V148H95ZM101 147H102V145H101ZM109 147H110V145H109ZM109 147H108V148H109ZM112 147H113V146H112ZM126 147H127V145H126ZM126 147H125V148H126ZM134 147H135V146H133V148H134ZM147 147H151L150 150L152 149V146H150V143H149V146H147ZM147 147H146V148H147ZM160 147H161V146H160ZM160 147H159V148H160ZM263 147H264V146H263ZM10 148H13V146H12V147L10 146ZM32 148H33V147H32ZM34 148H35V147H34ZM34 148H33V149H34ZM37 148H38V147H37ZM37 148H36V149H37ZM53 148H54V147H53ZM75 148H76V147H75ZM75 148H74V150H73L74 152H75V150H79V149H75ZM140 148H141V147H140ZM142 148H144V147H142ZM156 148H157V147H156ZM159 148H158V149H159ZM175 148H176V147H175ZM183 148H184V147H183ZM257 148H258L259 150H261V151H262V149H263L262 146H261V147H258V146H257ZM0 149H1L0 152H1L2 155H3V159H2V160H4V158L7 160V163H6V160H5V163H4V161L2 162V160H0V162H1L2 164H4L3 167H4L6 164H9V163L11 164L12 161H14V162H15V161H16V162L18 161V162H19L18 159H21V158H22V159L24 160V159H25V158H24L25 156H26V158L28 157V156H27V155H28L27 152L25 153V151H27V150H25V151H24V150H21V151H20V152H23V151H24V153L27 154V155H25V156H23V157H22L21 155H20V156L18 155V157H17V153H18V154H21V153L18 151L17 148H16L17 150L10 149V150H11V153H12L11 155H10V154H7V153L10 152V150L7 149V151H9V152H6V151H4V149H2V148H0ZM24 149H25V148H24ZM29 149L31 150V152L35 151V150L32 151V149H31L30 147H29ZM46 149H47V148H46ZM49 149H50V148H48V151H49L48 154L52 153V151L50 152V150H52V148H51L50 150H49ZM72 149H73V147H72ZM96 149H97V148H96ZM96 149H95V150H96ZM100 149H101V148H100ZM102 149H103V147H102ZM112 149H113V148H112ZM112 149H111V150H112ZM116 149H118V148H116ZM128 149L131 151V148H128ZM136 149H137V148H136ZM144 149H145V148H144ZM162 149H161V152L163 153L164 151H163ZM180 149H181V148H179L178 150H180ZM186 149H187V148H186ZM239 149H240V151H239ZM2 150H3V151H2ZM13 150H14L15 152H13ZM30 150H29V151H30ZM38 150H41V149H38ZM60 150H61V149H60ZM93 150H94V149H93ZM93 150H92V151H93ZM119 150H120V149H119ZM129 150H128V151H129ZM145 150H147V149H145ZM153 150H154V149H153ZM170 150H169V151H170ZM172 150H173V149H172ZM172 150H171V151H172ZM178 150L176 151V153H178ZM17 151H18V152H17ZM36 151H37V150H36ZM58 151H59V150H58ZM64 151H63V152H64ZM79 151H80V150H79ZM79 151H78V152H79ZM126 151H127V150H126ZM126 151H125V153H126ZM138 151L140 152L141 150L138 149ZM147 151H148V150H147ZM158 151H159V150H158ZM249 151H250V153H249ZM5 152H6V153H5ZM16 152H17V153H16ZM31 152H30V153H31ZM42 152H43V151H42ZM54 152H57V151H54ZM81 152H83V151L81 150ZM90 152H91V151H90ZM95 152H96V151H95ZM97 152H98V149H97ZM116 152H120V153H121V151H116ZM131 152L134 153L135 151H134V152L131 151ZM131 152H130V154H132ZM183 152H185V151H183ZM186 152H185V153H186ZM259 152H260V151H259ZM3 153H5V155H4ZM14 153H16V156H15V157H17V159H15V157H14L15 160L12 158V156L15 155ZM24 153H23L22 155H24ZM45 153L47 154V152H45ZM61 153H62V151H61ZM100 153H101V152H100ZM122 153H123V152H122ZM145 153H146V152H145ZM147 153H150V152L148 151ZM153 153H154V152H153ZM159 153H160V152H159ZM251 153L254 154V155H256V156L252 155ZM263 153H264V152H263ZM40 154H41V153H40ZM48 154H47V155H48ZM59 154H60V153H58V156L60 157ZM69 154H68V155H69ZM88 154H89V152H88ZM88 154H87V155H88ZM91 154H92V153H90L89 155H91ZM110 154H111V153H110ZM117 154H118V153H117ZM137 154H138V152H137ZM137 154H136V155H137ZM139 154H140V153H139ZM141 154H142V153H141ZM155 154L158 155L157 157H161V155H160L161 153H160V154H157V150H156V153H155ZM178 154H180V153H178ZM250 154H251V156L256 157V158H257L258 154H259L260 157H262V158H260V157L258 156V159H259V160L261 159V161H262V162L260 163L259 166H257L258 163L256 162V160L254 161V164H252V163L250 162L252 159L248 161V158H249V155H250ZM6 155H8V157H10V158H8V157L6 158ZM9 155H10V156H9ZM36 155H37V154H36ZM55 155H57V154L55 153ZM66 155H67V154H65V156H66ZM68 155H67V157L69 158ZM89 155H88V156H89ZM95 155H97V157H98V154H97V153H95ZM100 155H101V154H100ZM103 155H104V154H103ZM136 155H135V156H136ZM145 155H146V154H145ZM148 155H149V154H148ZM152 155H153V158H154V156H156V155L150 153V156H152ZM159 155H160V156H159ZM173 155H174V154H173ZM175 155H176V154H175ZM175 155H174V156H175ZM180 155H181V154H180ZM183 155H185V154H183ZM188 155H187V157H188ZM262 155H263V154H262ZM31 156H32V155H31ZM48 156H49V155H48ZM48 156H47V157H48ZM50 156H51V155H50ZM52 156H54V155H52ZM52 156H51V157H52ZM91 156H94V154H92ZM105 156H106V155H105ZM105 156H104V157H105ZM121 156H122V155H121ZM124 156H125V155H124ZM133 156H134V155H132L130 158H133ZM138 156H139V155H138ZM141 156H142V155H141ZM146 156H147V155H146ZM146 156H145V157H146ZM164 156H166V155H164ZM164 156H163V158H164ZM167 156H168V155H167ZM176 156H179V155H176ZM0 157H1V155H0ZM20 157H21V158H20ZM33 157H34V155H33ZM39 157H40V156H39ZM47 157H46V158H47ZM104 157H103V158H104ZM107 157H109V156H107ZM107 157H106V158H107ZM114 157H116L115 154H114ZM147 157H149V156H147ZM147 157H146V158H147ZM11 158H12L13 160H10ZM35 158L39 159V158L36 157V156H35ZM42 158H43V157L41 156V159H42ZM44 158H45V157H44ZM48 158H50V157H48ZM48 158H47V159H48ZM57 158H58V157H57ZM71 158H73V156H72ZM99 158H101V157L99 156ZM103 158H102V159H103ZM106 158H105V159H106ZM112 158H113V157H112ZM126 158H128V157H126ZM137 158H138V157H136V160H134V159H135V157H134L133 160L136 162L137 160H139V158H138V159H137ZM143 158H144V157H143ZM146 158H144V159H146ZM256 158H254V159H256ZM0 159H1V158H0ZM8 159H9V160H8ZM22 159H21V160H22ZM30 159H31V158H30ZM60 159H61V158H60ZM63 159H64V158L62 157V160H63ZM65 159H66V158H65ZM73 159H74V158H73ZM95 159H97V158H95ZM122 159H123V157H122ZM140 159H141V160L137 161L138 163H140V161H142V157H141ZM147 159H149V158H147ZM147 159H146V160H147ZM150 159H151V158H150ZM161 159H162V158H161ZM167 159H169V158H167ZM178 159H179V158H178ZM180 159H181V158H180ZM180 159H179V160H180ZM23 160H22V163H24ZM27 160H29V159H27ZM27 160L25 159L26 162H28ZM35 160H36V159H35ZM35 160H34V161H35ZM51 160H52V159H51ZM69 160H71V159H69ZM89 160H91L90 157H89ZM92 160L94 161L93 163L95 164V163H96V160H94V159H92ZM106 160H107V159H106ZM115 160H116V159H115ZM126 160L128 161L129 158H128V159H125V162H127ZM131 160H132V159H131ZM146 160H145V161H146ZM157 160L159 161V159H157ZM8 161H9V163H8ZM36 161H38V160H36ZM36 161H35V162H36ZM42 161H44V159H42ZM48 161L50 162V159H49ZM56 161H57V159H56ZM72 161H74V163H75L76 160H72ZM72 161H69V163H71ZM102 161H105V160H102ZM113 161H114V160H113ZM120 161H121V160H120ZM150 161H151V160H150ZM150 161H149V163H150ZM160 161H161V160H160ZM162 161H165V160H162ZM162 161H161V162H162ZM166 161H168V163H169V161H170V163H171V160H170V159H169V160H166ZM172 161H174V160H172ZM175 161H176V160H175ZM190 161H191V162H190ZM14 162H13V164H14ZM29 162H30V161H29ZM58 162L62 163L61 160L58 161ZM63 162H64V161H63ZM66 162L68 163V160H67V159H66ZM77 162H79V161H77ZM77 162H76V163H77ZM80 162H81V161H80ZM100 162H101V161H100ZM100 162H99V163H100ZM117 162H118V160H117ZM122 162L124 163V161H122ZM147 162H148V161H147ZM152 162H153V159H152ZM186 162H185V163H186ZM189 162H190V163H189ZM237 162H238V164H237ZM248 162H250V163H249L250 165L252 164L251 166L249 165V166L251 167V169L255 168V169L252 170V171H254V173L250 170V171L252 172V174H251V172L248 173V172H249L248 169H249L250 167H249L248 169H246V166L248 167V165H247ZM252 162H253V160H252ZM255 162H256V163H255ZM1 163H0V164H1ZM50 163H51V162H50ZM74 163H71V166L69 167V166L64 162V166L67 165V167H69L67 170H72V171H73L75 166H74V167H72V166L74 165ZM76 163H75V165H76ZM97 163H98V162H97ZM97 163H96V164H97ZM107 163H108V162H107ZM107 163H106V164H107ZM115 163H116V162H115ZM123 163H122V164H123ZM129 163L131 164L132 162L130 161ZM129 163H125V164L128 165ZM149 163H148V165H149ZM153 163H154V162H153ZM156 163H157V161L155 160V165H158V164H156ZM173 163H174V162H173ZM173 163H172V165H173ZM176 163H177V162H176ZM180 163H181V160H180ZM185 163H182V164H185ZM187 163H186V164H187ZM246 163H247V164H246ZM10 164H9V165H10ZM20 164H21V162L19 163V165H20ZM58 164H59V163H58ZM62 164H63V163H62ZM65 164H66V165H65ZM89 164H91V163H89ZM130 164H129V165H130ZM132 164H133L134 166L136 165V163H132ZM141 164H142V163H141ZM178 164H179V162H178ZM178 164H177V165H178ZM255 164H256L257 167H252V166L255 165ZM14 165H15V164H14ZM34 165H35V163H34ZM39 165H40V164H39ZM39 165L36 164L35 166L38 167ZM69 165H70V164H69ZM102 165H103V163H102ZM118 165H119V164H118ZM127 165H126V166H127ZM129 165H128V166H129ZM133 165H132V166H133ZM138 165H139V164H138ZM146 165H147V164H146ZM152 165H153V164H152ZM159 165H160V164H159ZM170 165H171V164H170ZM25 166H26V165H25ZM25 166H24V169L26 170L28 166H26V168H25ZM35 166L32 167V170H34L33 168H34ZM42 166H44V165H42ZM56 166H57V165H56ZM61 166H62V165H61ZM61 166H60V169H62V168L64 169V167L62 166V168H61ZM77 166H78V164H77ZM120 166H123V165H119L118 167H120ZM128 166H127V168H128ZM130 166H131V165H130ZM136 166H137V165H136ZM136 166H135V167H136ZM150 166H151V165H150ZM184 166H185V165H184ZM5 167H6V169L4 168V169H5V170H4V173H6V175H7V176H5L6 179H9V177H10V178H12V177L14 178V177H15V176H14L15 174H14V175H13V174L10 175V174L7 172V171H9V172L11 171L10 168H9L10 166H5ZM7 167H8L9 169H7ZM11 167H12V164H11ZM13 167H14V168L17 167L15 170H18V172H19L20 167L18 168V165H15V166H13ZM36 167H35V168H36ZM39 167H41V165H40ZM53 167H54V164H53ZM71 167H72L73 169H71ZM103 167H104V166H103ZM112 167H114V166H112ZM138 167H139V166H138ZM146 167H147V166H146ZM161 167H162V166H161ZM175 167H176V165H175ZM0 168H1V166H0ZM14 168H11V169H13V171H15ZM21 168H22V167H21ZM30 168H31V166H30ZM41 168H42V170H43V167H41ZM44 168H45V167H44ZM75 168H76V167H75ZM90 168H91V167H90ZM116 168H117V167H116ZM116 168H115V169H116ZM120 168H121V167H120ZM120 168H119V169H120ZM123 168H124V166H123ZM139 168H140V167H139ZM142 168H143V165H142ZM144 168H145V167H144ZM144 168H143V169H144ZM150 168H151V167H150ZM182 168H184V167H182ZM186 168H187V167H186ZM24 169H23V170H24ZM86 169H87V168H86ZM88 169H89V168H88ZM124 169H126V167H125ZM129 169H130V167H129L128 169H126L125 171H127V170H129ZM132 169H133V168H131V170H130L131 173H132ZM134 169H135V168H134ZM154 169H155V168H154ZM154 169H153V170H154ZM179 169H180V168H179ZM179 169H178V170H179ZM28 170H29V169H28ZM42 170H40V168H39V171L42 172ZM45 170H47V169H45ZM48 170H49V168H48ZM67 170L64 169L63 172H65V171H67ZM137 170H138V169H137ZM146 170H147V172H148V169H147V168H146ZM153 170H152V171H153ZM184 170H185V169H184ZM246 170H247L248 172H247ZM256 170H257V172H256ZM21 171H22V170H21ZM26 171H27V170H26ZM49 171H51V170H49ZM49 171H46L45 174H46L47 172H49ZM72 171H70V172H72ZM74 171H76V170H74ZM86 171H87V170H86ZM102 171H103V170H102ZM113 171H114V170H113ZM122 171H124V170H122ZM135 171H136V169H135ZM150 171H151V170H150ZM150 171H149L148 173H150ZM152 171H151V172H152ZM164 171H165V170H164ZM187 171H188V169H187ZM11 172H12V171H11ZM15 172H17V171H15ZM35 172H36V169H35ZM41 172H40V174H41ZM59 172H60V171H59ZM68 172H69V171H67V173H65V174H68ZM70 172H69V173H70ZM98 172H99V171H98ZM116 172H117V171H116ZM118 172H119V170H118ZM138 172H139V171H138ZM143 172H144V170H143ZM185 172H186V170H185ZM185 172L183 171V173H185ZM246 172H247V173H246ZM7 173H8V174H7ZM22 173H23V172H22ZM25 173H26V172H24L23 176H22L21 173H20V175L22 176L23 181H24L25 178H28V175H26ZM30 173H32L31 170H30ZM33 173H34V172H33ZM33 173H32V175H33ZM37 173H38V170H37L36 174H37ZM43 173H44V170H43L42 174H43ZM50 173H52V172H50ZM120 173H121V172H120ZM120 173H119L118 175H121ZM125 173L128 174V176L130 175L129 171H127V172H125ZM133 173H134V171H133ZM136 173H137V172H136ZM144 173H145V172H144ZM167 173H168V172H167ZM170 173H171V172H170ZM173 173H174V172H173ZM178 173H179V172H178ZM198 173H199V175H197ZM1 174H2V175H1ZM27 174H28V172H27ZM34 174H35V173H34ZM57 174H58V173H57ZM80 174L82 175V173H80ZM80 174H79V175H80ZM85 174H86V173H85ZM103 174H106V173H103ZM103 174H102V175H103ZM122 174H124V173H122ZM171 174H172V173H171ZM171 174H170V175H171ZM260 174H262L263 176L260 175ZM0 175H1V176H4L5 174L3 175V172H1ZM8 175H10V176L8 177ZM12 175H13V176H12ZM24 175H25V177H24ZM50 175H51V174H50ZM79 175H78V176H79ZM86 175H87V174H86ZM89 175H90V174H89ZM97 175H98V174H97ZM111 175H112V174H111ZM111 175H110V176H111ZM116 175H117V174H116ZM118 175H117V177H118ZM132 175H133V174H132ZM139 175L141 176V175H143V174H141V172H140ZM165 175H166V174H165ZM172 175H173V174H172ZM181 175H182V174H181ZM181 175H180V176H181ZM183 175H184V174H183ZM185 175H186V173H185ZM16 176H17V175H16ZM35 176H36V175H35ZM42 176H44V174H43ZM51 176H52V175H51ZM54 176H55V175H54ZM64 176H65V175H64ZM69 176H70V175H69ZM99 176H100V175H99ZM103 176H104V175H103ZM103 176H101V177L104 178ZM108 176H109V175H108ZM125 176H126V175H125ZM130 176H131V175H130ZM130 176H129V177H130ZM140 176H139V177H140ZM157 176H158V175H157ZM187 176H189V175L187 174ZM192 176H190V178H191ZM199 176H200V177H199ZM5 177H4V179H5ZM17 177H18V178L20 177L19 174H18ZM17 177H16V179H17ZM36 177H37V176H36ZM46 177H48V176H46ZM59 177H60V175H59ZM62 177H63V176H62ZM85 177H86V176H85ZM105 177L107 178V176H105ZM113 177H115V176L113 175ZM113 177H112V178H113ZM117 177L115 178V180H116V179L118 180ZM122 177H123V176H122ZM126 177H127V176H126ZM142 177H143V176H142ZM142 177H141V178H142ZM144 177H145V176H144ZM151 177H152V176H151ZM155 177H156V176H155ZM160 177H161V176H160ZM160 177H159V178H160ZM166 177H168V176H166ZM173 177H174V175H173ZM182 177H183V176H182ZM13 178H12V179H13ZM31 178H32V177H30V181H31ZM53 178H54V177H53ZM53 178H52V179H53ZM65 178H66V177H65ZM106 178H105V180H106ZM123 178H124V177H123ZM135 178H136V177H135ZM135 178H134V180H135ZM145 178H146V177H145ZM147 178H148V177H147ZM149 178H150V177H149ZM162 178H163V177H162ZM176 178H177V177H176ZM193 178H192V180H194ZM0 179H1V178H0ZM19 179H21V177H20ZM19 179H17V180L19 181ZM55 179H57V178L55 177ZM63 179H64V178H63ZM77 179H78V178H77ZM80 179H81V177H80ZM100 179H101V178H100ZM110 179H111V178H110ZM110 179H109V183H110ZM119 179H120V177H119ZM184 179H185V178H184ZM186 179H187V178H186ZM196 179H195V180H196ZM13 180H15V178H14ZM26 180H29V179H26ZM59 180H60V182L62 183V181H61L62 179L59 178ZM81 180H82V182H83V178H82ZM101 180H102V179H101ZM103 180H104V179H103ZM107 180H108V178H107ZM107 180H106V181H107ZM111 180H112V182H113L114 179H111ZM125 180H126V178H125ZM165 180H167V179L165 178ZM172 180H173V179H172ZM172 180H171V181H172ZM178 180L181 181V179H176V183H177L176 185H178V182H180V181H178ZM9 181H10V180H9ZM35 181H36V180H35ZM54 181H55V180H54ZM54 181H53V182H54ZM57 181H58V180H57ZM106 181H103L104 183H103V184H100L103 188L105 187V186H103V185H105V182H106ZM132 181H133V179L131 180V178H130V181H129V182L131 183ZM137 181L139 182V180H137ZM159 181H161V180H159ZM171 181H170V183H171ZM177 181H178V182H177ZM188 181H190V180H188ZM1 182H2V181H1ZM1 182H0V183H1ZM15 182H16V181H15ZM19 182H20V181H19ZM115 182H116V181H115ZM115 182H114V183H115ZM122 182L124 183V180H123ZM134 182H135V181H134ZM138 182H137V183H138ZM143 182H144V181H143ZM143 182H142V183H143ZM157 182H158V179H157ZM163 182H164V181H163ZM173 182L175 183V180H174ZM183 182L185 183V181H182L181 183L183 184ZM186 182H187V181H186ZM193 182H194V181H190L189 184H190L191 188L195 189V191H196V190H197V189H196V188H197L196 185H198V184H200V183L198 182V184H196V185L193 184V186H192L191 184H192ZM196 182H197V181H196ZM2 183H3V182H2ZM4 183H5V182H4ZM6 183H7V182H6ZM6 183H5V184H6ZM17 183H18V182H17ZM25 183H26V182H25ZM29 183H30V182H29ZM34 183H35L34 185L36 186V182H34ZM37 183H40V182L38 181ZM44 183L47 184L46 182H44ZM54 183H56V182H54ZM54 183H53V184H54ZM61 183H57V184H58V185L60 184V186H62ZM63 183H64V181H63ZM97 183H98V188H99V183H100V182H97ZM145 183H146V182H145ZM148 183H149V182H148ZM168 183H169V182H168ZM168 183H167V181H166V184H168ZM170 183H169V184H170ZM247 183H248V185H247ZM7 184H8V183H7ZM18 184H19V183H18ZM26 184H27V183H26ZM26 184H25V185H26ZM31 184H32V183H30V185H31ZM45 184H44L43 186H45ZM57 184H54V186L57 185ZM106 184H107V183H106ZM118 184H119V182H118ZM127 184H129V183L127 182ZM127 184H126V186H128ZM131 184H132V183H131ZM140 184H141V183H140ZM158 184H159V182H158ZM163 184H165V183H163ZM163 184H162V186H163ZM169 184H168V186H169ZM171 184H172V183H171ZM189 184H188V185H189ZM3 185H4V184H3ZM13 185H14V186H17L15 183L12 184V186H13ZM19 185H20V184H19ZM22 185H24V184H22ZM34 185H32V186H34ZM38 185H40L41 187H43V186H42L41 183H40V184H37V188L35 187V189H38V191H39V188H40V187H38ZM70 185H71V184H70ZM79 185H80V184H79ZM81 185H82V184H81ZM108 185H109V184H108ZM111 185H112V184H111ZM111 185H110V186H111ZM133 185H134V184H133ZM135 185H138V184L135 183ZM179 185H180V184H179ZM183 185H184V184H183ZM183 185H182V186H183ZM185 185H186V184H185ZM194 185H195L196 188L194 187ZM246 185L248 186V189H247L248 191H244L245 188H246ZM12 186H10L11 188H9V187L7 186L6 189H5V188H2V189H1V184H0V190L5 189V190L8 192V188H9L10 196H9V194H8V195L6 194V195H7L6 198H8V196H9V199H8L9 201H6V202L9 204V206H10V204H11V203H10L11 198H12L11 195L14 197L16 193L18 194V192H21V191H22L21 188H20L21 185L18 187V188H20V191H17V192H16V191H13V190L16 189L17 187H15V188L13 189ZM47 186H48V185H47ZM49 186L52 187L51 184H49ZM117 186H118V185H117ZM129 186H130V185H129ZM131 186H132V185H131ZM131 186H130V187H131ZM152 186H154V182H153V185H152ZM155 186H156V184H155ZM173 186L175 187V185H173ZM186 186H187V185H186ZM186 186H184L183 188H185ZM21 187H22V188H25V187H23V186H21ZM55 187H56V186H55ZM55 187H53L52 189L54 190ZM57 187H58V186H57ZM62 187H63V186H62ZM95 187L97 188L96 185H95ZM115 187H116V186H115ZM132 187H134V186H132ZM156 187H157V186H156ZM156 187H155V188H156ZM174 187H173V189H175ZM177 187H178V186H176V189H177ZM188 187H189V186H188ZM262 187H263V189H262ZM18 188H17V190H19ZM46 188H47V187H46ZM103 188H102V190H103ZM106 188L112 189L111 187H106ZM178 188H179V187H178ZM191 188H190V189H191ZM10 189H11V190L13 189V190L11 191ZM29 189H30V188H29ZM52 189H51V192H53ZM62 189H63V190H66L65 187L62 188ZM62 189H61V190H62ZM113 189H114V188H113ZM116 189H117V188H116ZM125 189H128V188H125ZM129 189H131V188H129ZM146 189H147V188H146ZM146 189H145V190H146ZM148 189H150V187H148ZM148 189H147V190H148ZM160 189H161V188H160ZM160 189H159V191H160ZM164 189H165V187H164ZM171 189H172V187H171ZM176 189H175V190H176ZM179 189H180V188H179ZM190 189H189V191L191 192V194H190V193H188V194H190V195L192 196V189H191V190H190ZM23 190H24V189H23ZM41 190H42V188H41ZM43 190L45 191L46 189H43ZM43 190H42V191H43ZM48 190H49V189H48ZM48 190H47V191H48ZM63 190H62V191H63ZM84 190H86V189H84ZM99 190H100V189H99ZM102 190H100V191H102ZM136 190H137V189H136ZM136 190H132V189H131V191H136ZM145 190H144V191H145ZM150 190H151V189H150ZM177 190H178V189H177ZM177 190H176V191H177ZM58 191H60V190H58ZM79 191H80V190H79ZM89 191H90V189H89ZM89 191H88V192H89ZM110 191H111V190H110ZM115 191H116V190H115ZM129 191H130V190H129ZM141 191H142V190H141ZM156 191L158 192V188L156 189ZM156 191H155V192H156ZM171 191H172V190H171ZM180 191H181V190H179V192H180ZM185 191H186V192H185ZM189 191H187V190L184 189V192L181 191V193H182V194L184 193V194L186 195L187 192H189ZM242 191H244V192H243L244 194L247 192V194H246V198L243 197V196H245V195H244L243 193H241ZM261 191H263V192H261ZM2 192H3V191H1L0 193H2ZM11 192H12V193H11ZM14 192H16V193H14ZM22 192H23V191H22ZM22 192H21V193H22ZM34 192H35L36 195H38L36 190L33 191L32 194H34ZM51 192H50V194H51ZM63 192H64V191H63ZM63 192H62V193H61V192H57V193L59 194L58 197H59L60 195L62 196V194L65 193V192H64V193H63ZM107 192H108V191H107ZM149 192H151V191H149ZM160 192H162V191H160ZM167 192H168V191H167ZM173 192H174V190H173ZM177 192H178V191H177ZM193 192H194V191H193ZM197 192H198L197 195H196V192H194L193 195H195V196L192 197V199H193V198L195 199L196 196L199 195V193H200V192H199V189L197 190ZM13 193H14V194H13ZM24 193H25V190H24ZM24 193H23V194H24ZM29 193H30V192H29ZM38 193H39V192H38ZM40 193H41V192H40ZM42 193H44V192H42ZM45 193H47V192L45 191ZM53 193H54V192H53ZM53 193H52V194H53ZM78 193H79V192H78ZM78 193H77V194H78ZM83 193H84V191H83ZM97 193H98V192L95 193L96 196H95V194H94L95 197H97V195L99 194V193H98V194H97ZM113 193H114V192H113ZM115 193H117V191H116ZM143 193H144V192H143ZM162 193H163V192H162ZM162 193H161V194H162ZM181 193H180V194H181ZM2 194H3V193H2ZM2 194H1V195H2ZM23 194H21V197L25 196V195H23ZM50 194H49V197H50ZM52 194H51V195H52ZM80 194H81V193H80ZM87 194H88V193H87ZM92 194H93V193H92ZM111 194H112V193H111ZM111 194H110V195H111ZM117 194H118V193H117ZM138 194H139V191H138ZM145 194H146V193H145ZM171 194H172V193H171ZM177 194H179V193H177ZM240 194H242L243 196L241 197ZM22 195H23V196H22ZM29 195H30V194H28V195H26V196L29 198ZM47 195H48V194H46V196H47ZM68 195H69V194H68ZM74 195H75V193H74ZM90 195H91V194H90ZM108 195H109V193H108ZM112 195H115V194H112ZM131 195H132V194H131ZM136 195H137V193H136ZM141 195H142V192H141ZM147 195H148V194H147ZM150 195H152V194H150ZM168 195H169V194H168ZM2 196H3V195H2ZM44 196H45V195H44ZM53 196H54V194H53ZM64 196H66V195H64ZM71 196H72V195H71ZM101 196H102V195L100 194V198L102 199L103 197H101ZM118 196H119V194H118ZM118 196L116 195V198H118ZM138 196H139V195H138ZM148 196H149V195H148ZM153 196H154V195H152V198H153ZM160 196H161V195H160ZM164 196H165V195H164ZM205 196H202V197L204 198ZM3 197H5V196H3ZM3 197H2V198H3ZM10 197H11V198H10ZM15 197L17 198V197H20V196L17 195V196H15ZM27 197H25V198H27ZM30 197H31V195H30ZM41 197H42V196H41ZM41 197H40V198H41ZM78 197H79V195H78ZM98 197H99V195H98ZM119 197H120V199H121V196H119ZM132 197H134V196H132ZM142 197H143V195H142ZM154 197H155V196H154ZM165 197H166V196H165ZM169 197H170V195H169ZM174 197H176V196H174ZM174 197H172V198H174ZM181 197H182V196H181ZM183 197H184V196H183ZM198 197H200V195H199ZM240 197H241L242 199H241ZM0 198H1V197H0ZM2 198H1V199H2ZM28 198H27V199H28ZM32 198H33V197H32ZM36 198H37V197H36ZM42 198H43V197H42ZM53 198H54V197H53ZM56 198H57V195H56ZM69 198H70V197H69ZM80 198H81V197H80ZM114 198H115V197H114ZM135 198H137V197H135ZM156 198H157V195H156L155 199H156ZM167 198H168V197H167ZM170 198H171V197H170ZM176 198H179V197H176ZM176 198H175V199H176ZM186 198H188V197L186 196ZM189 198H191V197H189ZM189 198H188V199H185V197H184L183 199H184L185 201L182 202V201L180 200V201H179V204H180V205H183L182 203L187 202L186 200L190 201ZM238 198H239L240 201L243 200V198H244L245 200H243V202L239 203ZM259 198H261L260 200H262V201H259ZM3 199H4V198H3ZM3 199H2V201H3ZM12 199H14V198H12ZM19 199H21V198H19ZM22 199H24V197H23ZM22 199H21L20 201H22ZM43 199H44V198H43ZM45 199H46V198H45ZM51 199H52V198H51ZM57 199H58V198H57ZM67 199H68V196H67ZM67 199H66V201H67ZM77 199H78V198H77ZM105 199H106V198H105ZM139 199H140V198H139ZM175 199H174V200H175ZM197 199H198V198H197ZM206 199H205V202H206ZM24 200H25V199H24ZM31 200L33 201V199H31ZM31 200H28V202L31 201ZM37 200H40V201H41V199H37ZM48 200H49V199H48ZM48 200L46 199L45 201L48 203V202L50 201V200H49V201H48ZM54 200H55V202H57L56 199H54ZM68 200H69V199H68ZM81 200H82V199H81ZM81 200H80V201H81ZM103 200H104V199H102L101 202H102ZM106 200H107V199H106ZM114 200H115V199H114ZM132 200H133V199H132ZM134 200H135V199H134ZM134 200H133V201H134ZM140 200H141V199H140ZM145 200H146V199H145ZM150 200H151V199H150ZM177 200H178V199H176V201H177ZM199 200H201V198H199V199L196 200V201H199ZM202 200H203V199H202ZM202 200H201V201H202ZM257 200L259 201V204H258V203L256 204ZM2 201L0 200V203H2ZM4 201H5V199H4ZM12 201H13V200H12ZM15 201H16V200H14V202H15ZM18 201H19V200H18V198H17V203H18ZM20 201H19V202H20ZM26 201H27V200H26ZM35 201H36V199H35ZM40 201H39V202H40ZM51 201H52V200H51ZM60 201H64V200H62V198H60ZM75 201H76V200H75ZM75 201H74V202H75ZM80 201H79V202H80ZM98 201H99V200H98ZM122 201H123V199H122ZM147 201H148V200H147ZM147 201H145V202H147ZM151 201H152V200H151ZM154 201H156V200H154ZM176 201H175V202H176ZM193 201H194V200H193ZM201 201H199V203H201V204L204 206L206 203H205L204 201H203V203H202ZM43 202H44V200H42V203H43ZM58 202H59V201H58ZM103 202H105V200H104ZM140 202H141V201H140ZM145 202H144V203H145ZM148 202H149V201H148ZM167 202H168V201H167ZM180 202H181V203H180ZM194 202H195V201H194ZM194 202H193L192 204H194ZM7 203H5V205H7ZM23 203H24V201H23ZM29 203H30V202H29ZM36 203H37V202H36ZM36 203H35V204H36ZM47 203L45 204V206L48 205ZM53 203H54V202H53ZM82 203H85V201H82ZM105 203H106V202H105ZM105 203H104V204H105ZM107 203H108V202H107ZM113 203H114V202H113ZM136 203H137V199H136ZM204 203H205V204H204ZM15 204H16V203H15ZM18 204H20V203H18ZM27 204H28V203H27ZM43 204H44V203H43ZM54 204H55V203H54ZM54 204H53V205L51 204V206H52V207L50 206L51 209H52V208H53V209H54V208H57L56 206L54 207ZM62 204H63V202H62ZM76 204H77V203H75L74 205H76ZM86 204H87V203H86ZM145 204H146V203H145ZM150 204H151V203H150ZM157 204H158V203H157ZM176 204H177V202H176ZM187 204H189V203H187ZM187 204H186V206H187ZM13 205H14V204H13ZM13 205H11V208H9V209L12 210V208H15V206H16L17 204H16L14 207H12ZM23 205H24V204H22V202H21V206H19V208H20V207H21V209L23 208V209H22V210H23L22 213H24V211L27 212V210L29 211V209H28V208H24ZM32 205H33V204H32ZM38 205H39V204H38ZM55 205H57V204H55ZM58 205H59V204H58ZM58 205H57V206H58ZM106 205H109V204H105V206H106ZM111 205H112V204H111ZM113 205L116 207V204H115V203H114ZM117 205H118V204H117ZM134 205H135V204H134ZM147 205L149 206V204H147ZM164 205H165V204H164ZM196 205L198 206V205H200V204H198V202H197V203H196L195 205H193V206L196 207ZM202 205H201V207H202ZM256 205H257V206H256ZM263 205H264V203H263ZM24 206H25V205H24ZM43 206H44V205H43ZM43 206H42V207H43ZM60 206H62V205H60ZM70 206H71V205H70ZM79 206H80V205H79ZM82 206H83V205H82ZM82 206H81V207H82ZM102 206L104 207L103 203H102ZM109 206H110V205H109ZM120 206H121V205H120ZM145 206H146V205H145ZM152 206H153V205H152ZM155 206H156V203H155ZM159 206H160V205H159ZM186 206H185V208H188V206H187V207H186ZM189 206L191 207L192 205L190 204ZM205 206H206V205H205ZM5 207H7V206H5ZM26 207H27V206H26ZM37 207H38V206H37ZM37 207H36V208H37ZM71 207H72V206H71ZM84 207H85V206H84ZM103 207H102V208H103ZM106 207H108V206H106ZM110 207H111V206H110ZM110 207H108V208H110ZM156 207H157V206H156ZM177 207H178V206H177ZM198 207H200V206H198ZM262 207H263V208H262ZM0 208H1V207H0ZM16 208H18V206H17ZM16 208H15L14 210H16ZM19 208L16 210V211H18V212H16V211L14 212L13 210H12L13 212H12V211H9L8 214L11 213L13 216L15 215L16 217H12V219H14V220H11V218H10V216H9L8 220H9V219H10V220H9V221L7 220V223L9 222V224H10V222H11V225H12V226L9 225V227H7L6 229H8V228L12 229V228L14 227V226H13V222H14L15 220H17L16 218H18V220L20 219L21 216L19 215V213H20V212H19V210H20ZM30 208H32V207H30ZM40 208H41V206H40ZM60 208H62V207H60ZM74 208H75V207H74ZM87 208H88V207H87ZM104 208H105V207H104ZM112 208H114V207H112ZM120 208H121V207H120ZM154 208H155V207H154ZM154 208H153V211H152V212L157 211L156 209L159 210V208H156L155 210H154ZM174 208H175V207H174ZM182 208H183V206H182ZM202 208H203V207H202ZM259 208H260V209H259ZM7 209H8V208H7ZM7 209H5V210L8 212ZM25 209H26V210H25ZM33 209L36 210L34 207H33ZM37 209H38V208H37ZM42 209H45V207L42 208ZM53 209H52V210H53ZM58 209H59V208H58ZM76 209H80V208H76ZM88 209H89V208H88ZM88 209H87V210H88ZM149 209H150V210H149ZM149 209H148V210H149V211H148L149 213H148V212H145V213H146V214L148 213L150 216H152L151 213H150V212H151V208H149ZM183 209H184V208H183ZM183 209H182V210H183ZM195 209H197V208H195ZM52 210H51V211H52ZM66 210H67V209H66ZM80 210H81V209H80ZM84 210H85V209H84ZM105 210H106V209H104V212H105ZM110 210H111V209H110ZM122 210L124 211L125 208H122ZM182 210H181V211H182ZM184 210H185V209H184ZM186 210H188V209H186ZM193 210H194V209H193ZM198 210H199V209H198ZM204 210H208V208H206V209L203 208V211H204ZM0 211H1V212H0V216H2V218H0V220H1V219L3 220V219H5V217H8V214H7V216H6V213H4V214H5V216H4V214L2 213V208H1ZM38 211H39V209H38ZM55 211H57V209H56ZM72 211H73V210H72ZM77 211H78V210H77ZM107 211H108V209H107ZM126 211H127V210H126ZM126 211H125V212H126ZM142 211H143V210H142ZM146 211H147V210H146ZM176 211H177V210H176ZM190 211H191V210H190ZM200 211H201V213H202V209H201ZM29 212H30V211H29ZM29 212H27V213H29ZM32 212H33V210H32ZM39 212H40V211H39ZM47 212H48V210H47ZM58 212L61 213V211H59V210H58ZM80 212H81V211H80ZM108 212L110 213L111 211H108ZM117 212H118V211H116V213H117ZM192 212L195 213V211H191V213H192ZM196 212H197V214H198L197 217L199 218V215H201V213H200L199 211H196ZM198 212H199L200 214H199ZM207 212H208V213H207ZM253 212H255V213L257 212V213L259 214V217H260V218L257 217V218L255 219V216H257V215L255 214V216H254ZM261 212H262L263 217H264V209L261 210ZM261 212H260V213H261ZM1 213H2V214H1ZM14 213H15V214H14ZM16 213H17V214H16ZM33 213H34V212H33ZM35 213L37 214L38 212H35ZM49 213H50L49 215H51L52 217L54 216L53 214H56V212L53 213V211H52V213H51L50 210H49ZM105 213H106V212H105ZM111 213H112V212H111ZM114 213H115V211H113V214H112V215H114ZM129 213H130V212H129ZM183 213H184V212H183ZM191 213H190V214H191ZM29 214H30V213H29ZM47 214H48V213H47ZM47 214H46V215H47ZM76 214H77V213H76ZM82 214H83V213H82ZM87 214H88V212H87ZM87 214H86V215H87ZM118 214H119V213H118ZM120 214H121V213H120ZM148 214H147V216H149ZM153 214H155V213H153ZM186 214H187V213H186ZM203 214H202V215H203ZM12 215H11V216H12ZM17 215H19V217H17ZM24 215H25V214H24ZM31 215H32V214H31ZM31 215H28V217H30ZM42 215H44V214L41 213V216H40L41 218H42ZM49 215H48L47 217L50 218L51 216H49ZM57 215H58V213H57ZM57 215H56V216H57ZM77 215H78V214H77ZM94 215H95V214H94ZM94 215H93V217H94ZM116 215H117V214H116ZM129 215H130V214H129ZM202 215H201L200 217H202ZM204 215H205V214H204ZM206 215H205V217H207ZM252 215H253L254 217H253ZM32 216H34V215H32ZM56 216L54 217V218H55V221L57 220V219H56ZM60 216H61V214H60ZM79 216H80V215H79ZM108 216H109V215H108ZM140 216H141V214H140ZM167 216H168V215H167ZM185 216H186V215H185ZM261 216H262V215H261ZM3 217H4V218H3ZM24 217H25V216H24ZM40 217H39V218H40ZM47 217L45 216V218L48 220L49 218H47ZM58 217H59V216H58ZM58 217H57V218H58ZM113 217H114V216H113ZM113 217H112V218H113ZM123 217H124V216H123ZM183 217H184V216H183ZM197 217H196V218H197ZM208 217H207L206 219H208ZM251 217H253V219H252ZM21 218H22V217H21ZM30 218H31V217H30ZM77 218H78V216H77ZM125 218H127V217H125ZM132 218H133V217H132ZM150 218H151V217H150ZM159 218H160V217H159ZM173 218H174V217H173ZM198 218H197V222H199V220H200V218H199V219H198ZM232 218H233V217H232ZM232 218H231V220H232ZM236 218H237V219H236ZM249 218H251V219H249ZM6 219H7V218H6ZM25 219H26V218H25ZM34 219H36V218H34ZM61 219H62V218H61ZM121 219H122V218H121ZM121 219L119 218L118 220H121ZM123 219H124V218H123ZM128 219H129V218H128ZM166 219H167V218H166ZM188 219H190V218H188ZM206 219H205V220H206ZM18 220H17V221H18ZM22 220L24 221L23 218H22ZM26 220H28V219H26ZM42 220H43V223H45L44 219H42ZM53 220H54V219H53ZM75 220H76V217H75ZM84 220H85V219H84ZM104 220H105V219H104ZM106 220H107V218H106ZM115 220L118 221V220H117V217H116ZM115 220H114V222H115ZM142 220H143V219H142ZM172 220H173V219H171V221H172ZM176 220H177V219H176ZM201 220H202V218H201ZM201 220H200V221H201ZM203 220H204V219H203ZM205 220H204V221H205ZM254 220H253V221H254ZM4 221H5V220H4ZM12 221H13V222H12ZM19 221H21V219H20ZM33 221H34V220H33ZM37 221H39L38 218H37ZM55 221H53L52 223H54ZM57 221H60V220H57ZM108 221H110V220H108ZM129 221H130V220H129ZM134 221H135V220H134ZM136 221H137V219H136ZM156 221H157V220H156ZM158 221H159V220H158ZM161 221H162V220H161ZM206 221H207V220H206ZM248 221L251 222V223H249ZM112 222H113V221H112ZM118 222H119V221H118ZM139 222H140V221H139ZM188 222H189V221H188ZM227 222H229L228 219H227ZM260 222H261V223H260ZM263 222H264V221H263ZM7 223H6V224H7ZM14 223H15V222H14ZM39 223H40V222H39ZM41 223H42V221H41ZM43 223H42V224H43ZM47 223H48V222H47ZM57 223H59V222H57ZM78 223H80V222H78ZM85 223H87V222H85ZM95 223H96V221H95ZM104 223H105V222H103V226H104ZM110 223H111V222H109V225H111ZM140 223H141V222H140ZM164 223H165V222H164ZM176 223H178V222H176ZM203 223L206 225L205 222H202L201 224H203ZM18 224H19V222H18ZM20 224H21V223H20ZM24 224H25V223H24ZM74 224H75V223H74ZM82 224H83V223H82ZM89 224H90V222H89ZM107 224H108V223H106L105 225L108 227ZM120 224H121V222H120ZM125 224H126V223H125ZM125 224H124V226H125ZM127 224H128V223H127ZM129 224L132 225V223H129ZM133 224H134V222H133ZM135 224H137V222H136ZM158 224H159V223H158ZM167 224H168V223H167ZM167 224H166V225H167ZM169 224H170V223H169ZM171 224H172V227H173V224H174V223H171ZM195 224H196V223H195ZM201 224H200V222H199V225H201ZM204 224H203V225H204ZM230 224H231V223H230ZM247 224H248V225H247ZM255 224L252 223L251 225H252L253 227L256 228V227L258 226V224H257V225H255ZM0 225H2V224L0 223ZM37 225H38V224H37ZM39 225L41 226V224H39ZM56 225L58 226V224H56ZM80 225H81V224H80ZM90 225H91V224H90ZM115 225H117V224H115ZM131 225H130V227H131ZM139 225H140V224H139ZM161 225H162V222H161ZM166 225H165V227H166ZM222 225H223V224H222ZM263 225H264V224H263ZM7 226H8V224H7ZM10 226H11L12 228H11ZM21 226H23V229H24L25 226H26V224H25V226H24V225H21ZM43 226H44V225H43ZM54 226H55V225H54ZM54 226H53V227H54ZM61 226H62V225H61ZM106 226H104L103 228H105V229L107 230V227H106ZM122 226H123V225H122ZM126 226H127V225H126ZM195 226H196V225H195ZM227 226H228V225H226V227H227ZM3 227H4V226H3ZM18 227H19V229H15L16 227L14 228L16 231H14V229H13V231L15 232V234H16V232H18V234L20 233L19 230H21L22 227H20V225H18ZM28 227H29V226H28ZM45 227H46V226H45ZM48 227H49V226H48ZM48 227H46V228H48ZM81 227H83V226H81ZM90 227H91V226H90ZM97 227H99V226H97ZM101 227H102V226L100 225V228H101ZM161 227H162V226H161ZM165 227H162V228H165ZM168 227H169V225H168ZM174 227H175V226H174ZM185 227H187V226H185ZM196 227H197V226H196ZM224 227H225V224H224ZM228 227H229V226H228ZM263 227H264V226H263ZM263 227H262V228H263ZM0 228H1V227H0ZM4 228H5V227H4ZM31 228H32V227H31ZM36 228H37V227H36ZM50 228H51V227H50ZM55 228H56V227H55ZM86 228H87V227H86ZM91 228H92V227H91ZM100 228H97V229L95 228V229H96V230H98V229L100 230ZM109 228H114V227H109ZM109 228H108V229H109ZM118 228H119V227H118ZM137 228H138V227H137ZM166 228H167V227H166ZM193 228H194V225H193ZM193 228H191V230H192ZM197 228H198V227H197ZM210 228H205V229L207 230V229H210ZM255 228H254V229H255ZM262 228H261V229H262ZM6 229H5V230H6ZM23 229H22V230H23ZM27 229H28V228H27ZM48 229H49V228H48ZM53 229H54V228H53ZM53 229H52V230H53ZM76 229H77V228H76ZM78 229L80 230V232L78 231V233H81V229H80V228H78ZM88 229H89V228H88ZM88 229H87V230H88ZM114 229H115V228H114ZM114 229H111V230H114ZM131 229H132V228H131ZM154 229H155V228H154ZM177 229H178V228H177ZM188 229H189V227H188ZM188 229H187V231H188ZM201 229L203 230L204 228H201ZM222 229H223V227H222ZM251 229L253 230V233H254V234L257 233V231H254L253 228H251ZM1 230H2V228L0 229V232H1ZM17 230H18V231H17ZM29 230H31V231H29ZM29 230H27L28 234L25 232V236L23 235V237H22V238L26 241V242L24 241V243H26V246H28L27 243H29L30 245H32L34 242L31 243V241H33V240L35 241V239H36V238H34L33 240L31 239V241H28V240H27V239H29V237H31V236H29V233H30V235H31V233L33 232L32 229H29ZM37 230H38V229H37ZM55 230H56V229H55ZM84 230H85V228H84ZM167 230H168V229H167ZM167 230H166V231H167ZM189 230H190V229H189ZM191 230H190V231H191ZM195 230H196V228H195ZM198 230H199V229H198ZM206 230H205V231H206ZM224 230H226V229H224ZM233 230H232V231H233ZM246 230H247V229H244V230H243V231H245V232H243V235H242L241 237L239 236L240 234L236 235V237H237V238H240L241 240H243V239H242L243 236H245V237H246V236H249V238L251 239V236H252V230H248V232L250 233V235H249V233L246 232ZM258 230H259V226H258ZM7 231H9V230H7ZM40 231H41V232H44V231H46V229L43 230V231L39 229V232L37 233V237H38V238H39L40 236H42V234H39ZM50 231H51V229H50ZM85 231H86V230H85ZM90 231H91V230H90ZM103 231H104V230H103ZM109 231H110V230H109ZM109 231L107 230V232H109ZM115 231H116V230H115ZM171 231H172V230H171ZM173 231H174V230H173ZM173 231H172V232H173ZM184 231H186V229H184ZM193 231H194V230H193ZM193 231H191V233L189 232V234H192ZM205 231H204V235H205ZM218 231H220V230H218ZM218 231H217V232H218ZM250 231H251V232H250ZM3 232H4V231H3ZM3 232H2V233H3ZM14 232H13L14 237H15V236L17 237L18 234L15 235ZM47 232H48V230H47ZM51 232H52V231H51ZM54 232H55V231H54ZM54 232H52V233H54ZM57 232H58V231H57ZM82 232H84V231H82ZM97 232H99V231H97ZM97 232H96V233H97ZM101 232H102V229H101ZM119 232H120V231H119ZM123 232H124V230H123ZM128 232H129V230H128ZM172 232H171V233H172ZM178 232H179V230H178ZM198 232H199V231H198ZM206 232H207V231H206ZM225 232H226L225 235H229V234H227L228 231H225ZM225 232H224V233H225ZM259 232H262V230L259 231ZM2 233H1V234H2ZM4 233H5V234H4L5 237L3 236V239L6 238V232H4ZM33 233H34V232H33ZM48 233H49V232H48ZM86 233L89 234L90 232L86 231V232H85V235H86ZM92 233H94V231H93ZM125 233H127V232H125ZM166 233H167V232H166ZM168 233H169V232H168ZM171 233H169V234L171 235ZM174 233H175L174 236H175V238H176V236H177V235H176V232H174ZM185 233H186V232H185ZM193 233H194V232H193ZM200 233H201V232H200ZM202 233H203V231H202ZM202 233H201V234H202ZM218 233H221V234H222L221 231L218 232ZM244 233H245V234H244ZM246 233H247L248 235H247ZM9 234H10V232L7 233V238H8V236H10V237L13 236V235H12V232H11L10 235H9ZM38 234H39V236H38ZM102 234H104V235H103V237H104V236H105V233H102ZM102 234H101V235H102ZM108 234H109V233H107V235H108ZM111 234H112V233H111ZM116 234H117V233H116ZM153 234H154V233H153ZM169 234H168V235H169ZM172 234H173V233H172ZM189 234H188V235H189ZM195 234H196V232H195ZM231 234H230V235H231ZM27 235H28V237H27ZM49 235H50V233H49ZM55 235H56V234H55ZM55 235L53 234L52 236H54V238H55ZM81 235H83V234H81ZM94 235H95V234H94ZM98 235H99V234H98ZM113 235H114V233H113ZM122 235H123V234H122ZM122 235H119V236H122ZM124 235H125V234H124ZM182 235H183V234H182ZM182 235L180 234L179 237H182L183 241H186V240H187L186 243L190 241V244H195L196 240H194V242L191 243V242H192V239L188 241V239H190V238H187V236H186L185 234H184L185 237L182 236ZM198 235H199V234H198ZM198 235H194V236H198ZM258 235H260V234L257 233V235H255V236L257 237ZM263 235H264V233H263ZM46 236H47V235H46ZM78 236H79V235H78ZM114 236H115V235H114ZM119 236H118V237H119ZM151 236H152V235H151ZM166 236H167V235H166ZM192 236H193V235H191V238H195V239H197L196 237H192ZM200 236H202V235H200ZM216 236H217V235H216ZM218 236H219V235H218ZM218 236H217L216 238H219ZM220 236H221V235H220ZM238 236H239V237H238ZM260 236H261V235H260ZM1 237H2V235H1ZM10 237H9V238H10ZM25 237H27V238H25ZM83 237H84V236H83ZM85 237H86V240H85V239H83V240L86 241V243H88L87 240H89V239H87V236H85ZM115 237H116V236H115ZM118 237H117V240H118ZM158 237H159V236H158ZM162 237H163V236H162ZM167 237H170V236H167ZM171 237H173V236H171ZM202 237H203V236H202ZM204 237H205V236H204ZM204 237H203V238H204ZM207 237H208V236H207ZM210 237H211V238H210ZM245 237H243V238H245ZM256 237H255V238H256ZM7 238H6V239H7ZM9 238H8V239H9ZM12 238H13V237H12ZM31 238H32V237H31ZM42 238H45V237H42ZM88 238H90V237H88ZM91 238H92V240H93V237H91ZM177 238H178V236H177ZM177 238L174 239V240H177L176 242H179L178 240H180V238H178V239H177ZM185 238H186V240H184ZM198 238H199V237H198ZM205 238H206V237H205ZM223 238H224V236H223ZM225 238H227V237H225ZM231 238H230V240H232ZM234 238H235V236H234ZM237 238H235V241H237V240H236ZM253 238H254V237H253ZM23 239H22V242H23ZM165 239H167V238L165 237ZM206 239L208 240V238H206ZM206 239H205V240H206ZM219 239L221 240V237H220ZM228 239H229V238H228ZM240 239H239V240H240ZM250 239H249V240H250ZM29 240H30V239H29ZM92 240H91V241H92ZM95 240H96V239H95ZM99 240H100V239H99ZM145 240H146V239H144V241H145ZM202 240H203L202 238H201V240H200V238H199V239L197 240L198 242H196V244H195L193 247H192L189 243H187V244H189V247L191 246L190 248L192 249L193 252H195L193 248H194V247L197 245V243H198L197 251H199L200 249H202L201 247H199V246L202 244V243L199 242V241H202ZM214 240L217 241V239H213L212 242H214ZM222 240H224V239H222ZM222 240H221L220 244L226 241V240H224V241L222 242ZM247 240H248V238H247ZM249 240H248V241H249ZM261 240H262V241H261V242H262L261 245H263V240H264V239H261ZM2 241H4V240H2ZM6 241H7V242H5V241H4V242L7 243V245L10 244V243L12 242V244H14V245L17 244V245H19V246L22 248V244H21V245H20V243H19V244H18V243L15 244L11 239H10V241H11L10 243H9V240H6ZM37 241H38V240H37ZM37 241H35V243H34L33 245H38L39 242L36 243ZM40 241H41V243H42L43 240H40ZM50 241H51V240H50ZM50 241H49V242H50ZM53 241H55V240H52V242H53ZM80 241H81L80 243H81V247H82V243H85V242H82V240H80ZM109 241H110V240H109ZM165 241H167V240H165ZM168 241H169V239H168ZM168 241H167V243H168ZM181 241H182V240H180V244L183 245L184 243H182ZM216 241H215L214 243H216ZM218 241H219V240H218ZM228 241H229V240H228ZM248 241H247V243L245 244V246L248 245L249 243H253V242H249V243H248ZM256 241H257V240H256ZM258 241L260 242V240H258ZM49 242H48V243H49ZM52 242H51V243H52ZM94 242H95V241H94ZM110 242H111V241H110ZM142 242H143V241H142ZM174 242H175V241H174ZM174 242H173V243H174ZM202 242L204 243L205 241L203 240ZM206 242H207V241H206ZM212 242H211V243H212ZM230 242H232V241H230ZM237 242H238V241H237ZM239 242L241 243V241H239ZM239 242H238V246H240V243H239ZM43 243H44V242H43ZM43 243H42V244H43ZM51 243H50V244H51ZM80 243H79V244H80ZM98 243H99V242H98ZM118 243H119V242H118ZM164 243H165V242H164ZM200 243H201V244H200ZM0 244H1V239H0ZM12 244H10V245H12ZM42 244H39V245H42ZM44 244H45V243H44ZM90 244H91V243L89 242L88 245H90ZM111 244H112V243H111ZM113 244H114V242H113ZM120 244H121V243H120ZM124 244H125V243H124ZM170 244H172L171 239H170ZM170 244H167V245H168V246H171ZM174 244H175V243H174ZM199 244H200V245H199ZM229 244H230V243H229ZM233 244H234V243H233ZM236 244H237V243H236ZM236 244H234V245H236ZM255 244H256V243H254V244H252V245H255ZM257 244H259V243L257 242ZM257 244H256V245H257ZM10 245L7 246L8 248L10 247V248H9L10 250L6 247L9 251H11V249H12V250H13V249H14V250L16 249L17 251H16V250H15V251L18 252V247L15 248V246L12 245V247H14V248H11ZM17 245H16V246H17ZM33 245H32L33 248L36 247V246H33ZM39 245H38V246H39ZM46 245H47V244H46ZM52 245H53V244H52ZM84 245L86 246V244H84ZM84 245H83V246H84ZM114 245H115V244H114ZM163 245H165V244H163ZM175 245H176V244H175ZM177 245H179V243H177ZM182 245L177 246V247L174 246V245H172L171 248L174 246V247H176L175 250H173V248L171 249V248L169 247V249H171V251L168 249L169 251L167 250V252L169 253V255L171 254V255H170L171 258H173V259H174V258H175V259L177 258V257H176V253H177L176 251H178V253H179V250H181V249L183 248V246L185 247V244H184L183 246H182ZM204 245H206V244H203L202 247H203ZM208 245H209V244H208ZM217 245H219V243H217ZM242 245H243V244H241V246H242ZM252 245H251V246H252ZM256 245L254 246L255 250H254V248H252V247H251V248H252V249H251L250 247L248 248V247L246 246L245 248L250 249V251H249V250L246 251L247 249L243 248V249H245V252H244V251H243V252L241 251V252L244 253V254H245V253L248 254V255H249V259H250L251 256L253 255V252H252L251 250H254V252H255V251H256ZM1 246H2V244H1ZM1 246H0V247H1ZM5 246H6V245H5ZM123 246H124V245H123ZM186 246H187V245H186ZM221 246H222V245H221ZM241 246H240V247H241ZM249 246H250V244H249ZM258 246H259V248L261 249V246H260V245H258ZM258 246H257V250H258V252H261V251L263 252V251H264V247H263V249L260 250V249H258ZM3 247H4V244H3V246L0 248L1 251L3 250V249H2ZM53 247H54V246H53ZM55 247H56V246H55ZM55 247H54V248H55ZM91 247H92V246H91ZM104 247H106V246H104ZM114 247H115V246H114ZM163 247H165V246H163ZM179 247H180V248H179ZM181 247H182V248H181ZM187 247H188V246H187ZM187 247H186V248H187ZM189 247H188V249H189ZM207 247H208V246H207ZM207 247H206V250H207ZM228 247H229V246H228ZM232 247H233V246H232ZM234 247H235V246H234ZM236 247H237V246H236ZM4 248H5V247H4ZM6 248H5V249H6ZM28 248H29V247H27V249H28ZM41 248H42V246H40L39 248L36 247V248L33 249V251H35V250L38 251V250L41 249ZM54 248H53V249H54ZM72 248H73V247H72ZM76 248H77V250H78V247H76ZM83 248H84V247H83ZM87 248H88V247H87ZM123 248H124V247H123ZM166 248H168V247H166ZM166 248H165V249H166ZM178 248H179V249H178ZM195 248H196V247H195ZM199 248H200V249H199ZM214 248H215V247H212L211 249H214ZM5 249H4V251H5L4 253L8 252V251H6L7 249H6V250H5ZM37 249H38V250H37ZM56 249H57V248H56ZM80 249H81V248H80ZM84 249H85V248H84ZM110 249H113V247H112V248L110 247ZM116 249H117V248H116ZM125 249H126V248H125ZM138 249H139V248H138ZM177 249H178V250H177ZM188 249H187V250H188ZM198 249H199V250H198ZM204 249H205V248H204ZM215 249H216V248H215ZM215 249H214V250H215ZM223 249H226V248L223 247L222 250H223ZM227 249H228V248H227ZM229 249H230V248H229ZM233 249H234V248H233ZM237 249H238V248H237ZM42 250H43V249H42ZM42 250H39V251L41 252ZM104 250H106V252H109V251H107L106 248H105ZM113 250H115V249H113ZM184 250H185V249H183V252H184ZM189 250H190V249H189ZM189 250L187 251L188 253H185L186 250H185L184 253H185V254H189V252L191 253V251H189ZM231 250H232V249H231ZM234 250H235V249H234ZM259 250H260V251H259ZM1 251H0V252H1ZM15 251H14V252L11 251V252L16 254ZM39 251H38V252H39ZM53 251H54V250H53ZM85 251H86V250H85ZM102 251H103V250H102ZM173 251H174V252H173ZM181 251H182V250H181ZM197 251H196V252H197ZM201 251H202V250H201ZM201 251H200V252H201ZM207 251H208V250H207ZM209 251H210V250H209ZM218 251H219V253L221 254V252H220V248L218 249ZM223 251H225V250H223ZM227 251H228V250H227ZM237 251H239V253H240V250H237ZM11 252H9V255H7L8 253H7V254H4L3 252H1L0 254H3V257H2L3 260H4V256H5V258L8 257V256H10V255L12 254ZM29 252H32V250L29 251ZM29 252H24V253H28V255H27V254L25 255V254L23 253V254H24L23 257L26 256V258H22L23 261H21V258H20V257H22V254H21L22 252L20 253V254H21L20 257H19L18 255H14V254H12L13 256L11 255L10 257H14V256L16 257V256H18V258H15V259L13 258V259H14V261H17V262H18V261H19L18 259L20 258V261L22 262V264L25 263V261H26V260H24V259H29V257H30L31 259H29V261L27 260V263H25V264H29L30 262L32 263V262L34 261V259L37 260V259H39L41 256H42V258H43V255L46 254V252L43 254V252H44V251H43V252H41V254H43V255H40V253H39L40 257L37 258V257L34 256V257H33L34 259H33L31 256H29ZM38 252H36V255H37V256H38V254H37ZM82 252H83V251H82ZM96 252H97V250H96ZM111 252H112V251H111ZM116 252H117V251H116ZM172 252L175 254V256L173 255ZM193 252H192V253H193ZM200 252H199V254H200ZM230 252H231V251H230ZM249 252H250V254H249ZM251 252H252V255H251ZM34 253H35V252H34ZM70 253H71V252H70ZM89 253H90V252H89ZM97 253H98V252H97ZM125 253H126V252H125ZM165 253H166V252H165ZM165 253H164V254H165ZM168 253H166V254H168ZM184 253H183V254H184ZM203 253H204V251H203ZM205 253H206V251H205ZM219 253H218V254H219ZM255 253H256V252H255ZM18 254H19V253H18ZM47 254H48V253H47ZM71 254H72V253H71ZM82 254H83V253H82ZM95 254H96V253H95ZM109 254H110V253H109ZM126 254H127V253H126ZM126 254H125V256H126ZM166 254H165V255H166ZM180 254H182V252L179 253V255H180ZM185 254H184V255H185ZM216 254H217V253H216ZM237 254H238V253H237ZM237 254H236V255H237ZM246 254H245V255H246ZM257 254H258V253H257ZM259 254H260V253H259ZM259 254H258V255H259ZM30 255H31V254H30ZM66 255H67V254H66ZM66 255H65V256H66ZM78 255H79V253H78ZM88 255H89V254H88ZM88 255H87V256H88ZM92 255H93V254H92ZM103 255H104V254H103ZM106 255H107V254H106ZM122 255H123V254H122ZM172 255H173V256H172ZM177 255H178V254H177ZM202 255H203V254H202ZM208 255H210V253H208ZM223 255H225V254H223ZM223 255H221V256H223ZM226 255H228V254H226ZM226 255H225V256H226ZM241 255H242V254H241ZM258 255H257V257L260 258V259H262V256H260V255L258 256ZM262 255H263V253H262ZM27 256H28V257H27ZM49 256H50V255H49ZM63 256H64V255H63ZM63 256H62V258L64 259L65 257H63ZM71 256H72V255H71ZM87 256H86V257H87ZM89 256L92 257L91 255H89ZM93 256H96V255H93ZM104 256H105V255H104ZM118 256H119V254H118ZM128 256H130V255H128ZM138 256H139V255H138ZM190 256H192V255H190ZM190 256H189V259H190L189 261H191V264H193V263H192V260H193L194 258H196V259H194V262H197V259H199V256H200V255H199V256H198V255H193V256H194L193 258L190 257ZM195 256H196V257H195ZM197 256H198V258H197ZM211 256H212V255H210V257H211ZM215 256H216V258H215L213 264L219 262L220 260L222 261V259L225 257V256H223V257H221L222 259L220 258V260H219V255H218V257H217V255H215ZM242 256H244V255H242ZM242 256H241V257H242ZM0 257H1V256H0ZM74 257L76 258L77 256H74ZM98 257H99V256H98ZM106 257H107V256H106ZM116 257H117V256H116ZM122 257H124V256H122ZM142 257H143V256H142ZM168 257H169V256H168ZM168 257H167V258L165 257V258L168 259ZM180 257H181L182 259L184 258L183 255H182V256H179V258H180ZM185 257H187V256H185ZM204 257H205V256H204ZM210 257H208V258H210ZM227 257H228V256H227ZM227 257H226V258H227ZM244 257H245V256H244ZM246 257H247V255H246ZM257 257H254V258H256V259H254V260L256 261V264H257V263L259 264V263H260L259 261H261V260H260V259H257ZM2 258H1V259H2ZM8 258H9V257H8ZM42 258H41V259H42ZM44 258H45V257H44ZM60 258H61V257H60ZM70 258H71V257H70ZM70 258H69V260H70ZM75 258H74V259H75ZM78 258H79V257H78ZM92 258H93V257H92ZM100 258H101V257H99V259H100ZM104 258H105V257H104ZM127 258H130V257H127ZM143 258H144V257H143ZM179 258H177V259H179ZM181 258H180L179 260L182 261ZM200 258H201V260L203 259L204 261H205V260H208V261H209V259H206L207 257H206V258H202V257H200ZM239 258H240V257H239ZM242 258H243V257H242ZM263 258H264V256H263ZM16 259H17V260H16ZM41 259H40V260H41ZM45 259H46V258H45ZM53 259H54V258H53ZM65 259H66V258H65ZM86 259H87V258H86ZM95 259H97V258H95ZM117 259L120 260V258H117ZM139 259H140V258H139ZM163 259H164V258H163ZM169 259H170V258H169ZM175 259H174V260H175ZM177 259H176V260H177ZM184 259H185V258H184ZM184 259H183V261H182L183 263L181 262V264H185V263L188 261V260H187V261L185 262ZM191 259H192V260H191ZM217 259H218L219 261H218ZM251 259H253V258H251ZM5 260H6V259H5ZM5 260L3 261V264H5V263L8 264L7 262L10 261V259H7V260H6L7 262H6ZM8 260H9V261H8ZM36 260H35V261H36ZM107 260H108V259H107ZM119 260H117V262H119L118 264H120V261H119ZM121 260L123 261V258H121ZM124 260H125V259H124ZM142 260H143V261H147L146 259H145V260L142 259ZM179 260H177V261L179 262ZM185 260H186V259H185ZM195 260H196V261H195ZM224 260H225V261H224ZM224 260H223L224 262H228V261H226L225 258H224ZM227 260H228V259H227ZM231 260H234V259L232 258ZM243 260H244V258H243ZM245 260H246V258H245ZM254 260H253V261H254ZM258 260H259V261H258ZM12 261H13V260L11 259L10 264H12V263H16V264H17V262H14V261L12 262ZM20 261H19V263H21ZM35 261H34V262H35ZM55 261H56V260H55ZM61 261H62V259H61ZM70 261H71V260H70ZM87 261H88V260H87ZM94 261H95V260H94ZM100 261H101V260H100ZM105 261H106V260H105ZM108 261H109V260H108ZM131 261H132V260H131ZM137 261H140V260H137ZM170 261H171V260H170ZM170 261H167V264H168V262H170ZM177 261H174V262H177ZM208 261H207V264H212V263H209ZM215 261H216V262H215ZM223 261L220 262L219 264L224 263ZM247 261H248V257H247ZM250 261H251L250 264H253V263H252L253 261H252V260H250ZM257 261H258V262H257ZM262 261H263V260H262ZM11 262H12V263H11ZM37 262H38V264H39L41 261L39 262V261L37 260L36 263H37ZM45 262H46V261H45ZM59 262H60V261H59ZM66 262H67V261H66ZM66 262H65V263H66ZM75 262H76V260H75ZM103 262H104V261H103ZM110 262H111V261H110ZM124 262H125V261H124ZM141 262H142V261H141ZM155 262H157V261H155ZM184 262H185V263H184ZM205 262H206V261H205ZM205 262H204V263H205ZM211 262H212V261H211ZM0 263H2V261H0ZM31 263H30V264H31ZM60 263H61V262H60ZM68 263H69V262H68ZM78 263H79V261H78ZM91 263H92V262H91ZM101 263H102V262H101ZM107 263H108V262H107ZM126 263H127V261H126ZM128 263H129V262H128ZM239 263H241V261H240ZM32 264H33V263H32ZM43 264H44V263H43ZM46 264H47V262H46ZM62 264H63V263H62ZM69 264H72V263H69ZM73 264H74V262H73ZM88 264H90V263H88ZM92 264H93V263H92ZM94 264H95V263H94ZM103 264H104V263H103ZM112 264H113V263H112ZM115 264H117V263H115ZM171 264H172V263H171ZM179 264H180V262H179ZM186 264H190V263H186ZM195 264H199V263L197 262V263H195ZM200 264H203V262H200ZM247 264H249V263H247Z\"/></svg>",
    "mask_w": 264,
    "mask_h": 264
}]
</instances>
